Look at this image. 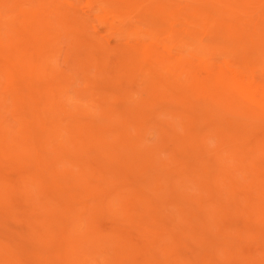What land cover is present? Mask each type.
Masks as SVG:
<instances>
[{"label": "rangeland", "instance_id": "1", "mask_svg": "<svg viewBox=\"0 0 264 264\" xmlns=\"http://www.w3.org/2000/svg\"><path fill=\"white\" fill-rule=\"evenodd\" d=\"M6 1V0H5ZM5 1L4 0H0V137L2 138V137H4L3 139H0V175H1V177H0V182L3 180V181H8L7 183L5 182L4 184V187H3V189L1 188V190L0 191H2V193L4 194H2V196L0 195V200L2 201L0 204H1V206H0V238H2V239H0V244L2 245V247H1V249L3 250V249H5V247L4 246H6V248H7V246L8 245H10L11 243V245H12V247L14 246V247H16V248H12V249H17L18 247L21 249L22 248V242H23V244H24V249H22V250H19V248H18V251H22L21 253L20 252H18V253H16L17 255H18V257H17V255L16 256H14L13 258H14V260H15V258H16V260L18 261V262H20V260H19V253H20V257L22 258H20L21 260H22V263L20 262L19 264H41V259H40V257H42V263L44 262L45 264H53L54 262L56 263V261H57V259L58 258H60L59 260H61V261H59V262H62L61 264H63L64 263V260H65V263H67V261L69 260H66V259H64L63 257H62V259H61V257H59V256H57L58 254H60V253H58L57 251H55L54 249H56L55 247H59L60 245H61V243H63V241H60V240H63L62 239V236L63 237H69V234H70V230H68L69 231V233H68V235L67 234H64V232L67 230L66 228H68L67 226H68V224L70 223V222H74V223H76V224H78L79 226H81V225H83V227L81 228V227H79V229H80V232L82 231V233L83 232H85L86 231V233H87V231H90L91 229H93L94 227H95V229L98 231V232H100V233H110V232H113V231H116V232H118V233H120L122 236H125V237H127V239H130V244H132V245H134V249L132 250V252L131 253H133L132 255H134V256H132V261L133 260H136V262L138 263L139 262V259L138 258H142L141 260L142 261H144V260H150L151 259V255H153V253H154V257L155 258H153V256H152V258H153V260H152V262L155 260V259H158L159 258V260L161 259V256H163V261H159V260H157V262L156 261H154L155 263H168V264H170L169 262H168V260L170 261V260H172L171 258H173V261L175 260V258L177 257L176 256V254H178V253H180L181 255V260H183V261H181V263L182 262H185L186 261V263L187 262H191V264H195L197 261L199 262V264H210V263H212L213 264V259H215V258H213L212 259V257H216V259H217V261H216V259H215V262H218L219 260H222V259H224L225 258V260H231L232 261V263H233V260H236L235 259V256L233 257V254H231V253H235L234 251L232 252V250H234L233 249V247H234V243H235V247H236V245L237 246H242L241 248H235V251H237L236 253H237V256L236 257H238L239 259L241 258V260H238V261H241L242 263H238L237 262V260H236V262H235V264H243V263H246V258H248V259H250V262H249V264H264V251L262 252V250H261V252H260V249H261V243H262V239H263V237H264V235L262 236V237H259L260 239H261V242H260V240H259V238L258 237H256L255 238V236H254V234L257 236L259 233H258V231H260L261 230V232L264 234V229H260L259 227H261V226H259V225H261V223H263L264 224V222H262L261 220H263L264 219V214H263V216L261 215L262 214V212L264 213V209H263V207H264V195L262 194V190H264V180H263V178H264V170H262V169H264L263 167H264V148L262 149L261 147H259V145H261V146H264V142H262V141H264V121L263 122H261V118H262V120H263V118H264V113H262V114H259V115H257L254 111H253V107H252V105H247V104H245L244 103V101L239 97V96H236V95H234V94H232L231 92H230V90H228V89H226V88H224V87H222V86H215V90L217 91V92H215V91H213L212 89V86L211 85H209L210 87H204V86H200L199 84H198V81L199 82H201V80H202V77H203V75H202V68L204 67V65H205V63H207V61H210V62H212L214 65H216L215 67H218V63H219V66L221 67L224 63H226L227 61H228V59L227 58H230V59H233V60H236V62H237V65L240 67V68H242V69H244L248 74L249 73H251L253 76H257L256 78H257V80H262L263 78H264V0H260V2H259V0H189L188 2H187V0H183V1H181V0H156V1H158V4H156V2H154V5H156V6H162V5H164V8L163 9H165V16H166V21H165V26H163L162 27V29L163 30H160L159 32H158V34H157V36H156V38H154V40L153 39H151L148 35H145V33H143V32H140L139 31V33L136 31L135 33H133V34H131V35H129V36H122V37H113V36H110L108 33H104L103 31H101L100 29H98V26H97V23H95L94 22V20H95V17L94 16H91V15H93V13L91 12V14H89L90 13V11H89V9L88 8H85V7H87V6H83V5H86V1L84 2V0H80V2H82V4L80 3V5L78 4L77 6L75 5L76 3H78L77 2V0H76V2H75V4H74V1L75 0H69L70 2H71V5H70V8L77 14V17H78V19L79 18H82L83 17V15H85L86 14V12L88 11V13L85 15V18H86V16H90V18H91V21L90 20H88V17L86 18L87 19V27H88V25L90 24L91 25V27H95V26H97V29H95L94 28V30L90 27V25H89V27L91 28L90 29V31H91V34H92V31L95 33L94 35H97V36H103L102 38H104L103 40L104 41H106V42H111L110 44H112V43H114V46L115 45H117L118 43L119 44H121V43H129V44H134L135 43V45H140V47H142V50H147V49H151V50H153L155 53H157L158 54V52H160V56H162L163 58H166V57H168V60L170 59V61H175L176 59H178V57H181V59H182V62H180L179 63V65H177L176 67H172L173 69H176L175 70V73H178L179 74V77H143V76H139V74H140V72H139V70H138V72H139V74L135 71V73L137 74V76H136V74L134 75V77H127V79H128V81H127V79H126V81H124V79L126 78V74L124 75V73L126 72L125 71V69L121 72L119 69H123V68H125V66H123L124 64H125V62L123 61V60H121V61H123L122 63H121V61L119 60V58H124L123 57V55H122V57H120L121 56V54L119 55L118 54V58H117V56H116V58H117V65H116V68L118 69L117 71H118V73L120 74V72H121V74H120V76H122V77H120L119 76V74H117V73H114L113 72V74H116L117 75V77H119V78H117L115 75V77H111V75L110 74H112V73H110L113 69H114V65H109V63H107V60H106V58H105V56L107 55V53L105 52L104 53V50L105 49H103L102 47L103 46H99L100 47V49L102 48L103 49V56H104V58H105V61L104 60H101V58L103 57V56H101V58H100V60L102 61V62H99V64L101 63V65H98V60H99V53L98 52H95L97 49H98V51H101V50H99V48L96 46V48L94 47V52L95 53H92V50H88L89 52H91L89 55H91L90 57L92 58V60H91V63L93 64H86L87 62H90V61H86V58L85 57H83V55L84 56H89V55H87L88 53V51H87V49H82V50H84V51H82L81 50V48H80V43L79 42H77V41H75V38H73L74 36L73 35H71L72 36V38L71 37H69V35H67L66 34V32H65V30H63L62 32H61V30L60 31H57V30H59V25H58V20H55V16H56V14H55V12H58V10H59V8L58 7H60V5H63L62 3H65V2H63L62 0H45V2H47L46 4H44L43 3V5L44 6H42V2H40L39 0V2H40V4H39V2L37 3L36 2V0H34L33 2H35L34 4L31 2V1H28V0H20L21 2L19 3V1L18 0H8L9 2L6 4L5 3ZM43 1V0H42ZM54 1V2H53ZM61 3H60V2ZM79 1V0H78ZM148 1V0H147ZM153 1H155V0H152V1H150V2H153ZM170 3H169V2ZM179 1V2H178ZM185 1V2H184ZM17 2H18V4H17ZM187 2V3H186ZM248 2H250V3H247ZM10 3V4H9ZM14 3V5L16 6V8H15V6L14 5H12ZM37 3V4H36ZM53 3V4H52ZM56 3V4H55ZM147 3V2H146ZM146 3H145V5H146ZM161 3H163V4H161ZM165 3V4H164ZM191 3V4H190ZM198 3V4H197ZM247 5H246V4ZM66 4V3H65ZM65 4L63 5V6H65ZM148 4V3H147ZM4 5V6H3ZM11 5V6H10ZM25 5V6H24ZM32 5V6H31ZM37 5V6H36ZM75 7H74V6ZM141 5V4H140ZM167 5L169 6L168 8H167ZM172 5V6H171ZM250 5V6H249ZM52 6V9L51 8H48V7H51ZM68 6V5H67ZM142 6V5H141ZM185 6H187V7H185ZM30 7H32V8H30ZM38 8V10L37 9H34V8ZM82 7H84V8H82ZM143 7V6H142ZM22 8V9H21ZM40 8H42L41 10H40ZM144 8V7H143ZM148 8H149V5H148ZM239 8H241L242 9V11L239 9ZM28 9H29V11H38L39 13H37V14H41V16H45V15H48V16H51L50 17V20H47V23L49 24V26L50 27H48V28H50V29H47L46 31H44L43 33H40V32H36L35 31V28L33 29L32 27L30 28L31 29V31H29L28 30V25H31V26H33V24L32 23H34V19L32 18V17H30V15L28 14ZM32 9V10H31ZM51 9V10H50ZM75 9V10H74ZM84 9V10H83ZM61 10V9H60ZM63 10V9H62ZM61 10V12H63ZM167 10V11H166ZM240 10V11H239ZM28 11V12H27ZM48 11V14L46 13ZM51 11V12H50ZM82 11V12H81ZM169 11V12H168ZM60 11L58 12V13H61ZM184 12V13H183ZM185 12H187V14L185 13ZM191 14H189V13ZM4 13H6V14H4ZM171 13V14H170ZM256 13V14H255ZM50 14H52V15H50ZM61 14H63V13H61ZM172 14H175V15H173V17L172 16H170V15H172ZM15 15V17H16V19H15V21H12L13 19V17L12 16H14ZM34 15L36 16V14L34 13ZM182 17L181 19H180V17ZM3 17V18H2ZM10 17V18H9ZM55 17V18H54ZM167 17H168V19H167ZM179 17V18H178ZM184 17V18H183ZM194 17V18H193ZM225 17V18H224ZM240 17V18H239ZM34 20L33 22H32V19ZM89 18V19H90ZM93 18V19H92ZM176 18V19H175ZM3 19V20H2ZM49 19V18H48ZM170 19V20H169ZM179 19V20H178ZM52 20H53V22L56 24V29H55V25H54V23L52 22ZM56 22H55V21ZM167 20H169V22L168 23H170V22H172V21H174V22H172V24L170 23V25H171V27L168 25V23H167ZM184 20V21H183ZM49 21V22H48ZM181 21V22H180ZM183 21V22H182ZM263 21V22H262ZM29 22H32V23H28ZM92 22H94V23H92ZM260 22V23H259ZM173 23H174V26H173ZM177 23V24H176ZM187 24V25H183V24ZM52 25V28H51V25ZM188 24H189V27H185V29H186V31H185V29L184 30H182L184 27L183 26H188ZM191 24V25H190ZM35 25V24H34ZM95 25V26H94ZM169 26V28H168V26ZM177 25V28H178V26H179V29H177V31L179 30V32H177L175 29H174V27ZM172 26H173V29H172ZM259 26V27H258ZM88 27V28H89ZM165 27H167L168 29H167V31H166V28ZM180 27H182V29L180 28ZM25 28H26V30H28L29 32H30V34L32 33V31H34V35L36 34V35H38L37 36V38L39 37V39L41 38V37H43V39H44V41L45 40H47V42L45 41H42V38H41V40H39L38 39V41H37V45H38V43H40V45H39V47H37V49L35 48L37 45H35V44H33V43H30V42H28V40L26 39V41H25V38L23 37L24 36V30H25ZM88 28H86L87 29V32L86 33H89V29ZM190 29V31H191V35H189L188 37L189 38H184V37H187V35H185V34H190V33H186V32H188V30ZM258 28V29H257ZM54 30V31H53ZM182 30V31H181ZM162 31H164V32H162ZM170 31L172 32V33H170ZM183 31H185V33H183ZM48 32V35L46 34ZM60 32V33H59ZM166 32V33H165ZM177 32V33H176ZM180 32H182V33H180ZM192 32H193V34H192ZM259 32H261L262 33V35H260V33ZM53 34L54 33V35H56L57 36V33H59L58 34V37H55L54 36V38H53V36L52 35H50V34ZM64 33V34H63ZM161 33V34H160ZM180 33V34H179ZM257 33V34H256ZM177 34H179L180 36H178ZM195 34V36L194 37H191L192 35H194ZM13 35V36H12ZM32 35V34H31ZM62 35H63V37H62ZM171 35V36H170ZM33 36V35H32ZM44 36H45V38H44ZM49 36H52V37H50L49 38ZM99 36V37H100ZM141 36V37H140ZM12 39H11V38ZM60 37H62V38H60ZM69 37V38H68ZM86 37V36H85ZM92 37V35H90L89 34V36H87L86 38H87V41H89V42H91L92 43V41L94 40L93 38H91ZM170 37V38H169ZM178 37V38H177ZM24 38V39H23ZM83 38V37H82ZM120 38V39H119ZM122 38V39H121ZM143 38V39H142ZM184 38V41L182 40ZM10 39V40H9ZM49 39H51V41L49 40ZM69 39V40H68ZM74 41H73V40ZM92 39V40H91ZM125 39H127V40H125ZM160 40L159 41V43H161V41L162 42H165V43H163L165 46H166V48H167V46H168V48H170V50L167 48V50L165 49V46L161 43L160 45L158 44V40ZM167 39V40H166ZM173 39V40H172ZM185 39H188V41L189 42H193V43H195L194 44V46L195 47H193V43H189L188 41H186L185 42ZM115 40V41H114ZM157 40V41H156ZM172 40V41H171ZM197 40V41H196ZM43 43H42V42ZM54 41V42H53ZM153 41H154V43H153ZM155 41H156V43H155ZM232 41V42H231ZM23 42V44H21ZM28 43V45H27V43ZM53 42V43H52ZM80 42H81V40H80ZM88 42V43H89ZM131 42V43H130ZM137 42V43H136ZM145 42V43H144ZM183 42V43H182ZM249 42V43H248ZM41 43H42V45H41ZM56 43V44H55ZM87 43V42H86ZM90 43V44H91ZM116 43V44H115ZM184 43H186V44H184ZM207 43V44H206ZM242 43V44H241ZM54 44V45H53ZM93 44V43H92ZM97 45H101V44H99V43H96ZM95 44V45H96ZM118 44V45H119ZM156 44L157 45H159V46H157L156 47ZM167 44V45H166ZM168 44H170V45H168ZM187 44H189V45H187ZM217 44V45H216ZM233 44V45H232ZM238 44V45H237ZM248 44V45H247ZM29 45H33L32 47L34 48V50H38V52L37 53H43V55H44V57H46V55L45 54H47V53H49V51L52 49L54 52V55L52 54V52H50L48 55H47V57H51V56H54V57H51L52 58V60L53 61H55V63H53L52 62V64H51V61L49 60V58H48V60H49V62L48 63H50L49 65H48V63H47V58H45V61H44V64H45V66H43V69L44 68H46V69H44L45 71L43 72V74L45 73V72H48V76H47V74L45 73V75H46V77H45V75H43L44 77H40V75H42V74H40L39 75V73H41V72H39V73H35V70L33 71V69H36V70H43L42 69V67H41V65H40V62L42 63V60H43V55H41L40 54V57H39V55H38V57H36V56H34V55H36L35 53L33 54H30L29 55V58L30 59H28L29 61L30 60H32V57L34 56L35 58H37V60L38 61H40L39 63H37L38 65H40L39 67H41V69H37V68H32V67H38L37 66V64H36V62L37 61H35V58H34V60H32L31 62H27V64L25 65V63L26 62H24L25 60H23L22 61V56L20 55H17L16 53V51H19V50H21V51H23V50H25V51H33L32 49V47L30 48V49H28L27 47L29 46ZM48 45H50V47H51V49H50V47H48ZM61 45V46H60ZM94 45V44H93ZM113 45V44H112ZM163 45V46H162ZM180 45H181V47H180ZM189 47L188 49H187V46ZM199 45V46H198ZM222 45V46H221ZM17 46V47H16ZM27 46V47H26ZM35 46V47H34ZM42 46V47H41ZM57 46V47H56ZM149 46V47H148ZM171 46V47H170ZM252 46V47H251ZM13 47V49H11ZM14 47L16 48L15 50H14ZM54 47H56V49H54ZM161 47V48H160ZM218 47H220V48H218ZM226 47V48H225ZM231 47V48H230ZM255 47H258V48H255ZM17 48H19V49H17ZM23 48H25V49H23ZM46 48V49H45ZM50 50H49V49ZM171 48H172V51H171ZM174 48V49H173ZM185 48V49H184ZM194 48V49H193ZM197 48V49H196ZM222 48H224V49H222ZM27 49V50H26ZM46 51H45V50ZM48 49V50H47ZM176 49H178L177 51H176ZM195 49L197 50V51H195ZM44 50V51H43ZM51 50V51H52ZM182 50H184V54H182V52H181V54L180 53H178V52H180V51ZM189 50V51H188ZM241 50H243V51H241ZM256 51V53H255V51ZM24 51V52H25ZM43 51V52H42ZM86 51V52H85ZM148 51V50H147ZM157 51V52H156ZM169 51V52H168ZM260 51H262V52H259ZM10 52H12L13 53V55L10 53ZM15 52V53H14ZM23 52V53H24ZM30 52H26V53H30ZM82 52V53H81ZM102 52V51H101ZM100 52V55L102 54ZM172 52V53H171ZM85 53H87V54H85ZM97 53V56H98V58H97V56L95 55ZM174 53V54H173ZM175 53H177V54H175ZM13 56V57H11V55ZM19 54V53H18ZM80 54H83L81 57H83L82 58V60H81V58H80ZM113 54V53H112ZM189 54H191V55H189ZM27 56H28V54H26ZM50 55V56H49ZM62 55V56H61ZM170 55H174V57L173 56H170ZM187 55H188V57H187ZM195 55V56H194ZM232 55H235L234 57L232 56V58H231V56ZM238 55V56H237ZM15 56V57H14ZM17 56L19 57V58H17ZM73 56H74V58H75V56H76V60H75V63L77 62V64H76V66H74V64H72L73 62H72V59L74 60V58H73ZM109 56H112L111 55V53L110 54H108L107 55V57L109 58ZM115 56V55H114ZM170 56V57H169ZM177 56V58H175ZM241 56H243L242 58H241ZM251 56V57H250ZM8 57H10V58H8ZM42 57V58H41ZM69 57H70V60H69ZM90 57H88L89 58V60H90ZM226 57V58H225ZM244 57H246L247 58V60H245V58ZM56 58H57V60H56ZM93 58H94V61H93ZM252 58H253V60H252ZM22 61V63H19V61ZM79 60V61H78ZM86 61L85 62V64H86V66H85V64H84V61ZM109 60H111V58H109ZM108 60V61H109ZM114 60H115V58H114ZM113 60V61H114ZM120 62H119V61ZM224 60V61H223ZM240 60V61H239ZM261 60H262V62H261ZM34 61V62H33ZM58 61V62H57ZM97 61V62H96ZM112 61V60H111ZM112 61V62H113ZM246 61V62H245ZM250 61H251V63H250ZM81 62H83V63H81ZM103 62H104V65H103ZM110 62V61H109ZM114 62H116V60L114 61ZM114 62H113V64H114ZM250 64H249V63ZM31 63V64H30ZM34 63V64H33ZM111 63V62H110ZM118 63H119V65H120V63L122 64V66L120 65V67L121 68H119V66H118ZM190 63H192L193 64V66H192V64H190ZM194 63H196L195 65H194ZM198 63V64H197ZM215 63H217V64H215ZM32 65L30 68V70L31 71H29V69H28V67L30 66V65ZM80 64V67H79V69H81L82 68V70L83 71H81V72H78L76 69H78V65ZM109 65L110 66V69H112V70H107L108 69V67L109 66H107V65ZM25 67H24V66ZM27 65H29V66H27ZM43 65V64H42ZM81 65H82V67H81ZM93 66V68H92V66ZM102 65L104 66L103 68H102ZM106 65V66H105ZM49 66H50V68H49ZM91 66V68H89ZM112 66H114V67H112ZM180 66V67H179ZM53 67V68H52ZM77 67V68H76ZM107 69H106V68ZM112 67V68H111ZM85 68V69H84ZM87 68V69H86ZM88 68L89 69H91V71L90 72H92L91 74H88V73H90L89 72V70H88ZM95 68H97V70L95 69ZM106 69L105 71H109V76L111 77V79L112 78H114L113 80L114 81H112L111 82V80H110V77H109V82H111L112 84H113V86L107 81L108 80V78L105 76V73L103 72L102 74L104 75H102L104 78H105V80L107 81V84H108V86L106 87L107 89H108V87H109V89L107 90V89H104L105 91H107L106 93H102V92H98L97 91V89L99 90V91H101L102 89H103V87L105 86V83L106 82H104L102 79H103V77H100V78H98V76H96L97 74H95L94 72H98L99 71V69H100V72H101V70L102 69ZM179 68H180V70H179ZM12 69V70H11ZM92 69L94 70V71H92ZM135 69V70H136ZM85 70H86V73H87V71H88V76H90V77H88V76H85L84 77V75L83 74H81L82 72H84L85 73ZM116 69H114V71H115ZM56 71V72H55ZM60 73H59V72ZM104 71V70H103ZM14 72V73H13ZM27 72V73H26ZM29 72H31L32 74H29ZM33 72L35 73V75L33 76ZM37 72V71H36ZM54 72V73H53ZM53 73V76H50L51 74ZM56 73V74H55ZM28 74V75H27ZM57 75L56 77H54L55 75ZM86 74V75H87ZM94 74H95V76H94ZM106 74H108V73H106ZM112 74V75H113ZM201 74V75H200ZM250 74V75H251ZM13 75V76H12ZM30 75H32V77L30 76ZM39 75V76H38ZM99 75V74H98ZM101 75V74H100ZM99 75V76H100ZM9 76V77H8ZM35 76H38V77H35ZM94 76V77H93ZM259 76V77H258ZM261 76V77H260ZM10 78V79H9ZM99 80L100 79V81H102V83H100V81H98L97 79ZM124 78V79H123ZM150 78V79H149ZM159 78V79H158ZM162 78V79H161ZM8 79V80H7ZM95 79H96V82L98 81V83L99 84H103V87H102V85H96L95 84ZM117 79H118V82H115V80L117 81ZM139 79V80H138ZM37 80V81H36ZM8 81V82H7ZM80 81V82H79ZM123 81V82H122ZM79 82V83H78ZM116 84H115V83ZM53 83V84H52ZM38 84V85H37ZM94 84L96 85V87L94 86ZM106 84V85H107ZM118 84H119V86H118ZM80 85V86H79ZM110 85L112 86V87H110ZM117 85V86H116ZM22 86V87H21ZM53 86V87H52ZM121 86H122V88H124V89H129V91L127 92L126 90H124L125 91V93H124V91L121 89ZM208 86V85H207ZM20 87V88H19ZM98 87V88H97ZM100 87H102V88H100ZM151 87H153V88H151ZM27 88V89H26ZM96 88V89H95ZM130 88L132 89V90H130ZM134 88V89H133ZM151 88V89H150ZM7 89V90H6ZM34 89H35V92H34ZM61 89V90H60ZM116 89V91L118 90H122V91H119V92H116V91H114ZM127 89V90H128ZM153 89V90H152ZM11 90V91H10ZM54 90V91H53ZM9 91V92H8ZM18 91V92H17ZM21 91H23V92H21ZM31 91H33V92H31ZM38 91H39V93H38ZM42 91V92H41ZM97 91V92H96ZM103 91V90H102ZM126 92H127V95H126ZM25 93V94H24ZM95 93L96 94H98V95H96V97H94V95H95ZM125 95H124V94ZM27 94H29V95H27ZM69 94V95H68ZM104 94V95H103ZM119 94L121 95V94H123L124 96H122V98L123 97H125L126 96V99H124V102H126V104L128 105L129 104V106L130 107H128L129 109H127V105H125V107L126 108H124L123 106H124V104L125 103H123L122 101H123V99L122 98H120L121 96H119ZM19 95V96H18ZM102 97H101V96ZM198 95V96H197ZM18 96V97H17ZM27 96H29V97H27ZM60 96V97H59ZM65 96V97H64ZM106 96H107V100H105L106 102L109 100V102H108V106H107V108L105 107L104 108V106H103V103H101L102 101L103 102H105L103 99L104 98H106ZM22 97V98H21ZM64 97V98H63ZM104 97V98H103ZM26 98V99H25ZM46 98V99H45ZM54 98H56V99H54ZM62 98H63V100H62ZM67 98V99H66ZM99 98V99H98ZM102 98V99H101ZM200 98V99H199ZM28 99V100H27ZM48 99V100H47ZM65 99V100H64ZM92 99V100H91ZM99 101H98V100ZM111 99V100H110ZM204 99V100H203ZM24 100H26V101H24ZM57 100V101H56ZM59 100H60V102H63V104H65L64 106H61L60 104V102H59ZM62 100V101H61ZM94 100V101H93ZM96 100H97V102H96ZM207 100V101H206ZM23 101V102H22ZM55 101H56V104H55ZM65 101H66V103L68 102V105H66V103H65ZM92 101V102H91ZM113 101V102H112ZM186 101V102H185ZM57 102H59L60 104H58ZM105 102V103H106ZM110 102H112V103H114V104H118V106L117 107H115V106H113L112 104H110V105H112L111 107H110V105H109V103ZM128 102V103H127ZM169 102V103H168ZM193 102V103H192ZM215 102H216V105H217V108H216V105H215ZM9 103H10V105H9ZM33 103H35V104H33ZM90 103H91V105H90ZM97 105H96V104ZM191 103V104H190ZM196 103V104H195ZM208 103V104H207ZM35 105V107L37 106L38 107V110H37V112H35V110L37 109V107L36 108H34L33 107V105ZM47 104V105H46ZM52 104H55L56 106H57V104H58V108L55 110L56 112H57V110L58 109H61V107H62V111H63V108H64V110H65V106H67L68 108H66L67 110H68V112H69V108L72 106V111H71V113H75L77 110H80V108H79V105L80 106H84L85 104H87V109L85 108L84 109V111L82 112V113H79L80 111H82L83 110V108L86 106H84L83 108H81L82 110H80L79 112H77L76 114H77V116H79L78 115V113L79 114H81L82 116H84V114H86L87 116H89V114H91V117H92V114L94 115V112H97V111H99V113H97V114H99V117H97V118H95V116H93L92 118H90V119H88L89 120V122L91 121V119H92V121H93V118H95V119H97V120H99L98 121V123H97V120H95L94 119V123H92V125L91 124H89V122L86 124V118H87V116H86V118L84 119V121L81 119V117L79 116L78 117V119L79 120H81V121H83V122H85V123H83V122H81V123H83L84 124V126H82L83 128H81V125H83V124H80L79 122V120H77V119H75L76 117L74 116V115H76V114H71L72 116H69L67 113H66V115L64 116V114H62L63 112L61 111H59L60 113L59 114H62L63 116H62V118L64 119V118H66V119H64L65 120V122H67V119H69L68 121H70V120H72L71 122H73V123H71V122H69L70 123V125H74V127L76 126V124H77V121H78V123L80 124V126H76V127H78V129H77V131H79L78 133H79V137L77 136L78 135V133H76L77 135V137L75 136V138L76 139H74V137H73V135H71L72 136V138H71V140H70V142H71V144H72V146L74 147H71V144H70V142H68L69 140H68V138H67V140H66V138H64V137H62L64 134L63 133H67V130H69V128H67L68 126L70 127V130H71V126L70 125H65L66 123H64V125H62L61 123H63L64 121L62 120V118H61V120H60V117H59V120H60V122L58 123L59 124V126H58V128H61L60 130L58 129V128H56L55 129V132H53V133H51L50 131H51V129H50V127L52 128V125H51V123H50V119H49V116L47 115V112H50V111H48V110H50V108H52L53 106H51ZM84 104V105H83ZM89 104V105H88ZM122 105V106H120L119 107V105ZM190 104V105H189ZM238 104V105H237ZM242 104V105H241ZM32 105V106H31ZM43 105V106H42ZM75 105H77V107H78V109L76 110V108L74 107L73 108V106H75ZM99 105H101V106H99ZM174 105V106H173ZM188 105V106H187ZM200 105V106H199ZM202 105V106H201ZM203 105L204 106H206V107H203ZM212 105H213V107H212ZM215 105V106H214ZM47 106V107H46ZM70 106V107H69ZM185 106V107H184ZM187 106V107H186ZM198 106V107H197ZM236 106V107H235ZM238 106V107H237ZM4 107V108H3ZM12 107H15L14 108V110H13V108ZM30 107H32L33 108V110H30L29 108ZM103 109H102V108ZM108 107H109V109L111 108V111L110 110H108ZM115 107V108H114ZM172 107V108H171ZM196 107V109H194V108ZM202 107V108H201ZM227 107H228V109H227ZM229 107H230V109H229ZM3 108V109H2ZM7 108V109H6ZM45 108V109H44ZM54 108V107H53ZM56 108V107H55ZM54 108V109H55ZM89 108H90V110H94V111H92L93 113H87V111L89 110ZM92 108H94V109H92ZM95 108H97V109H95ZM101 108V110H98V109H100ZM112 108L113 109H117V108H119L118 110H116L115 111V113L117 112V117L119 118V115H120V122H121V124H119V122H118V124L119 125H123V127L121 126H115L114 127V125H117L116 123H117V121H118V119L115 117L116 116V114H114V113H112ZM183 108H185V109H183ZM191 108H193V110H191ZM216 108V109H215ZM240 110V111H238V109ZM244 108H247V110H248V113H247V111L245 110V112H244ZM28 109H29V111H28ZM104 109H107V111L106 112H109L110 111V116H112V114L113 115H115L114 117L115 118H111L112 119V123H113V121H115L116 123H114V125L112 124V123H110V121H108L109 119H110V117H109V119H107V121H106V119H103L104 117H103V115H102V113L104 114L105 113V111H104ZM124 109H125V111H124ZM131 109V110H130ZM198 109V111L199 112H201L200 114L199 113H197L195 110H197ZM211 109V110H210ZM213 109H215L214 110V112H213ZM226 109V110H225ZM234 109V110H233ZM27 110V111H26ZM44 110H45V112H44ZM47 110V111H46ZM66 110V111H67ZM96 110V111H95ZM121 110H123L124 112H126V113H123V111H121ZM217 110H218V112H217ZM223 110V111H222ZM228 110H230V112L228 111ZM31 111H33L34 112V115L35 116H38V118L37 117H35L34 115H33V112L32 113H30ZM101 111V112H100ZM102 111H104V112H102ZM191 111H194L195 112V114H196V117L195 116H193L192 114H189ZM237 111V112H236ZM241 111H242V113H241ZM253 113H252V112ZM65 112V111H64ZM221 112V113H220ZM8 113H9V115H8ZM28 113V114H27ZM30 113V114H29ZM41 113H42V115H41ZM70 113V112H69ZM84 113V114H83ZM130 115H129V114ZM160 113V114H159ZM206 113H208V114H206ZM210 113V114H209ZM238 113V114H237ZM252 113V114H251ZM255 113V114H254ZM33 115V117H35V118H33L32 116H30V115ZM39 114V115H38ZM96 114V113H95ZM124 114H126V115H124ZM135 114V115H134ZM214 116L215 114H218V115H220L221 116V118L219 119V121L223 124V126L224 127H221V129L223 128L224 130H225V128L228 130H225V132H226V135H228V134H230L229 132H231V131H229V128H231L230 127V125L232 124L233 126H232V128L233 127H236L235 129H232V130H234V132L236 131V136H240V137H238V138H240L241 139V136H243L242 137V139L240 140V139H238L236 136H233V134L231 133L230 134V137L229 138H231V140L229 139V140H227V137L225 138V137H223V139H221V137L220 136H218V133L215 131V130H213L212 131V128H207V124H205V123H207V121L208 120H206V117H208L209 116V118L208 119H211V117L210 116H212V115ZM223 114H226V116H227V118H226V116L225 115H223ZM241 114V116H238V115H240ZM244 116H246L245 118L243 117V115ZM27 116V120L29 121V119H31V121H27L26 120V116ZM68 115V116H67ZM108 115V114H107ZM261 115V116H260ZM40 116V117H39ZM42 116H43V118H42ZM46 116H48L47 117V119H46ZM74 116V117H73ZM103 117L102 119H100L101 117ZM123 116V117H122ZM222 116H225V117H222ZM255 116H256V118H255ZM28 117H32V118H28ZM68 117V118H67ZM85 117V116H84ZM84 117H82V118H84ZM90 117V116H89ZM88 117V118H89ZM249 117H251L252 119H253V121H252V119H249ZM258 117V118H257ZM37 118V121L35 122V124H34V121L32 120V119H36ZM45 118V119H44ZM71 118V119H70ZM73 118L75 119V120H73ZM107 118H108V116H107ZM129 118H130V120H131V122L129 121ZM235 118H236V121H235ZM243 118L244 119H249V120H247L246 122H244V120H243ZM40 119H42L41 121H40ZM110 119V120H111ZM115 119V120H114ZM116 119H117V121H116ZM47 120H49V121H47ZM101 120V121H100ZM125 120H128V124H130L131 123V125L133 124V128L130 126H128V124L126 123L127 121H125ZM243 122H242V121ZM42 122V124L44 125L43 127H44V129L46 128V130H50V131H48V133L50 132V134L51 135H49L48 133H45V135H47V136H44V138H45V140H43L42 139V137H43V135L41 134L40 135V137H41V139H42V141H43V143H48L49 144V142H47V140L49 139V136H50V138H51V143L50 144H56V143H54V140H55V138L54 137H59L60 138V136L63 138V142H61V140L59 141V140H57L56 139V141H59V143L61 142V146H63V149H65L64 150V155H66V156H74L75 154H76V156L77 155H80V156H77V157H75L74 156V158L72 159V160H68V163H66L67 162V157H65L64 155H61V156H63V157H60V158H62L63 160H59L61 163H59L58 162V160L57 159H60V158H57V159H55V160H57V161H53V160H51L52 161V163L50 162V161H48V159L49 158H47V156L46 157H43L42 156V154H46V152H49L50 151V156H51V154L53 155V156H51V157H57L58 155H60L61 153H59V150L57 149L58 147L57 146H60V145H55L56 146V149L54 148V151L53 150H51V148H53L51 145V148H49V149H47V147H49L48 146V144L45 146L44 144L43 145H41L42 143H40V142H42L41 140H40V137L37 139V136H36V131L35 130H37V129H39L40 128V126L38 127V128H35L37 125H41V123L40 122ZM75 121V122H74ZM91 121V122H92ZM102 121H104V122H102ZM125 121V122H124ZM223 121V122H222ZM251 121V122H250ZM105 122H108V125L106 124V127H108V130L109 131H111V133H113L112 131H116L117 132V127H120L121 128V130H120V128H118L119 130H118V134H120V135H117V133H116V136L117 137H112V135L110 136V135H108V134H110L109 132H107L108 130H107V128H104L102 131L100 130V129H102L103 128V125H104V123ZM235 122V123H234ZM27 123V124H26ZM35 125H33V124ZM46 123H48V125H50V126H48ZM95 123H96V127H98V126H100V127H98V129L103 133L104 132V134H102L100 131H98L94 126H95ZM101 123L103 124V125H101ZM112 125V128L114 129H112V130H110L111 128V125ZM125 125H124V124ZM228 123V128L225 126L226 124ZM250 123V124H249ZM22 124H23V127H22ZM78 124V125H79ZM126 124H127V126H126ZM225 124V125H224ZM239 124L241 125L240 127H238L239 126ZM260 124V127L263 125V128H260V127H258V125ZM9 125H10V127H9ZM33 125V126H32ZM47 125V126H46ZM90 125L93 127V129H95L94 131H95V133L97 132L98 133V136H100V139L101 138H105V134H107L108 136H110L109 137V139H111V140H108V139H106V141H103V140H105V139H101V144L100 145H97V146H95V141H97L98 140V136L97 135H95V133H93V131H91L92 130V128H89L90 127ZM98 125V126H97ZM196 125V126H195ZM235 125V126H234ZM245 125V127H242V126H244ZM246 125H247V128H246ZM248 125H250L249 127H251V126H253V125H255V126H253V127H255L257 130L259 129V130H261V132L258 130H256L255 128L253 129V131H251V133L253 134V132L256 130L257 131V134H256V131L254 132V134H256L254 137L255 138H252V136L250 135L251 133H250V130L252 129H250L249 130V127H248ZM30 126H32V129L30 128ZM42 126V125H41ZM46 126V127H45ZM65 126V127H64ZM110 126V127H109ZM206 126V127H205ZM258 128H257V127ZM28 127L31 129V132L34 134L33 135V138L31 137V140H33L34 142H37V143H34L35 144V147L32 145V143H33V141L31 142V140H30V138L29 137H27L28 136V132H30V129H28ZM43 127H41L40 128V130L43 128ZM73 127V126H72ZM102 127V128H101ZM127 127V128H126ZM205 129H204V128ZM11 128V129H10ZM67 129V130H65V131H63L62 129ZM87 128H89V129H91V130H89V131H87L88 129ZM110 128V129H109ZM122 128H125L126 129V131H125V129L123 130V132H122ZM128 128H130V129H128ZM238 128H241L240 129V131L242 132V128H244L243 130H245V128L246 129H248L247 131H248V133L249 134H247V132L246 131H243L244 132V134H243V132H242V134L243 135H241V132L239 131V129ZM10 129V130H9ZM20 129H23V130H20ZM33 129H35L34 131L35 132H33L32 130ZM83 129V130H82ZM107 130V131H104V130ZM128 129V130H127ZM194 129V130H193ZM202 129H203V131H202ZM206 129H208V131H206ZM209 129H211V130H209ZM238 129V130H237ZM26 130H28V131H26ZM40 130H39V134H40ZM52 130H54L53 128H52ZM56 130H57V132H58V130H59V134L57 133V135H56ZM131 130V131H130ZM231 130V129H230ZM263 130V131H262ZM2 131V132H1ZM62 133H61V132ZM76 131V132H77ZM82 131H83V134H82ZM125 131V132H124ZM130 131V132H129ZM199 133H198V132ZM212 131V132H211ZM216 133H215V132ZM30 132V133H31ZM70 132V131H69ZM86 132V133H85ZM106 132V133H105ZM145 132V133H144ZM183 132H187V134H185L184 135V133ZM195 132L197 133V135L198 136H201V137H198L197 135H194L195 134ZM210 132V133H209ZM233 132V133H234ZM238 132V133H237ZM3 133H6V134H4L5 136L7 135V138L3 135L2 136V134ZM18 133V134H17ZM24 133H25V135H24ZM30 133H29V136H31L30 135ZM37 133V134H38ZM87 134V136L85 135V134ZM88 133H90V135H88ZM99 133H101V134H99ZM122 133H125V134H122ZM126 133L127 134H129L128 136L126 135ZM144 133V134H143ZM151 135H150V134ZM181 133V134H180ZM192 133V135H190ZM210 135V138H212V136L213 137H215L216 138V140L214 141V139L212 138V139H210L209 138V136H208V134ZM245 133H246V135H245ZM262 135H261V134ZM19 134L20 135H24V139H25V141L22 139L23 137H20L19 136ZM80 134H82V135H84L85 137H83L82 135H80ZM92 134H94L93 136H92ZM150 136H149V135ZM166 134H167V136H166ZM212 134H214V135H212ZM216 134V135H215ZM234 134V135H235ZM68 135V134H67ZM114 135H115V133H114ZM113 135V136H114ZM122 135L124 136V138L122 137ZM140 135H142L141 137L142 138H139V139H141V140H139L138 139V137H140ZM147 135V136H146ZM171 135V136H170ZM194 135V136H193ZM204 137H203V136ZM233 137H232V136ZM35 136H36V140H35ZM39 136V135H38ZM95 136H97V137H95ZM101 136H103V137H101ZM119 136V137H118ZM129 137H131L129 140H131V142L133 141V139H134V142L135 143H131L130 141H128V142H124V143H122V144H126L127 145V143H128V145H130V143H131V145L130 146H135L136 147V145H140V147H141V144H140V142H142V147L140 148V147H138V149H142L141 151H142V153H140V156H138V154H139V152H141V151H137L138 153H135V154H133L134 152H136V151H133V153H132V151H129L128 153L130 154L128 157H127V155L124 153L123 154V152H127L126 150H129V149H131V150H133V147H131V148H128V145L126 146L127 148H126V150L125 151H123V149L125 148V146H123L122 144V147L120 148V143L122 142V140L123 141H125V139H127L128 140V138ZM168 136H169V138H168ZM173 136H175L174 138H173V140H172V138L171 137H173ZM192 136V137H191ZM208 136V137H207ZM218 138H217V137ZM261 136H262V140L261 141H259L260 139H261ZM13 137L15 138V139H13ZM66 137H68V136H66ZM80 137H82L81 138V140H80ZM92 137L95 139V140H92ZM126 137V138H125ZM151 137V139H153V140H151V139H149ZM163 137H164V139H163ZM168 139H167V138ZM178 137V138H177ZM191 137V138H190ZM236 137V139H238V142L240 143V141L242 142V140L245 142H243V145L245 144V146H246V144H248L247 143V141H248V138H250L249 140H251L252 141V143H256V142H259V143H261V144H258L257 145V143H256V146L258 147H255V149H252L253 151H251V149H247L248 151L247 152H252V153H257L258 154V156H256V158L254 157L253 158V154L250 152V154H246L245 155V153H246V149H245V153H243L244 154V156L247 158V162L249 161V164L247 165L246 164V160L243 162L242 161V158H243V154H241V156H242V158H241V162H243L242 164H241V162H240V160L238 159V158H240V153L242 152V151H244V149L242 150L241 149V144L242 143H240V146L238 145L239 143L238 142H236L235 140L236 139H234ZM247 137V139L245 140V138ZM6 138V139H5ZM21 138V139H20ZM30 140V141H28V139ZM106 138H108V137H106ZM112 138H114L113 140H114V142H116L115 144H118L119 143V145H112V143H114L113 141H112ZM122 138V139H121ZM179 138H180V141H179ZM183 138H184V140H183ZM191 139V140H195V139H202V141H200L201 143V146H197L196 147V145H197V143H198V141H194L193 143H196L195 144V147H194V145L192 144V141H191V143H189V139ZM204 138V139H203ZM220 138V139H219ZM244 138V139H243ZM13 139V140H12ZM65 139V140H64ZM69 139H70V136H69ZM77 139H79L78 141H77ZM83 139H85V140H83ZM99 139V140H100ZM116 139V140H115ZM136 139H137V141H136ZM143 139V140H142ZM157 139V140H156ZM177 139V140H176ZM219 139V140H218ZM224 139H225V141H224ZM234 139V140H233ZM254 139V140H253ZM4 140H7V145H9L10 146V148L11 147H13L12 149L13 150H17L19 153H20V155H22V153L24 154V155H22L21 157V159H23V157L24 156H26V154L24 153V152H26V153H28V154H32V151L34 150V152L36 151V155H34V152H33V155H34V157L36 156L37 158H35V161H34V159L32 158V159H30V161L31 162H29L28 163V161H29V155H27L26 157H28L24 162L22 161V160H18V158H20V156L18 157V156H16V153H15V156H16V158L14 159L13 158V156H11V155H13L12 153H13V151H12V149H10V151H12V153L10 154V152H8V154L6 153L7 151H9V146H8V150L6 149V151L5 150H3V147H5V146H7L6 145V143H5V145H4V143H3V141ZM10 140H12V141H10ZM27 140V141H26ZM37 140H39V141H37ZM77 141V142H80L81 143V146H78V145H80L79 143H78V145H77V143H75L74 142V144H76V146L73 144V141ZM99 140H98V142H99ZM119 140H121V142L119 141ZM126 140V141H127ZM182 140V141H181ZM186 140V141H185ZM187 140H188V144L187 143H185V142H187ZM218 140V141H217ZM222 140V141H221ZM240 140V141H239ZM8 141H10L9 142V144H8ZM13 141H18V146H17V149L15 148L16 146H15V143L13 142ZM24 141V142H23ZM53 141V142H52ZM67 141V142H66ZM81 141H84V142H86L85 144L83 143V142H81ZM89 141H90V143H89ZM92 141V142H91ZM109 141V143L108 144H110L109 146H107V143L106 142H108ZM154 141V142H153ZM166 141V142H165ZM174 141V142H173ZM177 141V142H176ZM179 141V142H178ZM205 141H207L206 142V144H205ZM217 141V142H216ZM230 141V142H229ZM235 141V142H234ZM251 141H249V142H251ZM254 141H256V142H254ZM13 142V143H12ZM23 142V143H22ZM28 142V143H27ZM31 142V143H30ZM67 143V146H70V147H68L67 149H66V144H64L63 145V143ZM98 142H96V144H99ZM137 142V143H136ZM139 142V143H138ZM165 142V143H164ZM223 142V143H222ZM233 143L234 145H232V144H230V143ZM2 143H3V146H2ZM25 143H26V146H25ZM30 143V144H29ZM58 143V142H57ZM88 143V144H87ZM105 143V144H104ZM173 143H175V144H181L180 146L178 145L177 147L180 149V148H182L184 145L182 144V143H185L187 146L189 145V144H191V145H193V147L192 148H196V150L198 149V147L200 148H202V150L205 152V151H207L206 153H209V154H211V152H212V157L214 156V155H217L216 157H218L219 155H221L222 156V152H220L219 153V150L220 151H223V150H225L228 146H229V148L231 147V146H233L232 148H234V149H230V151L232 150V152L233 153H235L236 155H234L232 152H230V154H229V150H225V157H224V159H219L218 158V161L217 162H220V163H224V164H227V166L229 167V169H230V173H229V175H230V181H228L229 179H228V177H227V179H226V177L224 176V177H222V179H223V181H222V179H221V181H222V184H219V183H221V181L220 182H218L220 179H216V178H214L215 176V174L213 175L214 177H212V178H214V179H211V176H212V174L210 175V177L209 176H207V173L208 172H210L211 171V167H215L216 165V163L214 162L215 160H217V158L214 156L213 158L209 155L208 156V154H203V155H205L204 156V158H203V155H202V153L201 152H203V151H201V149H199V151L198 152H196V154H194V151H193V149L189 146L188 148H191L190 149V151H189V149H188V151H187V149L185 150V149H181L180 151H179V149L176 147V145H175V147H172L171 145L173 144ZM212 143V144H211ZM237 143V144H236ZM252 143H250V144H252ZM23 144V145H22ZM36 144H40L39 145V147L36 145ZM92 144H94V146L92 145ZM104 144V145H103ZM208 144V145H207ZM227 144V145H226ZM250 144H248L247 146H249L250 147ZM253 144V145H254ZM11 145H13V146H11ZM28 145L30 146V145H32L30 148H32L33 149V147H34V149L32 150L31 149V151L29 150V148H28ZM86 145H88V147L89 148H91L92 149V147L94 148V150L96 149L95 147H97V149L99 150H97L96 149V151H98L97 153H98V155H100V157H101V155H102V153L104 154V152H105V154L108 156H104L103 157V155H102V160H103V162H105V163H103V162H101V164H103V165H105V166H107V163H108V165H109V160H110V158H111V161H113L114 159H116L117 158V160H114V165L112 164V166L111 165H109L110 167H112L111 169H113V166H115L116 164L118 165V163H119V165H122V162H120V160L121 161H123V165H122V167L121 166H119V167H121L120 169H119V175H118V171H116V169L118 170V167L116 168V169H114L115 171H113L112 170V172L110 171V173L111 174H114L113 176L109 173V169H108V167L109 166H107L106 168H105V166H104V168H103V171L105 170V172H103L102 171V173H104V174H102V173H99L100 172V170H102V166L103 165H100V163H99V161L101 160L100 159V157L96 160L95 158H92V156L90 155L91 153H92V155H93V157L94 156H96V153H95V151L94 152H91L92 150H89L88 149V147L86 146ZM162 145V146H161ZM204 145H205V148H204ZM236 145H238L239 147H240V149H239V147L238 146H236ZM22 148H21V147ZM40 146H44V147H46L45 148V150L44 149H42V147L40 148ZM91 146V147H90ZM98 146H99V148H98ZM106 146V147H105ZM117 146H119L117 149H116V147ZM143 146H144V148H143ZM173 146H174V144H173ZM206 146H208V147H206ZM227 146V147H226ZM235 146V147H234ZM245 146H243V147H245ZM245 147V148H249V147ZM26 147V148H25ZM77 149H76V148ZM81 147V148H80ZM86 147H87V149H86ZM103 147H104V149H103ZM113 147H114V150L115 151H118V149H121L120 150V152L118 151V154L119 153H121L122 154V156H124V155H126L125 157H127V159H125V157H122L121 156V154H119L118 156H117V153L114 151V153H116V154H112L113 153V151H112V149H113ZM159 147V148H158ZM186 146H184V148H185ZM238 147V148H237ZM251 147H252V145H251ZM253 147V148H254ZM19 148V149H18ZM37 148H39L38 150H37ZM62 148V147H61ZM70 148V149H69ZM71 148L72 149H75V150H73V151H71ZM78 148H79V150H78ZM82 148H84L85 150H83ZM105 148L108 150H105ZM108 148H111V149H108ZM146 148H148V149H146ZM166 148V149H165ZM178 150H177V149ZM223 148V149H222ZM225 148V149H224ZM259 148H261V149H259ZM43 150V152L44 151H46V152H44V153H42L40 150ZM48 151H47V150ZM69 149V150H68ZM135 149V148H134ZM151 149V150H150ZM155 149V150H154ZM210 149V150H209ZM211 149H215L216 151H211ZM237 149H239V150H241V152L239 153L238 152V150ZM259 149V150H258ZM58 150V151H57ZM86 150H87V157H88V155H90L89 156V159L88 158H86V156L83 154V152L84 153H86ZM101 150H103V151H101ZM109 150H111V151H109ZM146 150H150V152L149 151H146ZM164 150V151H163ZM166 150V151H165ZM172 150V151H171ZM195 150V149H194ZM234 150V151H233ZM260 151L261 152V156H260V154L258 153V152H256V151ZM262 150V151H261ZM4 151V152H3ZM16 151V152H17ZM60 151H62L63 152V150L61 149ZM78 151V152H77ZM90 151V152H89ZM187 152V156L186 157H188L189 155V157H188V159H186L185 157H184V152ZM201 151V152H200ZM3 152V153H2ZM17 152V153H18ZM31 152V153H30ZM70 152H72V153H70ZM73 152L75 153V154H73ZM100 152H101V154H100ZM133 154V156H131L132 154ZM145 152V153H144ZM165 152V153H164ZM181 152H182V155H181ZM185 152V153H186ZM192 152V153H191ZM217 152L219 153V154H217ZM224 152V151H223ZM39 153H42V154H39ZM59 153V154H58ZM77 153H80V154H77ZM89 153V154H88ZM151 153V154H150ZM157 153V156L160 154V157H161V159H159L160 157H156V154ZM162 153V154H161ZM189 153V154H188ZM197 153H198V155H197ZM199 153H201V155L199 156ZM216 153V154H215ZM229 154V156L230 157H233V159H235V161H237L238 160V162H240V164L239 163H237V165H235L236 164V162L235 161H232L231 162V160H232V158H231V160L229 159V157H228V159L230 160V162L231 163H235V164H232L233 166H231V163H229V162H227V161H229V160H225V159H227L226 158V155L228 156V154ZM7 154V155H6ZM39 154V155H38ZM73 154V155H72ZM146 154H148L147 155V157H149V158H147L146 159V161H145V156H146ZM191 154H192V156H191ZM194 154V155H193ZM231 154H233V155H231ZM83 155H84V157H85V159H87L88 160V162L91 160V162H89V164H88V162H87V165H85L86 164V161L84 160V166H90V170H83L84 168H82L83 166L80 164V167L82 168H80L79 167V162H76L77 161V159L79 160H81V162L83 161L82 159H84L83 158ZM97 155V156H98ZM135 155H136V157H135ZM149 155H152L153 156V158H152V156L150 157ZM177 155V156H176ZM196 155V156H195ZM253 155V156H252ZM32 156V155H31ZM30 156V157H31ZM42 156V157H41ZM45 156V155H44ZM68 156V157H69ZM96 156V157H97ZM112 156H113V158H112ZM119 156H120V158H119ZM142 156H144V158L142 157ZM164 156H165V158H164ZM193 156H195L196 158H197V156H199V157H201L200 159H198V163L200 164H197V165H199V166H196V167H194L193 168V172L195 173L196 171V175L198 174V172H201V171H203V173L202 174H205L206 175V178H207V181L204 183V179L202 180V178L201 177H198L199 175H200V173L198 174V176H197V179L198 180H196V179H194L195 178V176L193 177L192 175H189V174H191V173H193V172H189V174H187V178H179L180 177V175H177V176H174L173 175V173L176 175V172H175V168L174 167H178V164H180V162H181V160L183 159V157H184V159H186L187 161H189V164L190 163H192L191 161H193V159L195 158V157H193ZM206 156H208V157H210V158H205ZM220 156V157H221ZM223 156H224V153H223ZM260 156V157H259ZM48 157H49V155H48ZM59 157V156H58ZM66 159H65V158ZM135 157V158H134ZM154 157H156V158H154ZM177 157H179V161L176 159ZM182 159H181V158ZM198 157V158H199ZM235 157H238V158H235ZM244 157V158H245ZM262 157V158H261ZM39 158V159H38ZM42 158H45L44 160V166H45V164L46 163H48V164H51V165H49V167L51 166V167H53L54 166V168H56V170H57V167H58V169L59 170H62V171H60V172H62L63 173V175H64V173L65 172H67V173H70L71 175H73L74 173H76L77 175L75 176V174L73 175L74 177H75V180H77V179H79V178H77V177H79L78 175H81L80 176V178L81 177H83L84 175L86 176V175H88L89 174V172L88 171H90L92 174H90V175H88L89 176V179L88 178H86L85 176V178L86 179H88L87 181H86V179L83 177V180L82 179H79L80 181V183L82 184L83 183V185H81V184H79V182H74L75 184H79V186L78 187H80V186H82V188L79 190V192H82L83 191V189L85 190V188L86 187H88L87 186V184L88 185H90L91 184V186H89V188H87L86 190H87V192L86 193H81V196H79V199H76V197H75V195L78 193L77 191H76V189H77V186H75L74 185V183H73V186L72 185H69V182L73 179H71V180H69V178H70V176L68 175H65L64 177H69V178H65V179H63L64 177H60V176H58L59 177V179H63V180H61V181H58L57 179L58 178H55V176L56 175H58V174H60L61 175V173L59 172L58 173V171L54 174L53 173V176H50L51 177V181L50 180H48L47 178V176H45L44 174H46L47 175V173H44V174H41L42 172H43V165H41L40 164V161H41V159ZM91 158V159H90ZM104 158V159H103ZM107 158V159H106ZM121 158H124V160H122ZM130 158V159H129ZM137 158V159H136ZM195 158V159H196ZM214 158H216V159H214ZM249 158H251V161L250 160H248ZM261 158V159H260ZM25 159V158H24ZM53 159V158H52ZM70 159H71V157H70ZM93 159H95L96 161H98V163H99V165L97 166V164H96V161L95 160H93ZM120 159V160H119ZM135 159H136V161H135ZM153 159H155V160H153ZM157 159V160H156ZM181 159V160H180ZM182 160V162H184L185 160ZM194 159V161H196ZM204 159V161H202ZM259 159V160H258ZM3 160V161H2ZM66 160V161H65ZM75 160V162H73ZM101 160V161H102ZM108 162H107V161ZM129 160H130V163H129ZM138 160V161H137ZM142 160V162H143V160H144V162H146V163H141V164H139L140 162L139 161H141ZM149 160V161H148ZM161 160H163V161H161ZM173 160H176V162L175 161H173ZM255 161L256 163H254L253 164V162L252 161ZM19 161V162H18ZM65 162V163H63V162ZM92 161H94L95 162V167L97 168H95L94 166H93V162ZM133 161V162H132ZM135 161V162H134ZM152 161V162H151ZM155 161H158V162H155ZM165 161V162H164ZM187 161H185V163L187 162ZM227 163H226V162ZM19 163V165H23V166H25L24 168H26L27 166L26 165H28V167L31 165V168H29L30 170L32 169V163H33V170H29L28 168H26V170H24V168L23 169H21L20 168V166H18V165H16V163ZM21 162V163H20ZM42 162V161H41ZM57 162V163H56ZM69 162H70V164H69ZM75 164V163H78V167H76L75 165H77V164H73V163ZM148 162H149V165H148ZM154 162H155V165H153L154 164ZM160 162V163H159ZM202 162H204V163H202ZM206 162V163H205ZM11 165H10V164ZM15 165H14V164ZM37 163H38V165H37ZM54 163H56V164H58L57 165V167H56V164L54 165ZM90 163H92L91 165H90ZM129 163V164H128ZM138 163V164H137ZM153 163V164H152ZM156 163H157V165H156ZM162 163V164H161ZM167 163V164H166ZM172 165V167H171V165ZM188 163V162H187ZM207 163H209V165L207 164ZM250 163H251V167L249 166L250 165ZM260 163V164H259ZM47 164V165H48ZM66 164H68L69 165V167H70V169L69 168H67L68 167V165L66 166ZM83 164V163H82ZM110 164H111V162H110ZM132 164H134V165H132ZM145 165V167H144V165ZM153 165V167H151L152 165ZM163 166V168L160 166ZM164 164H165V166L166 165H169L168 167L166 166H164ZM193 164H195L196 165V163H194L193 162ZM211 164H212V166H211ZM230 164V165H229ZM252 164H253V166H252ZM256 164V165H255ZM262 164H263V166H262ZM10 165V166H9ZM39 165H41L42 166V170H41V167L39 166ZM62 166L61 168L59 167V166ZM64 165H65V167H64ZM73 165H74V168H73ZM116 165V166H117ZM128 165V166H127ZM138 165H140L142 168H141V170H140V166H139V168H138ZM176 165V166H175ZM205 165V166H204ZM247 165V166H246ZM259 165L261 166V167H259ZM89 166H88V168H89ZM101 166V167H100ZM134 166V167H133ZM137 166V167H136ZM150 166V167H149ZM156 166V167H155ZM174 166V167H173ZM203 166H204V168H203ZM210 166V167H209ZM235 166H239V169L240 170H236V169H238V168H235ZM249 166V167H248ZM258 166V167H257ZM46 167V166H45ZM76 167V168H75ZM94 167V168H93ZM100 167V168H99ZM127 167H128V169H127ZM155 167V168H154ZM160 167V168H159ZM169 167H171V168H169ZM208 167H209V169H208ZM231 167H232V169H233V171H232V169H231ZM254 167V168H253ZM4 168V169H3ZM36 168H37V170H41V172H39L38 173V171H35L36 170ZM40 168V169H39ZM72 168H73V170H72ZM78 168L79 169H81V170H78ZM136 168V169H135ZM148 169V168H150V173H148L147 171L148 170H146V169ZM157 168V169H156ZM164 169V170H162V173L165 171V172H167V170H168V172H167V174L169 175V177H168V175H166L165 174V172H164V176H163V174H161V170L160 169ZM167 170H166V169ZM173 168V171L171 170V172H170V169H172ZM191 168V167H190ZM190 168H189V170H190ZM244 168H246V169H248V170H253L254 169V171H252L253 173H251L250 171H248V172H250V174L244 169ZM262 168V169H261ZM21 169V170H20ZM48 169V167L46 168V170ZM74 169H76L78 172L80 171V173L78 174V172L77 171H75ZM85 169H87V168H85ZM96 169V170H95ZM99 169V170H98ZM122 169L124 170V172L122 171ZM130 169H131V171H130ZM132 169H133V171H132ZM141 171H139V170ZM145 169V170H144ZM203 169V170H202ZM214 169H216V168H214ZM234 169L236 170L235 171V175L237 174L236 172H238V171H242V173H243V175H241L242 173H238V176L237 177H235V180H234ZM255 169H256V171H255ZM259 169H261L262 171H260ZM45 170V171H46ZM50 170H53V172H55V169H53V168H50ZM99 172H98V171ZM106 170H107V174H105L106 173ZM121 170V171H120ZM128 170V171H127ZM136 172H135V171ZM151 170H152V172H151ZM154 170V171H153ZM155 170H156V172L158 171V170H160V171H158L157 173H155ZM209 170V171H208ZM246 171V172H243V171ZM257 170H258V172H257ZM2 171V172H1ZM29 171V172H28ZM44 171V172H45ZM48 171V170H47ZM69 171V172H68ZM72 171H74V173L72 172ZM84 171H86V172H84ZM96 171V173H94ZM125 171H127V172H125ZM145 172L146 171V173H144V174H142L143 172ZM213 171V170H212ZM262 172V174L260 173V172ZM11 172V173H10ZM22 172H25L26 174L24 175ZM30 173V174H28V173ZM51 172V171H50ZM50 172H48V174H50ZM121 172V173H120ZM133 174H132V173ZM169 172H170V174H169ZM215 172V171H214ZM231 172L233 173V174H231ZM256 172V173H255ZM13 173V174H12ZM36 173H37V175H36ZM82 173V174H81ZM83 173H84V175H83ZM88 173V174H87ZM98 173V174H97ZM127 173H129L128 174V177L126 178V174ZM130 173L132 174L131 176H129L130 175ZM154 173L155 174H157V176H158V178L160 179L159 181H155V177H156V175H154ZM159 173H160V175H159ZM193 173V174H194ZM211 173V172H210ZM218 173V172H217ZM217 173H216V175H217ZM245 173H247V175L248 176H250V177H252L251 176V174L253 175V176H255L256 174H259V175H256L255 177H257V179L258 180H255V178L254 177H252L253 178V180H251V182H249V181H247V180H249L250 179V177H248V176H246V177H244V174ZM33 174V175H32ZM52 174V173H51ZM50 174V175H51ZM108 174L110 175V176H108ZM141 174V175H140ZM147 174V175H146ZM148 174H149V176H148ZM261 174V175H260ZM5 177H4V176ZM10 175V176H9ZM14 175V176H13ZM29 177H28V176ZM30 175H32V176H30ZM40 175H42L43 177H41L40 178ZM83 175V176H82ZM92 175H94V176H92ZM95 175H96V177H95ZM97 175H100L99 177H101L100 179V182L102 181L104 184H105V181L107 182L108 181V183H110L111 185H112V181L111 180H114V182L115 181H117V186H118V181L120 182L121 180H122V182H125V183H122V182H120V183H122V185L124 186L125 184H127V182H128V188L131 190V188H132V186H136V187H133L132 188V190H133V193H135V194H138V196L140 195L139 194V191L138 190H142V188H141V186L143 187V191H141V195L143 194V197L140 195V198L141 199H138V196L136 197L138 200H139V202H138V200L134 197L133 198V196H134V194H133V196H132V193H130V192H132V190L130 191L129 189H127V187L125 186V188H124V190H122L121 189V186L122 185H120L119 184V186L120 187H117V188H114V187H116L115 185L116 184H114L113 183V185L112 186H107V190L108 191H106L105 192V188H101L100 186H102L103 187V185H101L100 183H99V179L97 178L98 176ZM107 175V176H106ZM116 175V176H115ZM122 175H124V176H122ZM151 175V176H150ZM155 177H154V176ZM232 175H233V177H232ZM263 175V176H262ZM7 176V177H6ZM25 178H24V177ZM35 176V177H34ZM46 177V179H45V177ZM49 176V175H48ZM93 178H92V177ZM114 176H115V178H114ZM141 176V177H140ZM143 176V177H142ZM167 177V179L166 178H164V177ZM179 176V177H178ZM182 176H184V175H182ZM190 176H192L193 177V179H194V181H192L193 179H191L190 178ZM204 176V175H203ZM243 176V177H242ZM262 176V177H261ZM11 177V178H10ZM22 177L24 178V179H22ZM57 177V176H56ZM90 177L92 178V179H94L95 178V180L96 181H98V184L99 185H97V182H95V181H93V180H91L90 179ZM104 177H108V179L106 178V179H104ZM111 177H113L114 179H109V178H111ZM120 177H121V179H120ZM161 177H163V178H161ZM173 177H176V179H174ZM184 177H186V175L184 176ZM238 177H241V180L238 178ZM6 178V179H5ZM12 178H13V180H12ZM27 178H30L29 180L27 179ZM123 178H125V179H123ZM131 178V179H130ZM145 178V179H144ZM154 179V181H153V179ZM178 178V179H177ZM201 178V179H200ZM236 178H238V180L236 179ZM251 178V179H252ZM27 179V180H26ZM38 179V180H37ZM68 179V180H67ZM84 179H85V184H84ZM104 179V180H103ZM129 179V180H128ZM139 179V180H138ZM179 179H180V181H179ZM183 179V182H184V180H186V182H182L181 180ZM189 179V180H188ZM199 179H200V181H199ZM212 181H210V180ZM226 179V180H225ZM262 179V180H261ZM34 180H36V181H34ZM55 180H57L56 182H55ZM74 180V179H73ZM110 180V181H109ZM165 180V181H164ZM172 180V181H171ZM176 180H178V181H176ZM191 180V181H190ZM201 180H202V182L204 183H202L201 182ZM211 182V184L213 183V182H215V184L213 183L211 186H213V187H211V189L213 190V193L214 194H212V192L210 191V185H208V184H210L209 183V181ZM224 180L226 181V183H228V184H225L224 183ZM238 184L237 186H239V188H240V190H238L237 188H233L232 190H229V189H227L228 188V185H229V183H233L234 181ZM3 181H2V183H3ZM21 181H24V183H26L25 184V186L23 185V186H21L22 184H24L23 182H21ZM30 181V182H29ZM54 181V182H53ZM67 181H69L68 183H67ZM78 181V180H77ZM92 181V182H91ZM147 181V182H146ZM239 181V182H238ZM243 181V183L241 184V182ZM245 181H246V184H245ZM253 181V182H252ZM259 181H261V182H259ZM262 181H263V183H262ZM10 182V183H9ZM13 182V183H12ZM18 182V183H17ZM36 182V183H35ZM47 182V183H46ZM60 182V183H59ZM63 182L65 183H67V185L69 186V187H67V186H65L64 187V184H63ZM130 182V183H129ZM132 182V183H131ZM141 182V183H140ZM144 182V183H143ZM162 182V183H161ZM168 182V183H167ZM174 183V185H173V183ZM195 182H197V183H195ZM201 182V183H200ZM216 182H218V183H216ZM256 182H258L257 183V185H260V183H262L263 185H262V188L260 187V186H257V187H260L262 190H260L259 191V194H257V192H255L254 191V186L255 185H253L252 183H255L256 184ZM16 183H17V185H20L21 186V188H19V186H16ZM29 183H33V184H29ZM38 183V184H37ZM44 183V184H43ZM57 183H59V185L60 186H62V188L65 190V193H66V195L64 194V192H63V189L60 187V186H58L57 185ZM87 183V184H86ZM138 183H139V185H138ZM172 183V184H171ZM191 183H193V185L191 184ZM194 183L197 185H194ZM208 183V184H207ZM224 183V184H223ZM9 184V185H8ZM71 184H72V181H71ZM131 184V185H130ZM135 184V185H134ZM153 184H155V185H153ZM158 184V185H157ZM187 184H188V187H186L187 186ZM206 184L209 186V187H207L206 186ZM245 184V186H243ZM250 184H251V186H250ZM6 185H8V188H10V189H8L7 188V186ZM12 185V186H11ZM29 185H31V186H29ZM41 185V186H40ZM44 185H46V186H44ZM57 185V186H56ZM86 185V186H85ZM141 185V186H140ZM157 185V186H156ZM160 185V186H159ZM162 185V186H161ZM165 185V186H164ZM167 185V186H166ZM200 185V186H199ZM201 185H204V186H201ZM216 185V186H215ZM218 185H219V187H221V189H223L225 186H227V188L225 187L224 188V192L223 191H220L221 189L220 188H218ZM224 185V186H223ZM10 186V187H9ZM16 187V189H15V187ZM33 186H34V188H33ZM39 186V187H38ZM53 186H54V189H56V190H53V193H55V191L57 192V193H62V195L65 197V199H64V197L62 196V198L64 199V200H62L63 202H61V200L59 201V199H58V201H56L57 200V198L56 197H58V194L56 193V194H52L51 192H52V189H53ZM74 186L76 187V188H74ZM99 186V187H98ZM122 186V187H123ZM130 186H131V188H130ZM150 186V187H149ZM153 186V187H152ZM169 186H177L176 188H174V189H176V190H174L172 187H170L169 188ZM178 186H181V187H179L182 191H180L179 189H178ZM184 186H185V188H184ZM230 186V185H229ZM246 186L248 187V189L247 190H249V188H250V190H249V192H250V194L252 193L253 195L256 193V197H254L253 195H251L252 197V200L254 201H252L251 203H252V205H255V200L253 199V197L254 198H263V199H261L262 201V206L260 207V205H258V208H262L263 209V211L262 210H258V212L256 213L255 212V209H256V205L260 202V200L259 199H257L256 200V202L258 201V203H256V205L254 206L255 207V209H251L250 207H249V205L251 206V204H248L249 202H250V195L249 194H247V193H245L244 192V194H243V192L241 191L242 190V188L244 187V188H246ZM13 187V188H12ZM24 187V188H23ZM29 187V188H28ZM41 188L40 190H41V194H40V196L38 195L39 194V191L40 190H38V188ZM46 187V188H45ZM51 187V188H50ZM67 187V188H66ZM72 187L74 188L73 190H75L76 191V194L74 195V194H70L71 196H69V195H67V194H69V193H71V192H73V190H72ZM105 187V186H104ZM156 188V190L155 189H153V188ZM4 188H6V190H4ZM25 188H27V189H25ZM58 188H60V190L61 191H59V189ZM68 188H71V190H68ZM92 188H93V190H92ZM121 189V192H119V191H116V190H118V189ZM139 188H141V189H139ZM151 188H152V190L154 191V194H153V191L151 190ZM160 188V190H158ZM183 188V189H182ZM191 188H192V190H191ZM204 188V189H203ZM214 188H215V190H214ZM33 189H34V191H33ZM48 189H51V191L50 190H48ZM58 189V190H57ZM91 189V190H90ZM100 189V190H99ZM101 189H103V191L101 190ZM111 189H112V191H111ZM114 189H116L115 191H114ZM125 189H127V191L129 190L130 192L129 193H127L126 191H125ZM136 189H138V190H136ZM145 189V190H144ZM162 189V190H161ZM193 189H195V190H193ZM217 189V190H216ZM4 190V191H3ZM9 190V191H8ZM36 190V191H35ZM85 190V191H86ZM89 190V191H88ZM136 190V191H135ZM165 190V191H164ZM172 191V194L170 193L171 191ZM179 190V191H178ZM201 191V192H197V191ZM206 190V191H205ZM237 190H238V192H237ZM258 190V189H257ZM12 191V192H11ZM16 191V192H15ZM24 191H26V193H24ZM30 191V192H29ZM69 191H71V192H69ZM74 191V192H75ZM90 191L92 192L91 194H90ZM93 191H94V193H96V194H93ZM110 191V192H109ZM114 191V192H113ZM135 191V192H134ZM138 191V192H137ZM144 191H146L145 193L147 194H145V193H143ZM160 191V192H159ZM170 191V192H169ZM175 191H176V194H174L175 193ZM186 191V192H185ZM196 191V192H195ZM205 191V192H204ZM236 191V192H235ZM239 191L241 192V193H239ZM9 192V193H8ZM28 192V193H27ZM37 192V193H36ZM73 192V193H74ZM122 192H124V194L122 193ZM155 192H156V194H155ZM158 192V193H157ZM164 192H166V193H164ZM185 192V193H184ZM211 192V193H210ZM216 192H218V196L220 197V196H222V197H220V199L224 202V204H226V206H224V208L226 209V211H225V209L223 208V210L222 209H219L221 212L220 213H218L217 212V214L216 215H214L213 217H211L210 216V210L212 209V211H215V209L218 211V206L219 205H217V208H215L216 207V204H218V203H216L215 202V200H213V202H215L214 204H215V207L214 206H212V205H214L213 204V202H207L208 201V199L209 200H211L212 198L211 197H214L215 195H217L216 194ZM222 192V193H221ZM253 192H255V193H253ZM7 195H6V194ZM31 193V194H30ZM88 193V194H87ZM116 194V196H117V198L115 197V194ZM119 193V194H118ZM121 193L123 194V196L121 195ZM184 193V194H183ZM191 195V196H189V194ZM192 193V194H191ZM196 193V195L194 196L193 194H195ZM204 193H206V194H204ZM233 193V194H232ZM263 193H264V191H263ZM36 194V195H35ZM48 194V195H47ZM51 194H52V196L53 195H57V196H53V198H54V200H55V202L57 203V204H55V202H53V201H51L52 199H50V198H52L51 197ZM78 194H80V193H78ZM90 194V195H89ZM113 194H114V196H113ZM162 194V195H161ZM164 194V195H163ZM180 194H181V198H180ZM186 194H187V198H183V197H185L186 196ZM226 194H227V198L225 197L226 196ZM231 194V195H230ZM235 194V195H234ZM246 194V197L244 196V198H246V199H248L247 201H242V200H244V198H243V195H245ZM260 194H262L261 196H260ZM9 195V196H8ZM11 195V196H10ZM25 195H26V197H25ZM33 195V196H32ZM50 195V196H49ZM60 195V194H59ZM74 195V196H73ZM87 195V196H86ZM95 195V196H94ZM127 195H131V196H127ZM149 195V196H148ZM151 195V196H150ZM158 196V198H155V200H154V202L152 201L154 198H153V196ZM167 195V196H166ZM171 195V196H170ZM199 195V196H198ZM206 195V196H205ZM214 195V196H213ZM235 196L233 199H232V197L233 196ZM237 195H238V197H237ZM239 195H241L242 196V200H240V198H241V196H239ZM259 195V196H258ZM23 196V197H22ZM61 196V195H60ZM91 196V197H90ZM101 196V197H100ZM110 196V197H109ZM119 196V197H118ZM121 196V197H120ZM155 196V197H156ZM218 196H216V197H218ZM11 197V198H10ZM29 197V198H28ZM36 197V198H35ZM74 197V198H73ZM100 197V198H99ZM103 197V198H102ZM110 199H109V198ZM125 197V198H124ZM127 197H131L132 198V200H130V198H127ZM149 197V198H148ZM160 197V198H159ZM204 197V198H203ZM13 198V199H12ZM28 198V199H27ZM59 198H61V197H59ZM73 198V199H72ZM78 198V197H77ZM84 198H85V200H84ZM88 198V199H87ZM99 198V199H98ZM112 198V199H111ZM122 198V199H121ZM123 198H124V200H123ZM128 200H127V199ZM153 198V199H152ZM183 198V199H182ZM193 198V199H192ZM223 198V199H222ZM236 198H238V200H237V202H239V201H241L240 203H238V207L237 208H239V206H240V204L241 203H243V207H241L240 206V210L242 209H245V211L247 210V209H249V210H247L249 213H252V211H253V213H255V215L256 216H254L253 214H251L250 216H251V219L249 218L250 216H249V213L248 212H244V213H241V212H243V211H239L238 209H236V204H237V202L235 203V205L233 204L234 203V201H236V200H234V199H236ZM7 199V200H6ZM11 201V202H9V200ZM37 200V201H40L39 203L38 202H36V201H34V200ZM42 199H43V201H42ZM49 199H50V201H49ZM71 200L72 202L74 201V203H70L71 201H69V200ZM105 199V200H104ZM144 200V201H142V202H140V200ZM160 199V202L159 201H157V200H159ZM164 199H165V201H164ZM173 201H172V200ZM187 199V200H186ZM192 199V200H191ZM250 199V200H249ZM28 200H30V201H28ZM33 200V201H32ZM77 200L79 201L78 203H77ZM114 200V201H113ZM117 200H120V201H124V206L123 205H121L122 204V202H118ZM127 200V201H126ZM166 200H167V202H166ZM170 200V202L168 203V201ZM180 200V201H179ZM182 200H186L187 201V203H188V201H190V202H193V203H198V201H199V204L198 205H195L194 204V206L196 207V208H194V206H192L191 204H189L190 205V207L192 208H190V210H189V205L187 206L186 205V202L185 201H183V202H185L184 204H185V208L187 209H185L184 207H182V205H178V203L176 204L175 202H179V204L181 203V201ZM196 200H197V202H196ZM205 200V202H203ZM228 200V201H227ZM234 200V201H233ZM5 201H8V202H5ZM49 201V202H48ZM112 201H113V203H112ZM115 201H117V202H115ZM129 201V202H128ZM147 201L152 205V207L154 206V204L157 202V203H159V204H155V205H158V207L157 206H154L153 208L150 206V204L148 205V203H147ZM171 201H172V203H171ZM225 201H226V203H225ZM231 201V202H230ZM233 201V202H232ZM28 202H30V203H32L33 205H31V207L33 206V208H35V210L33 209V210H31V208H29V205H28ZM50 203V206H49V204L47 205V203ZM51 202L52 203H54V204H51ZM66 202H68V204H67V206L68 207H65L66 205ZM82 202H83V204H82ZM93 202V205L91 204V203ZM100 202H102V203H100ZM127 202L129 203V204H127ZM131 202V203H130ZM136 202H137V204H136ZM153 202V203H152ZM161 202H163L164 204H165V202L167 203V204H165V207H166V205H167V208H168V212L166 211L167 210V208L165 209V210H163L165 207H161L160 208V206L162 205L163 206V203L162 204H160ZM173 202H174V204H173ZM182 202V203H183ZM206 203L207 205H208V207H209V209L207 208V205H202L201 203ZM260 202V203H261ZM2 203H3V205H2ZM29 203V204H30ZM36 205H38V206H35V204ZM42 203V204H41ZM60 203V204H59ZM76 203V204H75ZM86 203V204H85ZM97 203L99 204V205H97ZM115 203V204H114ZM133 203H135V204H133ZM146 203V204H145ZM181 203V204H182ZM192 203V204H193ZM259 203V204H260ZM4 204H6V205H4ZM15 204V205H14ZM62 204H64V205H62ZM74 204V205H73ZM85 204V205H84ZM89 204H91V206L89 205ZM134 206H136V207H134ZM171 204H173V205H175L176 206V208L175 207H173L172 208V206H169V205ZM183 204V205H184ZM223 204V203H222ZM53 205V206H52ZM58 205V206H57ZM59 205H60V209H59ZM76 205H78V207H80V210L83 208V211L81 210V212H83V213H81V214H77L76 212H74L75 214H77V215H75V216H70V214L71 213H73L72 211H73V207L74 206H76ZM112 205V206H111ZM138 205L140 206V207H138ZM141 205H144V207L143 206H141ZM200 205H202V206H204L203 207V210L204 211H200L199 209H202V208H200V207H197V206H200ZM13 206V207H12ZM28 206V207H27ZM41 206H43V207H41ZM49 206V207H48ZM70 206H72V207H70ZM83 206V207H82ZM91 207V209H92V212H88V213H86L87 211H90V210H88L86 207ZM97 206V207H96ZM98 206L100 207V209L98 208ZM126 206V207H125ZM151 208H150V207ZM169 206V207H168ZM187 206V207H186ZM206 206V207H205ZM6 207V208H5ZM40 207V208H39ZM46 207V208H45ZM50 207H52V208H50ZM78 207H77V210H79L78 209ZM98 208L97 210H98V212H99V210H101L103 207V209L100 211V213H101V218H99V216H98V212L97 211H95L94 210V208ZM105 207H106V209H105ZM131 209V210H129V208ZM137 207L139 208L138 210H140V208H141V212H142V210H143V212L142 213H144L145 214V211L144 210H147V208H150V209H148V211H146V214L149 216H147V219H148V222H147V224L145 223V221L147 220H144L145 218H146V216L145 215H143L141 212H139L138 210H137ZM157 207V208H156ZM171 207V208H170ZM178 207V208H177ZM212 207H214V208H212ZM8 208V209H7ZM28 208V209H27ZM47 208H49L48 210H47ZM56 210H55V209ZM63 210H62V209ZM65 208H66V210H65ZM68 208V209H67ZM70 208V209H69ZM75 208V207H74ZM85 208V209H84ZM111 208V209H110ZM124 208V209H123ZM143 208H145V209H143ZM156 208V209H155ZM159 208L163 211H161V213H163V215L165 216V215H167V216H169V217H171V218H169V221H167V219H168V217L166 218H164V216L162 217V216H160L161 218H163V219H166V221L167 222H164L163 221V219H161V218H159L158 217V214L160 215L161 213H159L160 211H158L159 210ZM180 208V209H179ZM205 208H207L208 209V211H209V213H206V212H208V211H205L206 209ZM222 208V207H221ZM227 208H228V210H227ZM232 208V209H231ZM234 208V209H233ZM5 209V210H4ZM14 209V210H13ZM38 209H39V211H38ZM46 209V210H45ZM116 210V211H114V213H113V210ZM135 209L137 210V212L135 211ZM155 209V210H154ZM171 209H175V211L174 212H172L173 210H171ZM179 209V210H178ZM250 209L252 210L251 212H250ZM7 210V211H6ZM54 210H55V212H54ZM69 210V211H68ZM76 209H74V211H75ZM79 210V211H80ZM103 210H105V211H107V212H104ZM124 210H127L126 212H125V214L127 215V217L125 216V214H123V212H124ZM134 210V211H133ZM158 212H157V211ZM197 210V211H196ZM257 210V209H256ZM8 211H9V213H8ZM43 211V212H42ZM59 211V213H56V212H58ZM65 211V212H64ZM68 211V212H67ZM79 211H78V213H79ZM103 211V212H102ZM117 211H119L120 213H118V214H121V216H119V218H118V216H117ZM150 211V212H149ZM165 211V212H164ZM180 211V212H179ZM211 211V212H212ZM222 211L224 212V213H222ZM228 211V212H227ZM237 211H239V213H235V212H237ZM262 211V212H261ZM17 212V213H16ZM33 212H35V213H33ZM36 212L38 213V214H36ZM41 212V213H40ZM67 212V213H66ZM108 212H110L109 214V216L108 217H110L111 216V218H108L107 217V215L105 214V213H107L108 214ZM129 212V213H128ZM134 212H136V214L134 215ZM171 212V213H170ZM197 212H198V214L199 215H197L198 216V218H199V221H198V223L196 222V220L194 219V217H197L196 216V214H197ZM201 212H203V213H201ZM260 212H261V214H260ZM12 213V214H11ZM44 213V214H43ZM46 213V214H45ZM47 213H48V215H47ZM63 213H65V214H63ZM86 215H88V219L90 218V217H92L91 219H89L90 221L92 220V219H95L93 222L91 221H86V223H88L89 224V226L90 227H93V225H94V227L93 228H91V229H86V228H90V227H87V226H84V225H86V223H85V220H87L86 219V216H85V214ZM139 213H141L143 216H144V219L142 220V218L141 217H143L142 215L140 216V214ZM151 213V214H150ZM158 213V214H157ZM167 213V214H166ZM181 213V214H180ZM195 213V214H194ZM228 213V214H227ZM245 213H247V214H245ZM259 213V214H258ZM19 214V215H18ZM50 214V215H49ZM60 214H62V216L60 215ZM157 214V215H156ZM174 215V214H178L179 215V217H180V220H176V219H179L178 218V216H175L176 217V219H175V217H174V219H173V217L171 216V215ZM201 214H203L205 217H207V219L206 218H204V216H201L200 217V215ZM207 214H209V216L207 215ZM219 214H221V215H219ZM225 214H227L228 215V217H226L227 215H225ZM236 214H239L238 216L240 217H237L236 216ZM242 214H243V216H242ZM15 215V216H14ZM36 215V216H35ZM37 215L40 217V215H43V216H41L40 218L39 217H37ZM57 215V216H56ZM59 215L61 216V219H63L62 217H67V220H69V221H66V219L64 218V220H65V223L63 222V221H60V219H57L58 217H59ZM70 217H68V216ZM74 215V214H73ZM96 215V218L95 217H93V216H95ZM100 215V214H99ZM104 215V216H103ZM123 215V216H122ZM133 215V216H132ZM152 215H153V217H152ZM156 215V216H155ZM162 215V214H161ZM185 215V216H184ZM258 215H259V218H258ZM51 216L53 217V220H52V218H51ZM79 216H80V218H79ZM83 216H85V219H84V217ZM90 216V217H89ZM113 216V217H112ZM116 216V217H115ZM130 218H129V217ZM135 216V217H134ZM151 216V217H150ZM184 217V220L186 219V221H185V223H188L189 222V220H191V222H190V224L188 223L186 226H188L187 227V229H186V226H184V229H186V230H188V231H186V232H183V231H180V233H182V235L183 236H187V237H183V236H181V235H178V234H176V233H173L171 230H175V232H176V228L175 227H173L172 229L170 228L169 229V226L167 225V223L169 222L170 223V225H173V223H174V225L176 226V223H177V226H178V223L179 224H182L181 222H179V221H181V220H183L182 218ZM261 216V217H260ZM32 217H34V218H32ZM38 219H37V218ZM47 217V218H46ZM105 217V218H104ZM123 217H125V218H127L126 219V222H128V220L129 219H131V218H133L132 219V222L134 221V224H136V222H137V220H142L143 221V223H145V224H143L142 223V221H141V224H140V226H139V229H138V227H137V229H133V231H132V226H133V223L132 222H130V224L132 223V225H130L131 226V228H130V226H129V223H125V221H123L122 219H123ZM156 217V218H155ZM187 217V218H186ZM203 217V218H202ZM220 217V218H219ZM233 219H232V218ZM243 217V218H242ZM245 217H246V219H245ZM257 218L256 220L258 221L259 219V221H258V224H257V222L255 221V220H253L252 218ZM32 218V219H31ZM48 218H49V220H48ZM56 218V219H55ZM60 218V217H59ZM69 218V219H68ZM99 218V220H97ZM110 219V221H107L108 219ZM115 218V219H114ZM117 218V219H116ZM124 218V219H125ZM135 218V219H134ZM153 218H155V219H158L159 218V220L158 221H162V223L164 222L165 223V225L167 226L166 228H165V226H164V228H163V224H160L159 222V224L162 226V228L163 229H167L168 228V230H167V235L165 234V233H158L159 231H161V229H159L158 227H160V225H158V223H157V220H156V223L157 224H155V223H153V222H155V219H153L154 221H152V219ZM198 218H196V219H198ZM203 219V223H201L202 222V219ZM208 218H211V219H209L208 220ZM215 218V220L216 221H214L213 219ZM218 218V219H217ZM228 218H230V219H228ZM242 218V219H241ZM250 220H252L254 223H256V226H254V223H252L253 225H251L250 223V221H249V219ZM254 218V219H255ZM28 219L31 221H28ZM75 219V220H74ZM84 219V220H83ZM107 219V220H106ZM118 219H120L121 221V223H123L124 222V229H125V232L126 233H123L122 234V232L124 231L122 228V226H121V230H120V223H119V221H118V223L119 224H116L117 223V220ZM171 219V220H170ZM224 219V220H223ZM34 220V221H33ZM48 220V221H47ZM55 220V221H54ZM57 220V221H56ZM82 220V221H81ZM102 220V221H101ZM105 220V221H104ZM113 220H115V225H119V227H117V228H115L114 227V225H112L113 223H114V221ZM175 222H174V221ZM204 220H205V222H204ZM206 220H208L209 221V227H210V229H209V227L207 226V224H208V221H206ZM213 220V221H212ZM225 220L228 222V224L232 221V220H234V221H232V223H231V225L229 224V227L225 224V223H227V222H225ZM47 221V222H46ZM59 221V222H58ZM104 221V222H103ZM177 221V222H176ZM194 221V222H193ZM230 221V222H229ZM236 221V222H235ZM28 222H30L31 224H28ZM43 222H45V223H43ZM53 222H55V223H53ZM67 222V223H66ZM69 222V223H68ZM83 222V223H82ZM91 223V225H90V223ZM108 222H110V224L108 223ZM234 222H235V224L236 223H238V224H234ZM249 222V223H248ZM32 223H33V225H34V227L35 226H37V227H39V228H37V229H34V230H37V232L39 233V234H42L43 232H44V230H45V225H47V228L49 229L48 231H47V235H48V242L49 241H51L52 242V246H55V247H53L52 249L51 248H45V247H43L42 245H41V243L39 242L40 240L36 237V234L35 233H33V229L31 230V228L33 227L32 226ZM48 223V224H47ZM71 224L70 223V227H74V226H76V224ZM99 223V224H98ZM192 223H194L193 225H192ZM204 223L206 224V225H204ZM212 223V224H211ZM217 223V225H215ZM6 224V225H5ZM26 224L29 226H26ZM64 225L62 228L63 229H65V231H62L63 229L62 228H60L61 227V225ZM65 224H67V225H65ZM87 224V225H88ZM184 224V223H183ZM203 224V225H202ZM211 224V225H210ZM219 224L221 225V227H219ZM241 224V225H240ZM111 225V226H110ZM143 225H145V226H147V225H149L150 227L148 228V226L147 227H145V226H143ZM173 225V226H174ZM197 225V226H196ZM223 225H225V226H223ZM49 226V227H48ZM59 226V227H58ZM128 226V227H127ZM135 226H137V225H134V227ZM152 226V227H151ZM180 227H179V229L181 230V227H183V225H179ZM197 228H196V227ZM198 226H200L199 228L200 229H198ZM215 226H216V228H215ZM241 226V227H240ZM253 226V229L252 228H249V229H252V231L251 232H249L250 230L248 229V227H252ZM263 226V225H262ZM8 227V228H7ZM69 227V228H70ZM84 227H86V228H84ZM113 227V228H112ZM154 227H156L155 229H154ZM202 227V228H201ZM214 227V228H213ZM223 227V230L224 231H226V232H222V231H220V229ZM224 227H226V229L228 228L230 231H231V233H232V231H233V233H234V235H233V233H232V235H233V237H237L238 239H240V242H242V243H240V242H238L239 240L238 239H231L232 238V236H231V238H230V232H229V235L228 234H226V233H228L227 232V230L224 228ZM232 227H234V228H231ZM239 228L238 229V232H239V230L242 228V229H244L245 231H244V233H243V230H242V232H241V230H240V232L241 233H243L244 235L245 234H247L246 232V229H248L249 231V233L250 234H248L247 236H248V239L249 240H245V239H242V238H247V236L245 237V236H238V235H240V232L239 233H237L236 234V236H235V231H236V229L235 228ZM264 227V226H263ZM262 227V228H263ZM36 228V227H35ZM42 228V229H41ZM52 228V229H51ZM68 228V229H69ZM130 228V229H129ZM150 228H152V229H150ZM198 229V233L194 230V229ZM54 229V230H53ZM72 229V228H71ZM117 229V230H116ZM119 229V230H118ZM154 229V230H153ZM159 229V230H158ZM162 229V232L163 231H165V230H163ZM183 229V230H184ZM215 229H217V230H215ZM233 229H235V230H233ZM258 229H260V230H258ZM30 230H31V233H29L30 232ZM39 230H41V232L39 231ZM55 230H56V232H55ZM112 230V231H111ZM141 230L143 231V232H141ZM190 230V231H189ZM192 230L193 231H195V232H192ZM202 231V233H201V231ZM258 230V231H257ZM75 232V228L73 229V230H71V233L72 234H70V236L72 235V237H74L75 235L74 234H76V233H74ZM109 231V232H108ZM141 233H140V232ZM150 231V232H149ZM155 233H154V232ZM171 231V232H170ZM177 233H179V230L177 229ZM150 233V237H153V234H158V236L156 237L157 238V241H156V244H157V242L160 240V238H161V240L159 241V244H157L156 245V247H155V252H154V250H150V251H148L149 252V254H150V258L149 257H147V254H146V257L145 256H143L145 253H143V252H145V250L146 249H148V247L147 246H145L144 244H145V242H147L146 241V238L144 237V235L143 234H145V233ZM166 232V231H165ZM170 232V233H169ZM220 232V233H219ZM237 232V231H236ZM15 233V234H14ZM51 233V234H50ZM53 233V234H52ZM66 233V232H65ZM153 233V234H152ZM172 233V234H171ZM179 233V234H180ZM186 233V234H185ZM195 233V234H194ZM207 233V235H208V238H210L212 235H214L213 237H212V239L210 240L211 242L210 243H207V241L205 240L206 239V234ZM224 233H225V235H224ZM21 234V235H20ZM32 236H31V235ZM57 235V237H56V235ZM159 234H161L160 236H162V234H163V236H164V234H165V238L166 237H168L167 239H168V241H166V239H164V237L162 236V237H160L159 236ZM196 234H202L203 235V237H205V238H203L202 237V235H197L196 236ZM218 234V235H217ZM219 234H220V236H219ZM242 234V235H243ZM55 236V238H54V236ZM170 237H169V236ZM178 235V237H176ZM189 235L191 236V238H193V236H194V239H192V241L190 240V237H189ZM193 235V236H192ZM209 235H210V237H209ZM223 235H224V238L222 239V237H223ZM4 236V237H3ZM11 236V237H10ZM50 236H53V237H50ZM218 236V237H217ZM258 236H260V234L258 235ZM18 237H20V240H19V238ZM25 237V238H24ZM172 237V238H171ZM195 237L196 238H198L197 240H199L198 241V243H199V245H197L196 243H194V244H196L197 246H195L194 244H193V242L195 241ZM199 237H200V239H199ZM215 237L216 238H221V240L220 239H217V240H215ZM253 237L255 238V239H253ZM8 238H11V239H8ZM14 238V239H13ZM22 238H24V239H22ZM31 238V239H30ZM176 238H179L180 239V241L178 242V240H176ZM181 238H183V241L181 240ZM186 239V241H185V239ZM188 238V239H187ZM228 238V239H230L231 241H229V240H226V239ZM5 239L6 240H8V242H10V244H8V243H6V241H5ZM32 239H34V240H32ZM36 239H38V241L36 240ZM162 239H164V240H162ZM171 239V240H170ZM253 239V240H252ZM259 241H258V240ZM10 240V241H9ZM232 240H233V242H232ZM238 240V241H237ZM242 240V241H241ZM256 240V241H255ZM2 241L4 242L5 241V243H2ZM15 241V242H14ZM19 241V242H18ZM27 241H28V244H27ZM34 241V242H33ZM171 241V242H170ZM188 242V246L186 245V243ZM205 244V243H207V245L210 247L211 245L213 246V247H211V248H213L212 250L211 249H207V248H209L208 246L207 247H205L204 248V246H200V245H203V243ZM218 241L220 242V243H218ZM235 241H237V242H235ZM32 242L34 243V244H32ZM38 242L40 243V245L38 244ZM59 242V243H58ZM165 242H166V246L164 245L165 244ZM192 242V243H191ZM202 244H201V243ZM215 242H216V244H218V245H221V244H224V243H228L227 244V246H226V244L224 245L225 246V248L226 247H230L231 246V244L233 245V247L231 246L230 248L231 249H228V248H226L227 250H229L228 252H227V250H226V253H225V251H224V249L225 248H223L222 246H217V247H219L218 249H220V248H222V252L220 251V250H218V251H215L216 249H215ZM224 242V243H223ZM253 242H255V244H257V245H259V243H260V246H257V245H255V244H253ZM36 243V244H35ZM169 243V244H168ZM180 243V245H178ZM247 243V244H246ZM249 243V244H248ZM263 243H264V241H263ZM263 243H262V245H263ZM3 244H4V246H3ZM8 244V245H7ZM49 244L50 243H48L47 244V246H49ZM86 244V243H85ZM97 244H99L98 242L97 243H95V245H96V247H97ZM160 244L162 245V248H161V246H160ZM16 245V246H15ZM20 245H22L21 247H20ZM28 245V246H27ZM30 245V246H29ZM45 245V244H44ZM88 245V244H87ZM94 245V246H95ZM187 246V251H188V253H186L187 251L186 250H184L183 251V249H185V247ZM245 245V247H243ZM27 246V247H26ZM42 246V247H41ZM46 246V245H45ZM51 246V247H52ZM86 245H82L79 249H80V251L82 252H87V250H88V254H92V255H90V257H89V255H87L88 256V258H87V256L86 255H84V254H87V253H80L79 254V257H80V260H83L82 259V256L83 257H85V258H87V261L88 260H90L91 258H93L94 256H96V257H94L95 259H97L98 258V262L99 261H101L102 259H104L105 258V254H104V256L102 255V254H100L99 256H98V252L97 251H93V249H92V247H88V246H86ZM142 247V248H140V247ZM144 246H145V248H144ZM163 246H164V248H163ZM172 246V247H171ZM179 246H181V247H179ZM195 246V247H194ZM206 246V245H205ZM254 246H256V247H254ZM30 247V248H29ZM35 247V248H34ZM84 247V248H83ZM96 247H94L95 249H96ZM110 247H114L113 245H110ZM158 247H160V249L161 250H159V248ZM169 247V248H168ZM200 247H202V248H200ZM263 247V246H262ZM8 248L9 249H11V247L10 246H8ZM31 248H32V250H31ZM33 248H34V250H33ZM38 248H45L46 250H52V256H44L43 254H47V253H50L51 252V250L50 251H46L45 252V250H43V252H42V250L41 249H39L40 251H39V253H38V255H37V252L35 251L36 249H38ZM81 248H82V250H81ZM86 248V249H85ZM204 248V249H203ZM242 248H244V250H246V251H244V250H242ZM247 248V249H246ZM248 248L250 249V251H247L248 250ZM254 248V251L252 250ZM259 249L258 251L261 253H259L258 251H256L255 249ZM11 249V250H12ZM59 248H57V250H58ZM84 249V250H83ZM139 249H142V250H144V251H139ZM158 249V250H157ZM164 249V250H163ZM194 249H196V250H194ZM61 250V247H60V249H59V252H61L60 251ZM98 250V249H97ZM176 250H179V252H177ZM192 250H194L193 252H192ZM231 250V251H230ZM1 251V250H0ZM53 251L54 252H56L55 254H56V257H53ZM90 251H92L91 253H89ZM146 251V252H147ZM166 251V252H165ZM200 251V252H199ZM208 251V252H207ZM212 251V252H211ZM240 251H242V252H240ZM253 251V252H252ZM2 252H4V251H2ZM12 252L14 253V252H17V251H13L12 250ZM45 252V253H44ZM95 252H97L96 254H94ZM156 252H160V253H156ZM170 252V253H169ZM185 253V254H183V253ZM197 252H198V255H196L197 254ZM215 252H216V254L218 255V257H217V255L215 254ZM220 253V254H218V253ZM231 252V253H230ZM249 253V252H251V253H249L248 255H250L251 254V257L250 256H248V255H245L246 253ZM255 252H256V254H255ZM23 253H24V255H23ZM155 253L157 254V255H161V256H157V255H155ZM168 254V255H170V256H168L170 259H168L167 260V258L168 257H165L164 256V254ZM224 253V254H223ZM228 253H230V254H228ZM236 253L234 254V255H236ZM83 254V255H82ZM140 256H139V255ZM141 254H142V256H141ZM148 254V255H149ZM172 254H174V257H171V255ZM183 254V255H182ZM188 254V255H187ZM212 254V255H211ZM226 254V255H225ZM257 254H260L261 255V257H260V255H257ZM31 255H34L35 256V258L33 257H31ZM102 255V256H101ZM179 255V254H178ZM223 255H225L224 256V258H223ZM229 255H232V256H229ZM240 255H242V256H239ZM27 256V257H26ZM93 256V257H92ZM98 256V257H97ZM137 256H139V257H137ZM173 256V255H172ZM180 256H178L176 259H178ZM184 256H186V257H184ZM193 256H195V257H193ZM219 256H221V257H219ZM257 256V257H256ZM258 256H259V258H258ZM28 257H30V258H28ZM39 257V258H38ZM52 257V259H50ZM58 257V258H57ZM100 257H101V260H100ZM103 257V258H102ZM106 257H107V255H106ZM146 259H145V258ZM156 257H158V258H156ZM164 257H165V260H164ZM183 257H184V259H183ZM227 257V258H226ZM242 257H245L244 259H242ZM255 257V258H254ZM11 258V257H10ZM12 258V259H13ZM28 258V259H27ZM45 258H47V259H50L51 261H49L48 260V263L46 262L47 260H45ZM85 258H84V260H85ZM135 258V259H134ZM144 258V259H143ZM232 258H233V260H232ZM36 259H38V260H36ZM40 259V260H39ZM95 259H91L92 260V262H91V260L89 261V262H91L92 264H95L94 262H95ZM137 259H138V261H137ZM190 259V260H189ZM192 259V260H191ZM208 259V260H207ZM257 259H259V260H257ZM25 260H26V262H25ZM37 262H36V261ZM56 260V261H55ZM96 261V262H97ZM142 261H140V262H142ZM165 261H167V262H165ZM172 261V262H173ZM177 261V260H176ZM212 261V262H211ZM14 262V261H13ZM72 262V261H71ZM86 262V261H85ZM97 262V263H98ZM139 262V263H140ZM152 262H150V264L152 263ZM171 262V263H172ZM180 261H179V259H178V261L177 262H175L176 264H180L179 263ZM193 262V263H192ZM198 262L196 263V264H198ZM214 262V264H218V263H215ZM228 262V261H227ZM225 263V261L223 260V264L225 263V264H231V262L229 263ZM17 263V262H16ZM54 263V264H55ZM78 264H79V262H77ZM80 263H82V264H84L83 263V261L81 262L80 261ZM159 263V264H160ZM220 263H222V261L220 262ZM56 264H58V263H56ZM60 264V263H59ZM68 264V263H67ZM86 264H88V262L86 263ZM90 264V263H89ZM152 264H154V263H152ZM172 264H174V263H172ZM183 264V263H182ZM187 264H190V263H187ZM234 264V263H233Z\"/></svg>", "mask_w": 264, "mask_h": 264}, {"label": "bare ground", "instance_id": "2", "mask_svg": "<svg viewBox=\"0 0 264 264\" xmlns=\"http://www.w3.org/2000/svg\"><path fill=\"white\" fill-rule=\"evenodd\" d=\"M4 1H5V0H4ZM18 1H19V3L21 2L20 0H18ZM28 1H31L33 4L35 3V2H33L34 0H28ZM37 1H38V0H36V2H37ZM39 1L42 2V6H44L43 3H44V4L47 3V2H45V0H43V1H42V0H39ZM39 1H38V2H39ZM54 1H55V0H54ZM54 1H53V2H54ZM62 1L65 2L66 4H65V3H62L63 5L65 4V6L60 5V7H58V8H59L58 12H59V11L61 12V10L63 9V10H62L63 12H61V13H63V14L58 13V12H55V14H56L55 17H56V18L54 17L55 20H58L57 22H58V25H59V27H60L59 30H57V31H60V30H61V32H62L63 30H65L66 34L69 35V37H71V38H72L71 35H73V36H74L73 38H75V41H77V42L80 43L79 46H80L81 50H82V49H87V51H88V50H89V51L92 50V53L98 52V53H99V56H100V57H99V60H98V65H101V63L99 64V62H102L101 60H104V61H105V58H106L107 63H109V65H110V64H111V65H114L115 67H114V66H112V67H114V69H116V70L114 71V69H113L112 67H111V68H112L113 70L110 69V66L106 64V65L109 66V67H108V69H107L106 67H105V68H106L107 70H109V69L112 70L110 73L113 74V72H114V73L119 74L118 71H117L118 69L116 68V65H117L116 63H117V58L119 57L118 54H119V55L121 54L120 57H122V55H123L124 58H119V60L121 61V60L124 59L123 61L125 62V64H124L123 66H125V68H123L122 70H121V69H119V70L122 72V71L125 69L126 72L124 73V75L127 73V74L125 75L126 78H125V79L123 78L124 81H126L127 77H134V75L136 74L135 71H136L138 74H139V72H140L139 76H143V77H147V78H148V77H156V78H157V77H179V74H178V73H175V70H176V69H173V68L176 67L177 65H179L180 62H182L181 57H178V59H176L175 61H170V59L168 60V57L163 58L162 56H160V55H159L160 52H158V54H157V53H155V52H154L153 50H151V49H147L148 51H147V50H142V47H140V45H135V43H134V44H129V43H121V44H119V43H118L119 45L117 44V45L114 46V43H112V44H113V45H112V44H110L111 42L109 43V42L104 41V40H103L104 38H102L103 36L101 37V36L99 35V36H100V37H99V36H97V35H94L95 33H94L93 31H92V34H91V31H90L91 28L94 30V28L97 29V26H98V29H100V30L103 31L104 33H108L110 36H113V37L129 36V35L135 33L136 31H137L138 33H139V31H140V32L145 33V35H148L151 39L154 40V38H156L158 32H159L160 30H163L162 27L165 26V21H166V16H165L166 13H165V9H163V8H164V5H162V6H156V5H154V2H156V4H158V1H159V0H158V1L155 0V1H153V2H150V1H152V0H148V1H147V0H84V2L86 1V2H85L86 5H83V6H87V7H85V8H88V9H89V11H90L89 14H91V12L93 13V15H91V16H94V17H95L94 22L97 23V26L94 25L95 27H91V25L89 24L91 28L89 27V25H88L89 28L87 27V19H86V18H87L88 16H86V18H85V15L88 13V11L86 12L85 15H83L82 18H79V19H78L79 16L77 17V14H76V13L70 8L71 2H70L69 0H62ZM81 1H82V0H81ZM161 1H162V0H161ZM181 1H183V0H181ZM188 1H189V0H187V2H188ZM8 2H9L8 0L5 1L6 4H7ZM38 2H37V3H38ZM40 2H39V4H40ZM59 2H60V1H59ZM75 2H76V0L74 1V4H75ZM77 2H78V3L75 4L76 6H77L78 4L80 5V3L82 4V2H80V0H79V1L77 0ZM79 2H80V3H79ZM146 2H147L148 4H147ZM168 2H169V1H168ZM178 2H179V1H178ZM184 2H185V1H184ZM187 2H186V3H187ZM259 2H260V0H259ZM37 3H36V4H37ZM60 3H61V2H60ZM145 3H146V5H145ZM169 3H170V2H169ZM246 3H247V2H246ZM246 3H245V4H246ZM248 3H250V2H248ZM248 3H247V4H248ZM9 4H10V3H9ZM17 4H18V2H17ZM52 4H53V3H52ZM55 4H56V3H55ZM140 4H141L144 8H143ZM159 4H160V3H159ZM159 4H158V5H159ZM161 4H163V3H161ZM164 4H165V3H164ZM190 4H191V3H190ZM197 4H198V3H197ZM247 4H246V5H247ZM12 5H14V3H13ZM67 5H68V6H67ZM148 5H149V8H148ZM3 6H4V5H3ZM10 6H11V5H10ZM14 6H15V5H14ZM24 6H25V5H24ZM31 6H32V5H31ZM36 6H37V5H36ZM73 6H74V5H73ZM80 6H81V5H80ZM169 6H170V5H169ZM169 6L167 5V8H168ZM171 6H172V5H171ZM249 6H250V5H249ZM74 7H75V6H74ZM77 7H78V6H77ZM185 7H187V6H185ZM15 8H16V6H15ZM30 8H32V7H30ZM48 8H51V9H52V6H51V7H48ZM82 8H84V7H82ZM21 9H22V8H21ZM34 9H37V10H38V8H36V7H35ZM41 9H42V8H40V10H41ZM51 9H50V10H51ZM60 9H61V10H60ZM239 9L242 11L241 8H239ZM31 10H32V9H31ZM37 10H36V11H35V10H34V11H29V9H28L29 12L27 11L28 14L30 15V17H32V18L35 20V21H34V20L31 18V19H32V22L34 21V23L29 22V23H32L33 26L28 25V27H29L28 30L31 31L30 28H31V27L33 28V27H34L36 32L43 33V32L46 31L47 29H50V28H48V27H50V26H49V24L47 23V20H50V17H51V16H48V15L41 16V14H37V13H39ZM74 10H75V9H74ZM83 10H84V9H83ZM240 10H239V11H240ZM166 11H167V10H166ZM50 12H51V11H50ZM81 12H82V11H81ZM168 12H169V11H168ZM34 13L36 14V16L34 15ZM46 13L48 14V11H47ZM183 13H184V12H183ZM185 13L187 14V12H185ZM188 13H189V12H188ZM4 14H6V13H4ZM170 14H171V13H170ZM189 14H190V13H189ZM255 14H256V13H255ZM50 15H52V14H50ZM173 15H175V14H172V15H170V16L173 17ZM190 15H191V14H190ZM52 16H53V15H52ZM12 17H13V18H12V19H13L12 21H15V19H16L15 15L12 16ZM179 17H180V16H179ZM179 17H178V18H179ZM2 18H3V17H2ZM9 18H10V17H9ZM48 18H49V19H48ZM51 18H52V17H51ZM89 18H90V16L88 17V20L91 21V18H90V19H89ZM173 18H174V17H173ZM181 18H182V17H180V19H181ZM183 18H184V17H183ZM193 18H194V17H193ZM224 18H225V17H224ZM239 18H240V17H239ZM92 19H93V18H92ZM167 19H168V17H167ZM175 19H176V18H175ZM263 19H264V18H263ZM2 20H3V19H2ZM55 20H54V21H55ZM169 20H170V19H169ZM169 20H167V23L169 22ZM178 20H179V19H178ZM50 21H51V20H50ZM183 21H184V20H183ZM183 21H182V22H183ZM48 22H49V21H48ZM52 22H53V20H52ZM55 22H56V21H55ZM94 22H92V23H94ZM172 22H174V21H172ZM172 22H170V23L172 24ZM180 22H181V21H180ZM262 22H263V21H262ZM27 23H28V22H27ZM29 23H28V24H29ZM53 23H54V22H53ZM95 23H94V24H95ZM170 23H168V25L171 27ZM259 23H260V22H259ZM34 24H35V25H34ZM176 24H177V23H176ZM50 25H51V24H50ZM52 25H53V24H52ZM52 25H51V28H52ZM54 25H55V29H56V24L54 23ZM54 25H53V26H54ZM168 25H167V26H168ZM183 25H187V24L184 23ZM190 25H191V24H190ZM169 26H168V28H169ZM173 26H174V23H173ZM173 26H172V29H173ZM183 27H184L183 29H182V27H180V28H181L182 30H184L185 27H186V28L189 27V24H188V26H183ZM258 27H259V26H258ZM34 28H33V29H34ZM86 28L89 29V30H88L89 33H86V32H87V29H86ZM165 28H166V31H167L168 28H167V27H165ZM174 29L177 31V29H179V26H178V28H177V25H176V26L174 27ZM188 29H189V28H188ZM257 29H258V28H257ZM28 30H26V28H25L24 33H23V34H24L23 37L25 38V41H26V39H27L28 42L31 41L30 43H33V44L37 45V41H38V39H39V37L37 38L38 35H36V34L34 35V31H32V33H31V34L33 35V36H32ZM168 30H169V29H168ZM182 30H181V31H182ZM53 31H54V30H53ZM185 31H186V29H185ZM185 31H183V33H185ZM162 32H164V31H162ZM177 32H179V30H178ZM177 32H176V33H177ZM59 33H60V32H59ZM59 33H57V36L54 35V33H53V34L51 33L50 35H52L53 38H54V36H55V37H58V34H59ZM165 33H166V32H165ZM170 33H172V32L170 31ZM180 33H182V32H180ZM180 33H179V34H180ZM186 33H190V34H185V35H187V37H184V38H189V37H190L189 35H191V31H190V29H189L188 32H186ZM259 33H260V35H262L261 32H259ZM46 34L48 35V32H47ZM63 34H64V33H63ZM89 34L92 35L91 38L94 37V38H93L94 40L92 41V43H93L94 45H93L91 42L87 41V38H86V37L89 36ZM160 34H161V33H160ZM179 34H177V35L180 36ZM192 34H193V32H192ZM256 34H257V33H256ZM12 36H13V35H12ZM52 36H49V38L52 37ZM85 36H86V37H85ZM170 36H171V35H170ZM188 36H189V37H188ZM194 36H195V34L192 35L191 37H194ZM62 37H63V35H62ZM62 37H60V38H62ZM69 37H68V38H69ZM82 37H83V38H82ZM140 37H141V36H140ZM10 38H11V37H10ZM24 38H23V39H24ZM41 38H42V41H44L43 37H41ZM41 38H40L39 40H41ZM44 38H45V36H44ZM169 38H170V37H169ZM177 38H178V37H177ZM184 38L182 39L183 41H184ZM11 39H12V38H11ZM119 39H120V38H119ZM121 39H122V38H121ZM142 39H143V38H142ZM9 40H10V39H9ZM49 40L51 41V39H49ZM68 40H69V39H68ZM72 40H73V39H72ZM80 40H81V42H80ZM91 40H92V39H91ZM125 40H127V39H125ZM157 40H158V39H157ZM157 40H156V41H157ZM166 40H167V39H166ZM172 40H173V39H172ZM172 40H171V41H172ZM42 41H41V42H42ZM45 41L47 42V40H45ZM45 41H44V42H45ZM73 41H74V40H73ZM114 41H115V40H114ZM156 41H155V43H156ZM159 41H160V40H158V44H159V45H160L161 43H162V44L165 43V42H162V41H161V43H159ZM186 41H188V39H185V42H186ZM196 41H197V40H196ZM38 42H39V41H38ZM53 42H54V41H53ZM53 42H52V43H53ZM86 42H87V43H86ZM88 42H89V43H88ZM188 42H189V41H188ZM231 42H232V41H231ZM26 43H27V42H26ZM42 43H43V42H42ZM42 43H41V45H42ZM90 43H91V44H90ZM96 43H99V44H101V45H97ZM130 43H131V42H130ZM136 43H137V42H136ZM144 43H145V42H144ZM153 43H154V41H153ZM182 43H183V42H182ZM189 43H193V42H189ZM195 43H196V42H195ZM195 43L192 44L193 47H195V46H194ZM248 43H249V42H248ZM21 44H23V42H22ZM55 44H56V43H55ZM95 44H96V45H95ZM115 44H116V43H115ZM184 44H186V43H184ZM206 44H207V43H206ZM241 44H242V43H241ZM27 45H28V43H27ZM39 45H40V43H38V45H37L36 47H35V46H34V47L37 49V47H39ZM53 45H54V44H53ZM159 45L156 44V47L159 46ZM163 45H164V44H163ZM163 45H162V46H163ZM166 45H167V44H166ZM168 45H170V44H168ZM187 45H189V44H187ZM187 45H186V46H187ZM216 45H217V44H216ZM232 45H233V44H232ZM237 45H238V44H237ZM247 45H248V44H247ZM32 46H33V45H29L28 47H27V46H26V47H27L28 49H30ZM60 46H61V45H60ZM96 46H97V47L99 48V50H101L102 52H101V51H98V49L94 52V47L96 48ZM99 46H103L102 48L105 49V50H104V53H105V52H106V53L108 52L107 55L111 53L112 56H109V58H111L112 61H113L114 58H115L116 62H114V61H115V60H114V61H113L114 64H113V62H112L111 60H109V58L107 57V55H106L105 58H104V56H103V54H104V53H103V49H102V48L100 49ZM164 46H165V45H164ZM198 46H199V45H198ZM221 46H222V45H221ZM16 47H17V46H16ZM41 47H42V46H41ZM48 47H50V45H48ZM56 47H57V46H56ZM56 47H54V49H56ZM148 47H149V46H148ZM170 47H171V46H170ZM180 47H181V45H180ZM251 47H252V46H251ZM32 48H33V47H32ZM39 48H40V47H39ZM160 48H161V47H160ZM167 48H168V46H167ZM167 48H166V46H165V49H166V50H167ZM188 48H189V47L187 46V49H188ZM218 48H220V47H218ZM225 48H226V47H225ZM230 48H231V47H230ZM255 48H258V47H255ZM11 49H13V47H12ZM15 49H16V48L14 47V50H15ZM17 49H19V48H17ZM23 49H25V48H23ZM45 49H46V48H45ZM45 49H44V50H45ZM48 49H49V48H48ZM48 49H47V50H48ZM50 49H51V47H50ZM50 49H49V50H50ZM52 49H53V48H52ZM52 49H51V50H52ZM168 49L170 50V48H168ZM173 49H174V48H173ZM184 49H185V48H184ZM193 49H194V48H193ZM196 49H197V48H196ZM196 49H195V51H197ZM220 49H221V48H220ZM222 49H224V48H222ZM26 50H27V49H26ZM30 50H31V49H30ZM32 50H33V51H31V52H30L29 50H28V51H25V50H23V51H21V50L16 51V52H17V53H16L17 55H19V56L21 55V56H22V58H21L22 61L25 60V61H24V62H26L25 65L27 64V62L29 63V62H31L32 60H34V58H35L34 56L38 57V55H39V57H40V54L43 55V53H37L39 49H38V50H34V48H33ZM44 50H43V51H44ZM51 50L49 51V53L52 52V54L54 55V53H53L54 51H53V50L51 51ZM177 50H178V49H176V51H177ZM24 51H25V52H24ZM36 51H37V52H36ZM43 51H42V52H43ZM45 51H46V50H45ZM82 51H84V50H82ZM89 51L87 52L88 54H87V53H85V54L89 55V54L91 53V52H89ZM171 51H172V48H171ZM179 51H180V50H179ZM188 51H189V50H188ZM241 51H243V50H241ZM254 51H255V50H254ZM23 52H24V53H23ZM26 52H30V53H26ZM85 52H86V51H85ZM100 52L102 53L101 55H100ZM156 52H157V51H156ZM168 52H169V51H168ZM172 52H173V51H172ZM172 52H171V53H172ZM181 52H182V54H184V50H183V51L181 50V51L178 52V53L181 54ZM258 52H259V51H258ZM260 52H262V51H260ZM260 52H259V53H260ZM10 53L13 55L12 52H10ZM14 53H15V52H14ZM18 53H19V54H18ZM32 53H33V54H34V53H35V54L37 53V54L34 55V56L32 57V60L29 61V60H28V59H30V58H29V55L32 54ZM49 53L45 54L46 57H44V55L42 56V57H43L42 63H41L40 61H38L37 58H35V61H37L36 64L40 62V65H41L42 69H43V66H45V64H44L45 58H47V60H48V58H49V60L51 61V64H52V62L55 63V61H53L52 58H51V57H54V56L47 57V55H48ZM81 53H82V52H81ZM112 53H113V54H112ZM255 53H256V51H255ZM11 54H10V55H11ZM26 54H28V56H27ZM50 54H51V53H50ZM173 54H174V53H173ZM175 54H177V53H175ZM263 54H264V53H263ZM12 55H11V57H13ZM82 55H83V54H80V58H81V60H82L83 57H85V58H86V61H87V60L90 61V62H87L86 64H92V63H91L92 58L90 57L91 55H89V56H84V55H83V57H81ZM95 55L97 56V53H96ZM114 55H115V56H114ZM189 55H191V54H189ZM49 56H50V55H49ZM61 56H62V55H61ZM101 56H103V57L101 58ZM116 56H117V58H116ZM170 56H173V57H174V55H170ZM170 56H169V57H170ZM194 56H195V55H194ZM230 56H231V55H230ZM232 56L234 57L235 55H232ZM232 56H231V58H232ZM237 56H238V55H237ZM14 57H15V56H14ZM39 57H38V58H39ZM42 57H41V58H42ZM88 57H90V60H89ZM187 57H188V55H187ZM242 57H243V56H241V58H242ZM250 57H251V56H250ZM8 58H10V57H8ZM17 58H19V57L17 56ZM73 58H74V56H73ZM97 58H98V56H97ZM100 58H101V60H100ZM175 58H177V56H176ZM225 58H226V57H225ZM244 58H245V60H247L246 57H244ZM227 59H228V61H227L226 63H224L221 67L219 66V63H218V67H215L216 65H214V64H213L212 62H210V61H207V63H205L204 67L202 68V75H203L202 80H201V82L198 81V84H199L200 86H204V87H205V86H206V87H210L209 85H211L212 88H213L212 90L215 91V92H217V91L214 89L216 85H217V86H218V85H219V86H222V87H224V88L230 90V92H231L232 94H234V95H236V96H239V97L244 101L245 104H247V105H252V107H253L252 109H253V111H254L257 115L264 113V78H263L262 80H257V78H256L257 76L255 77V76H253L251 73L248 74L244 69L240 68V67L237 65L236 60H233V59H230V58H227ZM49 60L47 61V63L49 62ZM56 60H57V58H56ZM69 60H70V57H69ZM75 60H76V56H75L74 60L72 59V62L74 61V62L72 63V64H74V66H76V64H77V62L75 63ZM108 60H109L111 63H110ZM119 60H118V61H119ZM252 60H253V58H252ZM22 61L20 60L19 63H22ZM78 61H79V60H78ZM83 61H84V60H83ZM86 61H84V64H85ZM93 61H94V58H93ZM120 61H119V62H120ZM123 61H121V63H122ZM223 61H224V60H223ZM239 61H240V60H239ZM253 61H254V60H253ZM33 62H34V61H33ZM57 62H58V61H57ZM96 62H97V61H96ZM105 62H106V61H105ZM245 62H246V61H245ZM261 62H262V60H261ZM81 63H83V62H81ZM121 63H120V65L122 66ZM248 63H249V62H248ZM250 63H251V61H250ZM250 63H249V64H250ZM30 64H31V63H30ZM30 64H29V65H30ZM33 64H34V63H33ZM42 64H43V65H42ZM49 64H50V63H48V65H49ZM86 64H85V66H86ZM115 64H116V65H115ZM190 64H192V63H190ZM195 64H196V63H194V65H195ZM197 64H198V63H197ZM215 64H217V63H215ZM29 65H27V66H29ZM40 65L37 64L38 67H32V68L41 69V67H39ZM92 65H93V64H92ZM92 65H91V66H92ZM103 65H104V62H103ZM103 65H102V68L104 67ZM106 65H105V66H106ZM120 65H119V63H118L119 68H121ZM23 66H24V65H23ZM31 66H32V65H30V66L28 67L29 71H31V70H30V69H31V68H30ZM91 66H90L89 68H91ZM192 66H193V64H192ZM24 67H25V66H24ZM79 67H80V64L78 65V69H76V70H77L78 72L83 71L82 68L79 69ZM81 67H82V65H81ZM172 67H173V68H172ZM179 67H180V66H179ZM49 68H50V66H49ZM52 68H53V67H52ZM76 68H77V67H76ZM89 68H88V70H89V72H90L91 69H89ZM92 68H93V66H92ZM105 68L102 69L101 72H100V69H99L98 72H94V73L97 74L96 76H98V78H100V77H103V76H104V75L102 74V73L104 72V73H105V76L108 78V80H107L108 82H109L110 80H111V82L114 81V80H113L114 78L111 79V77H115V76L117 77V75H116V74H113V75L110 74L109 71H108V72L105 71V70H106ZM136 68L139 70V72H138V70H137ZM44 69H46V68H44ZM44 69L41 70V71H40V70L33 69V71L35 70V73H39V72H41V73H39V75L42 74V75H40V77H44L43 75H45V73H46L47 76H48V75L50 74V73L48 74V72H45V73L43 74V72L45 71ZM84 69H85V68H84ZM86 69H87V68H86ZM95 69L97 70V68H95ZM95 69H94V70H95ZM135 69H136V70H135ZM11 70H12V69H11ZM80 70H81V71H80ZM94 70L92 69V71H94ZM103 70H104V71H103ZM179 70H180V68H179ZM36 71H37V72H36ZM38 71H39V72H38ZM42 71H43V72H42ZM55 72H56V71H55ZM58 72H59V71H58ZM121 72H120V74H121ZM13 73H14V72H13ZM26 73H27V72H26ZM35 73L33 72V76L35 75ZM53 73H54V72H53ZM53 73H52L50 76H53ZM59 73H60V72H59ZM87 73H88V71H87ZM87 73H86V70H85V73L82 72L81 74H83L84 77H85V76H88V74H91L92 72H90V73H88V74H87ZM106 73H108V74H106ZM134 73H135V74H134ZM29 74H32V73L29 72ZM55 74H56V73H55ZM55 74H54V75H55ZM86 74H87V75H86ZM95 74H94V76H95ZM98 74H99V75L101 74V75L99 76ZM109 74L111 75V77L109 76ZM120 74H119V76H120ZM133 74H134V75H133ZM250 74H251V75H250ZM27 75H28V74H27ZM39 75H38V76H39ZM57 75H58V74H57ZM57 75H55L54 77H56ZM59 75H60V74H59ZM59 75H58V76H59ZM102 75H103V76H102ZM107 75L110 77V80H109V77H108ZM114 75H115V76H114ZM200 75H201V74H200ZM12 76H13V75H12ZM30 76L32 77V75H30ZM38 76H35V77H38ZM90 76H91V75H90ZM90 76H88V77H90ZM94 76H93V77H94ZM122 76H123V75H122ZM122 76H120V77H122ZM136 76H137V74H136ZM8 77H9V76H8ZM45 77H46V75H45ZM91 77H92V76H91ZM123 77H124V76H123ZM258 77H259V76H258ZM260 77H261V76H260ZM117 78H119V77H117ZM9 79H10V78H9ZM96 79H97V78H96ZM96 79H95V84H96V85H102V87H103V84H99V83H98V81H100L101 78H100L99 80L97 79V80H98L97 82H96ZM149 79H150V78H149ZM158 79H159V78H158ZM161 79H162V78H161ZM7 80H8V79H7ZM102 80L104 81L105 78L103 77ZM138 80H139V79H138ZM36 81H37V80H36ZM107 81H106V80L104 81V82H106V83H105V86H104L103 89H102L103 91H102V90L99 91V90H98L99 88L97 87V88H98V89H97L98 92H102V93H103V92H104V93L107 92V91L104 90V89H107V88H106V87L108 86ZM127 81H128V79H127ZM7 82H8V81H7ZM79 82H80V81H79ZM79 82H78V83H79ZM111 82H109V83L113 86V84H112ZM115 82H118V79H117V81L115 80ZM115 82H114V83H115ZM122 82H123V81H122ZM100 83H102V81H100ZM52 84H53V83H52ZM95 84H94V86L96 87ZM106 84H107V85H106ZM115 84H116V83H115ZM37 85H38V84H37ZM111 85H110V87H112ZM207 85H208V86H207ZM79 86H80V85H79ZM116 86H117V85H116ZM118 86H119V84H118ZM0 87H1V86H0ZM21 87H22V86H21ZM52 87H53V86H52ZM102 87H100V88H102ZM206 87H205V88H206ZM19 88H20V87H19ZM151 88H153V87H151ZM151 88H150V89H151ZM26 89H27V88H26ZM95 89H96V88H95ZM108 89H109V87H108ZM108 89H107V90H108ZM121 89H122L123 91H124V90H126L127 92L129 91L128 88H127V89H128V90H127V89L122 88V86H121ZM133 89H134V88H133ZM6 90H7V89H6ZM60 90H61V89H60ZM122 90H119V91H122ZM130 90H132V89L130 88ZM152 90H153V89H152ZM10 91H11V90H10ZM53 91H54V90H53ZM97 91H96V92H97ZM114 91H116V89H115ZM119 91L117 90L116 92H119ZM8 92H9V91H8ZM17 92H18V91H17ZM21 92H23V91H21ZM31 92H33V91H31ZM34 92H35V89H34ZM41 92H42V91H41ZM127 92H126V95H127ZM129 92H130V91H129ZM38 93H39V91H38ZM124 93H125V91H124ZM124 93H123V94H124ZM24 94H25V93H24ZM123 94H121V95L124 96L125 94H124V95H123ZM27 95H29V94H27ZM68 95H69V94H68ZM96 95H98V94L95 93L94 97H96ZM103 95H104V94H103ZM121 95L119 94V96H121ZM18 96H19V95H18ZM18 96H17V97H18ZM98 96H99V95H98ZM100 96H101V95H100ZM122 96H121L120 98H122ZM197 96H198V95H197ZM27 97H29V96H27ZM59 97H60V96H59ZM64 97H65V96H64ZM64 97H63V98H64ZM101 97H102V96H101ZM21 98H22V97H21ZM29 98H30V97H29ZM63 98H62V100H63ZM103 98H104V97H103ZM25 99H26V98H25ZM45 99H46V98H45ZM54 99H56V98H54ZM66 99H67V98H66ZM98 99H99V98H98ZM98 99H97V100H98ZM101 99H102V98H101ZM107 99H108V98H107V96H106V98H104L103 100L105 101V100H107ZM122 99H123L122 102L125 103L123 107L126 108L125 105H127V104H126V102H124V99H126V96L123 97ZM127 99H128V98H127ZM127 99H126V100H127ZM199 99H200V98H199ZM27 100H28V99H27ZM47 100H48V99H47ZM62 100H61V101H62ZM64 100H65V99H64ZM91 100H92V99H91ZM97 100H96V102H97ZM110 100H111V99H110ZM203 100H204V99H203ZM24 101H26V100H24ZM56 101H57V100H56ZM56 101H55V104H56ZM93 101H94V100H93ZM98 101H99V100H98ZM206 101H207V100H206ZM22 102H23V101H22ZM59 102H60V100H59ZM59 102H57V103H58V104L61 103V104H60L61 106H64V105H65V104H63V102H60V103H59ZM91 102H92V101H91ZM105 102H106V101H105ZM105 102L102 101L101 103H103V106L105 105L104 108H105V107L107 108L109 100H108L106 103H105ZM112 102H113V101H112ZM112 102H110L109 105H110V104L113 105L114 103H112ZM185 102H186V101H185ZM65 103H66V101H65ZM127 103H128V102H127ZM168 103H169V102H168ZM192 103H193V102H192ZM33 104H35V103H33ZM33 104H32V105H33ZM55 104H52L51 106H53L54 108L56 107V108L54 109V108L52 107V108H50V110H48V111H50V112H47V115L49 116V119H50V123H51L52 128H53L54 130H52L51 127H50L51 131H50V130H46V128H47L46 126L48 125V123H46L47 125L45 126L46 128L44 129L43 126H44L45 124L43 125L42 122H40L42 119H40L39 122L41 123L42 126H41V125H37L35 128H38L39 126H40V128H41V127H43V128H42L41 130H40V128L37 129V130H35V129L32 130L33 132L36 131L37 139H38V138L40 137V135L42 134V135H43L42 139L45 140L44 136H47V135H45V133H48V131H50L51 133L55 132V129L58 128V126H59L58 123L60 122V120H61V118H62V116H63L62 114H64V116H65L66 113H67L68 115L70 114L69 116H72V115H71V114H73V113H71V111H72V106H71V107L69 106V107H70V108H69V112H70V113H69L68 110L66 109V108H68L67 106H65V107H66L65 110H64V108H63V111H62V110H61L62 107H61V109H58L57 112H56L55 110L58 108V104H57V106H56ZM95 104H96V103H95ZM190 104H191V103H190ZM190 104H189V105H190ZM195 104H196V103H195ZM207 104H208V103H207ZM9 105H10V103H9ZM32 105H31V106H32ZM46 105H47V104H46ZM66 105H68V102L66 103ZM83 105H84V104H83ZM85 105H86V106H85ZM85 105H84L85 107L79 105L80 110H82L81 108L84 107L82 111L77 110V109H78L77 105L73 106V108L75 107L76 110H77L74 114H76V113L79 112V111H80L79 113H82V112L84 111L85 108L87 109V108H88V107H87V104H85ZM88 105H89V104H88ZM90 105H91V103H90ZM96 105H97V104H96ZM112 105H110V107H111ZM122 105H123V104H122ZM122 105L120 104L119 107L122 106ZM215 105H216V102H215ZM215 105H214V106H215ZM237 105H238V104H237ZM241 105H242V104H241ZM42 106H43V105H42ZM99 106H101V105H99ZM113 106L117 107L118 104H117V105L114 104ZM113 106H112V107H113ZM173 106H174V105H173ZM187 106H188V105H187ZM187 106H186V107H187ZM199 106H200V105H199ZM201 106H202V105H201ZM33 107L36 108L37 106L35 107V105H33ZM46 107H47V106H46ZM115 107H114V108H115ZM128 107H130L129 104L127 105V109H129ZM184 107H185V106H184ZM197 107H198V106H197ZM203 107H206V106L203 105ZM212 107H213V105H212ZM235 107H236V106H235ZM237 107H238V106H237ZM3 108H4V107H3ZM3 108H2V109H3ZM12 108H13V110H14L15 107H12ZM101 108H102V107H101ZM101 108L98 109V110H101ZM171 108H172V107H171ZM193 108H194V107H193ZM193 108H191V110H193ZM201 108H202V107H201ZM216 108H217V105H216ZM216 108H215V109H216ZM6 109H7V108H6ZM29 109H30V110H33L32 107H30ZM29 109H28V111H29ZM44 109H45V108H44ZM92 109H94V108H92ZM95 109H97V108H95ZM102 109H103V108H102ZM118 109H119V108H117V109H113V108H112V113L116 114V116L113 115V114H112V116H110V114H111V113H110L111 108L109 109V107H108V110H110L109 112H106L107 109H104V111L106 110L104 114L102 113V115H103L104 118L100 116V117H101L100 119L103 118V119H106V121H107V119H109V117H110V119H111V118L113 119V118L116 117V118L118 119V121H117V119H116L117 123H116L115 121H113V123H112V122H111L112 119H111V120L109 119L108 121H110V123H112L113 125H114V123H116L117 125H114V127H115V126H118L119 124H121V122H120V120H121V119H120V118H121L120 115H119V118L117 117V115H118L117 112L120 110V109H119V110H118ZM183 109H185V108H183ZM194 109H196V107H195ZM215 109H213V112H214ZM217 109H218V108H217ZM227 109H228V107H227ZM229 109H230V107H229ZM237 109H238V108H237ZM37 110H38V107H37V109L35 110V112H37ZM66 110H67V111H66ZM116 110H118V111L115 113ZM130 110H131V109H130ZM210 110H211V109H210ZM225 110H226V109H225ZM230 110H231V109H230ZM230 110H228V111L230 112ZM233 110H234V109H233ZM243 110H244V112H245V110H246L247 113H248L247 108H244ZM26 111H27V110H26ZM46 111H47V110H46ZM59 111H60V112L62 111L63 113H62V114H59V113H60ZM64 111H65V112H64ZM92 111H94V110H90V108H89V110L87 111V113H89V112H90V113H93ZM95 111H96V110H95ZM104 111H102V112H104ZM121 111H123V110H121ZM124 111H125V109H124ZM124 111H123V113H126V112H124ZM195 111L197 112L198 109L195 110ZM215 111H216V110H215ZM222 111H223V110H222ZM238 111H240V110L238 109ZM32 112H33V111H31L30 113H32ZM44 112H45V110H44ZM100 112H101V111H100ZM217 112H218V110H217ZM236 112H237V111H236ZM251 112H252V111H251ZM30 113H29V114H30ZM79 113H78V115H79V116L81 117V119L84 121V119L86 118L87 115L83 113L84 116H85V117H84V116H82V115L79 114ZM95 113H96V114H95ZM97 113H99V111L94 112V115L92 114V117L95 116V115H96L95 118L99 117V114H97ZM118 113H119V112H118ZM197 113L200 114L201 112L198 111ZM220 113H221V112H220ZM230 113H231V112H230ZM241 113H242V111H241ZM252 113H253V112H252ZM252 113H251V114H252ZM255 113H254V114H255ZM0 114H1V113H0ZM27 114H28V113H27ZM74 114H73V115H74ZM107 114H108V115H107ZM128 114H129V113H128ZM159 114H160V113H159ZM189 114H192L193 116L196 117V114H195L194 111H191ZM206 114H208V113H206ZM209 114H210V113H209ZM237 114H238V113H237ZM8 115H9V113H8ZM33 115H34V112H33ZM33 115L31 114L30 116L33 117ZM35 115H36V114H35ZM35 115H34V116H35ZM38 115H39V114H38ZM41 115H42V113H41ZM68 115H67V116H68ZM124 115H126V114H124ZM129 115H130V114H129ZM134 115H135V114H134ZM200 115H201V114H200ZM211 115H212V114H211ZM223 115L226 116V114H223ZM242 115H243V114H242ZM25 116H26V115H25ZM48 116H46V119H47ZM64 116H63V117H64ZM74 116L76 117L75 119L79 120V119H78L79 116H77V114L74 115ZM74 116H73V117H74ZM89 116H90V117H89ZM89 116H87V118L85 119V120H86V121H85L86 124L89 122L88 119L92 118V117H91V114H89ZM107 116H108V118H107ZM114 116H115V117H114ZM225 116H222V117H225ZM227 116H228V115H227ZM227 116H226V118H227ZM238 116H241V114L238 115ZM260 116H261V115H260ZM32 117H28V118H32ZM35 117L38 118V116H35ZM35 117H33V118H35ZM39 117H40V116H39ZM59 117H60V120H59ZM82 117H84V118H82ZM88 117H89V118H88ZM122 117H123V116H122ZM210 117H211V119H208L209 116L206 117V120H208V121H207V123H205V124H207V128H208V127H209V128H212V131L215 130V131L218 133V136L221 137V139H223V137H225V138L227 137V140H229V139L231 140V138H229L231 133L233 134V136H236V134H235L236 131L234 132V130H232V129H235L237 126L232 128L233 125L231 124V125H230L231 128H229V131H231V132H229L230 134L226 135L225 130H227V129H226V128H225V130H224L223 128L221 129V127H224L223 124L219 121V119L221 118V116L218 115V114H215L214 116L212 115V116H210ZM241 117H242V116H241ZM243 117L245 118L246 116L243 115ZM37 118H36V119H32V120L34 121V124H35V122L37 121ZM42 118H43V116H42ZM67 118H68V117H67ZM95 118H93V121H94ZM244 118H243L244 122H246V121L249 120V119H252L251 117H249V119H244ZM255 118H256V116H255ZM257 118H258V117H257ZM44 119H45V118H44ZM64 119H66V118H64ZM64 119L62 118V120L64 121L63 123H61L62 121L60 122L62 125H64V123H66L65 125H67L69 122L72 121V120L68 121L69 119H67V122H65ZM70 119H71V118H70ZM75 119L73 118V120H75ZM103 119H102V120H103ZM119 119H120V120H119ZM253 119H254V118H253ZM253 119H252V121H253ZM26 120H27V116H26ZM95 120H97V119H95ZM114 120H115V119H114ZM27 121H28V120H27ZM29 121H31V119H29ZM29 121H28V122H29ZM47 121H49V120H47ZM79 121H80V122H79L80 124L85 123V122H83V121H81V120H79ZM91 121H92V119H91ZM91 121L89 122V124L92 125V123H94V122H93V121L91 122ZM98 121H99V120H97V123H98ZM100 121H101V120H100ZM125 121H127L126 123L128 124V120H125ZM125 121H124V122H125ZM129 121L131 122L130 118H129ZM235 121H236V118H235ZM241 121H242V120H241ZM254 121H255V120H254ZM254 121H253V122H254ZM263 121H264V118H263V120H262V118H261V122H263ZM31 122H32V121H31ZM74 122H75V121H74ZM81 122H83V123H81ZM102 122H104V121H102ZM118 122H119V124H118ZM222 122H223V121H222ZM242 122H243V121H242ZM250 122H251V121H250ZM71 123H73V122H71ZM79 123H78V121H77L76 126H80ZM110 123H109V124H110ZM234 123H235V122H234ZM26 124H27V123H26ZM32 124H33V123H32ZM34 124H33V125H34ZM73 124H74V123H73ZM73 124H72V125H70V123L68 124V125L71 126V130H70V127H69V126L67 127V128H69V130H67V129H65V128L62 129L63 131L67 130V133H63L64 135H63L62 137L66 138V140H67V138H68V140H69L68 142H70V140H71V138H72L71 135H73L74 139H76V138H75V136L77 135L76 133L79 132V131H77L78 127H76V126L74 127ZM78 124H79V125H78ZM106 124L108 125V122H105L104 125L101 123V125H103V128L101 127L102 129H100V128H99V129L102 131L104 128H107V130H108V127H106ZM123 124H124V123H123ZM127 124H126V126H127ZM249 124H250V123H249ZM33 125H32V126H33ZM91 125H90L89 128H92V130L89 129V128H87V129H88L87 131L91 130V131H93V133H95V131H94L95 129H93V127H92L93 125H92V126H91ZM110 125H111V124H110ZM124 125H125V124H124ZM129 125H130L131 127L133 126V124L131 125V123L128 124V126H129ZM224 125H225V124H224ZM263 125H264V124H263ZM263 125L260 127V124H259L258 127L263 128ZM32 126H30L31 129H32ZM34 126H35V125H34ZM48 126H50V125H48ZM72 126H73V127H72ZM82 126H84V124L81 125V128H83ZM97 126H98V125H97ZM119 126H120V127H121V126L123 127V125H119ZM130 126H129V127H130ZM195 126H196V125H195ZM225 126L227 127V126H228V123H227ZM234 126H235V125H234ZM240 126H241V125L239 124L238 127H240ZM249 126H250V125H248V127H249ZM253 126H255V125H253ZM253 126L249 127V130L252 128V129L250 130V133H251V131H253V129L255 128V127H253ZM9 127H10V125H9ZM22 127H23V124H22ZM64 127H65V126H64ZM94 127H95L98 131H100V130L98 129V127H100V126L96 127V123H95V126H94ZM109 127H110V126H109ZM120 127H117V132H118V130H119L118 128H120ZM205 127H206V126H205ZM242 127H245V125L242 126ZM256 127H257V126H256ZM258 127H257V128H258ZM30 128L28 127V129H30ZM110 128H111V129H110ZM110 128H109L110 130L113 129V128H112V125H111ZM115 128H116V127H115ZM115 128H114V129H115ZM126 128H127V127H126ZM132 128H133V127H132ZM203 128H204V127H203ZM227 128H228V127H227ZM246 128H247V125H246ZM246 128H245V130H243L244 128H242V132H243V131H246L247 134H249V133H248L249 130L246 129ZM10 129H11V128H10ZM10 129H9V130H10ZM31 129H30V132H31ZM47 129H48V128H47ZM58 129L60 130L61 128H58ZM114 129H113V130H114ZM124 129H125V128H122V132H123ZM128 129H130V128H128ZM128 129H127V130H128ZM204 129H205V128H204ZM230 129H231V130H230ZM238 129H239V131H240L241 128H238ZM238 129H237V130H238ZM255 129H256V128H255ZM20 130H23V129H20ZM34 130H35V131H34ZM39 130H40V134L38 133ZM59 130H58V132H57V130H56V135H57V133L59 134ZM78 130H79V129H78ZM82 130H83V129H82ZM107 130L105 129L104 131H107ZM120 130H121V128H120ZM193 130H194V129H193ZM209 130H211V129H209ZM247 130H248V131H247ZM256 130H257V129H256ZM256 130H255V131H256ZM258 130H259V129H258ZM258 130H257V131H258ZM26 131H28V130H26ZM63 131H62V132H63ZM69 131H70V132H69ZM76 131H77V132H76ZM101 131H100V132H101ZM125 131H126V129H125ZM125 131H124V132H125ZM130 131H131V130H130ZM130 131H129V132H130ZM202 131H203V129H202ZM206 131H208V129H206ZM212 131H211V132H212ZM215 131H214V132H215ZM227 131H228V130H227ZM255 131H254V132H255ZM257 131H256V134H257ZM259 131L261 132V130H259ZM262 131H263V130H262ZM1 132H2V131H1ZM30 132H28V136H27V137H29L30 140H31V137L33 138V135H34L35 133L33 134L32 132H31V133H30ZM50 132L48 133L49 135H51ZM60 132H61V131H60ZM62 132H61V133H62ZM65 132H66V131H65ZM107 132L110 133V134H108V135H110V136L112 135V137H117V136H116V133H117L116 131H112L113 133H111V131L108 130ZM197 132H198V131H197ZM216 132H215V133H216ZM233 132H234V133H233ZM240 132H241V131H240ZM242 132H241V135L244 134V132H243V134H242ZM254 132H253V134H252V133L250 134L251 136L253 135L252 138H255V137L257 136L256 134H254ZM29 133H30L31 136H29ZM37 133H38V134H37ZM85 133H86V132H85ZM85 133H84V134H85ZM101 133H102V132H101ZM101 133H99V134H101ZM105 133H106V132H105ZM114 133H115V135H114ZM144 133H145V132H144ZM144 133H143V134H144ZM183 133H184V135L187 134V132H186V133L183 132ZM198 133H199V132H198ZM209 133H210V132H209ZM237 133H238V132H237ZM261 133H262V132H261ZM261 133H260V134H261ZM4 134H6V133H3L2 136H3ZM17 134H18V133H17ZM67 134H68V135H67ZM82 134H83V131H82ZM82 134H80V135H82ZM102 134H104V132H103ZM120 134H121V133H120ZM120 134L117 133V135H120ZM122 134H125V133H122ZM149 134H150V133H149ZM149 134H148V135H149ZM180 134H181V133H180ZM207 134H208V133H207ZM234 134H235V135H234ZM0 135H1V134H0ZM24 135H25V133H24ZM24 135L22 136V135L19 134V136H20V137H23L22 139L25 141V139H24V138H25ZM38 135H39V136H38ZM59 135H60V134H59ZM85 135L87 136V134H85ZM88 135H90V133H88ZM93 135H94V134H92V136H93ZM95 135L98 136V133L96 132ZM108 135L105 134V138H101V139H105V140H103V141H106V139L111 140V139H109L110 136H108ZM113 135H114V136H113ZM126 135L128 136L129 134L126 133ZM150 135H151V134H150ZM150 135H149V136H150ZM190 135H192V133H191ZM194 135H197V133L195 132ZM194 135H193V136H194ZM212 135H214V134H212ZM215 135H216V134H215ZM245 135H246V133H245ZM255 135H256V136H255ZM261 135H262V134H261ZM4 136H5V135H4ZM36 136H35V140H36ZM66 136H68V137H66ZM69 136H70V139H69ZM77 136L79 137V133H78ZM77 136H76V137H77ZM82 136L85 137L84 135H82ZM97 136H95V137H97ZM127 136H126V137H127ZM141 136H142V135H140V137H138V139H139V138H142ZM146 136H147V135H146ZM166 136H167V134H166ZM170 136H171V135H170ZM197 136H198V135H197ZM202 136H203V135H202ZM208 136H209V138H210V135H209V134H208ZM208 136H207V137H208ZM228 136H229V137H228ZM231 136H232V135H231ZM233 136H232V137H233ZM243 136H244V135H243ZM243 136H241V139H242ZM254 136H255V137H254ZM263 136H264V135H263ZM5 137L7 138V135H6ZM62 137H61V136H60V138H59V137H58V138H57V137H54V138H55L54 143H56L55 145H57V144L60 145V146H57V147H58L57 149L59 150V153H61L60 155H58L59 157H58V156H57V157H51V156H53V155L51 154V156H50V151H49V152L44 151V152H46V154H42V153H44L42 149L45 150V148L47 147L46 145H47L48 143H46V144L43 143L41 137H40V140H41L42 142H40V143H42L41 145L44 144L46 147H44V146H40V148L42 147V149L40 150L42 153H39V154H42L43 157H46V156H47V158H49L48 161H50L51 163H52L51 160H53L54 162L58 160V162L61 163L59 160H63V159L60 158V157H63V156H61V155H64V150H65V149H63V146H61V145H62L61 142H63V138H62ZM101 137H103V136H101ZM106 137H108V138H106ZM118 137H119V136H118ZM122 137L124 138L123 135H122ZM126 137H125V138H126ZM174 137H175V136L171 137L172 140H173ZM191 137H192V136H191ZM191 137H190V138H191ZM198 137H201V136H198ZM203 137H204V136H203ZM216 137H217V136H216ZM236 137L238 138V137H240V136H236ZM236 137H235L234 139H236ZM3 138H4V137H2V138L0 137V139H3ZM6 138H5V139H6ZM81 138H82V137H80V140H81ZM127 138H128V137H127ZM130 138H131V137H129L128 140L125 139V141L122 140V142H121V140H119V141L121 142V143H120V148L122 147V145L125 146V148L123 149V151L126 150V148H127L126 146L128 145V143H127V145H126V144H122V143H124V142L126 143V142H128V141L131 142V140H129ZM166 138H167V137H166ZM168 138H169V136H168ZM168 138H167V139H168ZM177 138H178V137H177ZM212 138L214 139V141L216 140L215 137L212 136ZM212 138H210V139H212ZM217 138H218V137H217ZM228 138H229V139H228ZM263 138H264V137H263ZM263 138H262V136H261V139H260L259 141H261ZM13 139H15V138L13 137ZM13 139H12V140H13ZM20 139H21V138H20ZM27 139H28V138H27ZM56 139L59 140V141L61 140V142L59 143V141H56ZM72 139H73V138H72ZM95 139H96V138H95ZM95 139L92 137V140H95ZM99 139H100V136H98V140H99ZM101 139L99 140V142H98V140L96 139L97 141L94 142V143H95V146L101 144V143H100V142H101ZM113 139H114V138H112V141L114 142ZM121 139H122V138H121ZM149 139H151V137H150ZM153 139H154V138H153ZM153 139H151V140H153ZM163 139H164V137H163ZM174 139H175V138H174ZM188 139H189V138H188ZM203 139H204V138H203ZM219 139H220V138H219ZM219 139H218V140H219ZM234 139H233V140H234ZM238 139H240V138H238ZM238 139H236L235 141L238 142ZM241 139H240V140H241ZM243 139H244V138H243ZM246 139H247V137L245 138V140H246ZM249 139H250V138H248V141H247L248 144L252 143V141L249 140ZM12 140H10V141H12ZM30 140L28 139V141H30ZM64 140H65V139H64ZM78 140H79V139H77V141H78ZM80 140H79V141H80ZM83 140H85V139H83ZM115 140H116V139H115ZM126 140H127V141H126ZM139 140H141V139H139ZM142 140H143V139H142ZM156 140H157V139H156ZM176 140H177V139H176ZM183 140H184V138H183ZM195 140L198 141V143L196 142V143H197L196 147H197L198 145L201 146V144H200L201 142H200V141H202V139H201V140H200V139H199V140H198V139H195ZM195 140H191V139H189V143H191V141H192V144L194 145V147H195V144H196V143H193V142H194ZM218 140H217V141H218ZM240 140H239V141H240ZM253 140H254V139H253ZM5 141L7 142V140H4L3 143H4ZM10 141H8V144H9ZM24 141H23V142H24ZM26 141H27V140H26ZM32 141H33V140H31V142H32ZM37 141H39V140H37ZM49 141H50V142H49ZM71 141H72V140H71ZM77 141H76V140L73 141V144H74V142H75V143H77V145H78V143L80 144V145H78V146H81V143H80V142H77ZM136 141H137V139H136ZM179 141H180V138H179ZM179 141H178V142H179ZM181 141H182V140H181ZM185 141H186V140H185ZM217 141H216V142H217ZM221 141H222V140H221ZM224 141H225V139H224ZM235 141H234V142H235ZM249 141H251V142H249ZM6 142H5V143H6ZM13 142L15 143V146H16V145L18 146V144L20 143V142L18 143V141H13ZM13 142H12V143H13ZM23 142H22V143H23ZM31 142H30V143H31ZM47 142H49V144H48L49 147H47V149L51 148V146H52L53 148H51V150L54 151V148L56 149V146H55L54 144H50V143H51V138H50V136H49V139L47 140ZM52 142H53V141H52ZM57 142H58V143H57ZM66 142H67V141H66ZM66 142L63 143V145L66 144L65 147H66V149H67V148L70 147V146H67V143H66ZM81 142H83V143L85 144L87 141H86V142L81 141ZM91 142H92V141H91ZM96 142H98L99 144H96ZM116 142H117V141H116ZM116 142L112 143V145H114ZM132 142L135 143V142H134V139H133ZM132 142H131V143H132ZM153 142H154V141H153ZM165 142H166V141H165ZM165 142H164V143H165ZM173 142H174V141H173ZM176 142H177V141H176ZM206 142H207V141H205V144H206ZM229 142H230V141H229ZM243 142H244L243 140H242V142L240 141V143H242V144H241V145H242V146H241V149H242V150L244 149V151L241 152V150H239V149H240V147H239V146H240V143L238 142V143H239V144H238L239 146H238V145H236V146H238L239 149H237V150H238V152L240 151L241 153L239 152V153H240V158H238V157H235V158H238V159L240 160V162H241V158H242V156H243L242 161L244 162V161L246 160V164L248 165V164H249V161L247 162V158H246L247 156L245 157L244 154H243V153H245V149H246V153H245V155H246L247 153L250 154V152L253 151L252 149H255V147H257V146H256V143H257V145H258V144H261V143L254 141V142H256L255 144H254V143L250 144V147L247 146L248 144H246V146L249 147V148H245L246 146H245V144L243 145ZM262 142H264V141H262ZM3 143H2V146H3ZM5 143H4V145H5ZM10 143H11V142H10ZM27 143H28V142H27ZM30 143H29V144H30ZM34 143H37V142H34V141H33L32 145H33ZM89 143H90V141H89ZM106 143H107V146H109V145L111 144V143L108 144L109 141L106 142ZM131 143H130V145H131ZM136 143H137V142H136ZM138 143H139V142H138ZM185 143L188 144V140H187V142H185ZM185 143H182V144H183L184 146H186V147L184 148V146H183L182 148L185 149V150L187 149V151H188V149H189V151H190V149L193 147V145L189 144V145L187 146ZM222 143H223V142H222ZM244 143H245V142H244ZM70 144H71V142H70ZM87 144H88V143H87ZM90 144H91V143H90ZM104 144H105V143H104ZM104 144H103V145H104ZM121 144H122V145H121ZM140 144H141V147H142V145H143L142 142H140ZM173 144H174V146H173ZM173 144L171 145L172 147H175V145H176V147H177L178 145H179V146L181 145V144H179V143H178V144L173 143ZM211 144H212V143H211ZM230 144L234 145L232 142H231ZM236 144H237V143H236ZM253 144H254V145H253ZM263 144H264V143H263ZM6 145H7V143H6ZM9 145H10V144H9ZM9 145L3 147V150L6 151V149L8 148ZM22 145H23V144H22ZM32 145H30V146L28 145V148H29L30 151H31V149H32V148H30ZM36 145L39 147L40 144H39V145L36 144ZM50 145H51V146H50ZM74 145L76 146V144H74ZM92 145L94 146V144H92ZM115 145H119V143H118V144H115ZM130 145H128V148L133 147V150L129 149V150H126L127 152H123V154H124V153H125L126 155L128 154L127 157L130 155V154L128 153L129 151H132V153H133V151H136V152L133 153V154H135V153H138L139 151L142 150V149H138V147H140V145H139V146L136 145V147L133 146V145H132V146H130ZM190 145H191V146H190ZM207 145H208V144H207ZM226 145H227V144H226ZM251 145H252V147H251ZM11 146H13V145H11ZM17 146L15 147L16 149H17ZM25 146H26V143H25ZM33 146L35 147V144H34ZM86 146L88 147V145H86ZM137 146H138V147H137ZM161 146H162V145H161ZM189 146H190L191 148H188ZM243 146H245V147H243ZM254 146H255V147H254ZM13 147H14V146H13ZM13 147L10 148V146H9V148H8L9 151H7L6 153L8 154V152H10V154H11L12 151H13V153H12L13 155H11V156H13L14 159L16 158V156H18V157L20 156V158H18V160H19V161L22 160V161L24 162V161L29 157V158H28V159H29L28 163H29V162H31L30 159L33 158L34 161H35V158H37L36 156L34 157V155H36V154H35L36 151L34 152V150H33L34 147H33V149H32V150H33V151H32V154H28L29 152H28V153L24 152V153L26 154V156H27V155H29V156H28V157L24 156L23 159H21V158H22L21 156L24 155V154L22 153V155H20V153H21L20 151H21V150L19 151V152H20V153H19L17 150H13V149H14ZM20 147H21V146H20ZM61 147H62V148H61ZM71 147H73L72 144H71ZM87 147H86V149H87ZM90 147H91V146H90ZM105 147H106V146H105ZM109 147H110V146H109ZM118 147H119V146H117L116 149H117ZM141 147H140V148H141ZM180 147H181V146H180ZM206 147H208V146H206ZM226 147H227V146H226ZM232 147H233V146H231V147L229 148V146H228V147L226 148L227 150H229V154H230V152H232V150L230 151V149H231ZM234 147H235V146H234ZM238 147H237V148H238ZM253 147H254V148H253ZM259 147H261V148L263 147V148H264V146H261V145H259ZM0 148H1V147H0ZM12 148H13V149H12ZM21 148H22V147H21ZM25 148H26V147H25ZM73 148H74V147H73ZM75 148H76V147H75ZM80 148H81V147H80ZM95 148L97 149V147H95ZM98 148H99V146H98ZM128 148H127V149H128ZM134 148H135V149H134ZM143 148H144V146H143ZM158 148H159V147H158ZM177 148H178V147H177ZM177 148H176V149H177ZM182 148H180V149L178 148L179 151H180ZM204 148H205V145H204ZM257 148H258V147H257ZM261 148H259V149H261ZM263 148H262V149H263ZM8 149H7V150H8ZM10 149H12V151H10ZM18 149H19V148H18ZM38 149H39V148H37V150H38ZM47 149H46V150H47ZM61 149L63 150V152L60 151ZM69 149H70V148H69ZM69 149H68V150H69ZM76 149H77V148H76ZM82 149L85 150L84 148H82ZM88 149H89V150H92V149H93L91 152H94V151H95L96 156L98 155V153H97V152L99 151L98 149H97L98 151H96V149L94 150L93 147H92V149L88 147ZM103 149H104V147H103ZM108 149H111V148H108ZM146 149H148V148H146ZM165 149H166V148H165ZM178 149H177V150H178ZM183 149H182V150H183ZM192 149H193V151H194V154H196V152H198L199 149H201V151H203L201 147H200V148L198 147V149H197L198 151L196 150V148H192ZM194 149H195V150H194ZM222 149H223V148H222ZM224 149H225V148H224ZM226 149H225V150H226ZM232 149H234V148H232ZM247 149H248V150L251 149V151H250V152H247V151H248ZM259 149H258V150H259ZM58 150H57V151H58ZM73 150H75V149H72V148H71V151H73ZM78 150H79V148H78ZM105 150H107V149L105 148ZM113 150H114V147H113L112 151H113ZM120 150H121V149H118L119 152H120ZM150 150H151V149H150ZM150 150H146V151H149V152H150ZM154 150H155V149H154ZM209 150H210V149H209ZM212 150H213V151H216L215 149H211V151H212ZM220 150H221V149H220ZM220 150H219V153L222 152V156L219 155L218 157H216L217 155H214V156L217 158V160L214 161V162L216 163V164H215L216 166H215V167L213 166V167L210 168V169H211V171H210L211 173L208 172V173H207V176L210 177V175L212 174L211 179H214V178H216V179H220L218 182H220L221 179H222V177L225 176L226 179H227V177H228V179H229L228 181H230V178H231L230 175H229V173H230V169H229V167L227 166V164H224V163L222 164V163H220V162H217V161H218V158L221 160V159H224V157H225V150H223L224 152H223V151H220ZM255 150H256V149H255ZM258 150H257L256 152H258V153L260 154V156H261V152L258 151ZM16 151H17L18 153H17ZM38 151H39V150H38ZM47 151H48V150H47ZM101 151H103V150H101ZM107 151H108V150H107ZM109 151H111V150H109ZM114 151H115V150H114ZM114 151H113L112 154H116V153H117V156H118L119 154L122 153V152H121V153L118 154V151H115L116 153H114ZM137 151H138V152H137ZM163 151H164V150H163ZM165 151H166V150H165ZM171 151H172V150H171ZM201 151H200V152H201ZM207 151H208V150H207ZM207 151H205V152H204V151L201 152L202 155L205 153V154H208V156H209V155L211 156V155H212V152H211V154H209V153H206ZM233 151H234V150H233ZM261 151H262V150H261ZM0 152H1V151H0ZM3 152H4V151H3ZM3 152H2V153H3ZM33 152H34V155H33ZM54 152H55V151H54ZM77 152H78V151H77ZM89 152H90V151H89ZM103 152H104V151H103ZM105 152H106V151H105ZM105 152H104V154L102 153L103 157L106 155ZM185 152H186V151H185ZM185 152H184V157H185L186 159H188V157H189L190 155H189L188 157H186V156H187V152H186V153H185ZM263 152H264V151H263ZM15 153H16V156H15ZM30 153H31V152H30ZM59 153H58V154H59ZM70 153H72V152H70ZM130 153H131V152H130ZM132 153H131V154H132ZM140 153H142V151L139 152L138 156H140ZM144 153H145V152H144ZM164 153H165V152H164ZM191 153H192V152H191ZM201 153H199V156L201 155ZM219 153L217 152V154H219ZM223 153H224V156H223ZM232 153H233V152H232ZM251 153H252V152H251ZM0 154H1V153H0ZM7 154H6V155H7ZM39 154H38V155H39ZM73 154H75V153L73 152ZM73 154H72V155H73ZM77 154H80V153H77ZM83 154H84V155L86 156V158H88V159H89V156H90V155L92 156V158H95L96 160L100 157V155H98L97 157H96V156L93 157L92 153H91L90 155H88V157H87V150H86V153L83 152ZM88 154H89V153H88ZM100 154H101V152H100ZM133 154H132L131 156H133ZM142 154H143V153H142ZM150 154H151V153H150ZM161 154H162V153H161ZM188 154H189V153H188ZM194 154H193V155H194ZM215 154H216V153H215ZM220 154H221V153H220ZM227 154H228V153H227ZM229 154H228V156L226 155V158H227V159H225V160H229V159L231 160V158H232L231 162H232V161H235V159H233V157H230ZM233 154L236 155L235 153H233ZM233 154H231V155H233ZM241 154H243V155L241 156ZM252 154L254 155V156L252 155L253 158H254V157L256 158V156H258L257 153H252ZM8 155H9V154H8ZM31 155H32V156H31ZM44 155H45V156H44ZM48 155H49V157H48ZM84 155H83V158H84V159H82V160H83L82 162H81L80 159H79V160L77 159L76 162H79V167H80V164L83 166V167H82V168H84L83 170H90V166H89V165H88L89 168H88V166H87V167L84 166V164H85V163H84V160L86 161V164H85V165H87V162H88V160L85 159ZM102 155H101L100 159L102 158ZM126 155L122 156V154H121L122 157H125ZM147 155H148V154H146V156H145V161H146L147 158H149V157H147ZM155 155H156V157H160V154L157 156V153H156ZM181 155H182V152H181ZM197 155H198V153H197ZM250 155H251V154H250ZM255 155H256V156H255ZM30 156H31V157H30ZM42 156H41V157H42ZM64 156L67 157V162H66V163H68V160L70 161V160H72V159L74 158V156L77 157V156H80V155H77V156H76V154H75L74 156H69V155H68L69 157L66 156V155H64ZM91 156H90V157H91ZM106 156H107V155H106ZM149 156L151 157L152 155H149ZM176 156H177V155H176ZM191 156H192V154H191ZM195 156H196V155H195ZM195 156H193V157H195ZM199 156H197V158L195 157L196 159H195V158H194V159H195L196 161H194V159H193V161H191L192 163H190V164H189V161H190V160L187 161V160L184 159V157H183V159H184L185 161L188 162V163H187V162L185 163V161L182 162L183 159L180 157L182 160L180 159L181 162H180V164H178V167L176 168V167L173 166V167L175 168V172H176V175H175L174 173H173V175H174V176L180 175V177L178 176L180 179H181V178H187V174H189V172H193V171H194L193 168L196 167V166H199V165L201 164V163H200V164L198 163V162H199L198 159L201 158V157H199ZM204 156H205V155H203V158H204ZM208 156H206L205 158H206V159H207V158H210V157H208ZM214 156H213V157H214ZM220 156H221V157H220ZM260 156H259V157H260ZM65 157H64V158H65ZM70 157H71V159H70ZM72 157H73V158H72ZM107 157H108V156H107ZM127 157H125V159H127ZM135 157H136V155H135ZM135 157H134V158H135ZM142 157L144 158V156H142ZM146 157H147V158H146ZM156 157H154V158H156ZM198 157H199V158H198ZM211 157H212V156H211ZM213 157H212V158H213ZM228 157H229V159H228ZM244 157H245V158H244ZM24 158H25V159H24ZM52 158H53V159H52ZM57 158H60V159H57ZM112 158H113V156H112ZM119 158H120V156H119ZM152 158H153V156H152ZM164 158H165V156H164ZM189 158H190V157H189ZM216 158H214V159H216ZM261 158H262V157H261ZM261 158H260V159H261ZM16 159H17V158H16ZM38 159H39V158H38ZM44 159H45V158H42V159H41V161H42V162L40 161V164H41V165H43V164L45 163V162H44V161H45ZM50 159H51V160H50ZM55 159H57V160H55ZM65 159H66V158H65ZM90 159H91V158H90ZM95 159H93V160H95ZM103 159H104V158H103ZM106 159H107V158H106ZM121 159L124 160V158H121ZM129 159H130V158H129ZM136 159H137V158H136ZM136 159H135V161H136ZM149 159H150V158H149ZM159 159H161V157H160ZM176 159L178 160L179 157H177ZM91 160H92V159H91ZM91 160H90L89 162H91ZM96 160H95V161H96ZM98 160H99V159H98ZM101 160H102V159H101ZM101 160L99 161V163H100V165H103V164H101V162H103V160H102V161H101ZM114 160H117V158L114 159ZM114 160L111 161V158H110L109 161L111 162V164H110V162H109V165L112 166V164L114 163ZM119 160H120V159H119ZM150 160H151V159H150ZM153 160H155V159H153ZM156 160H157V159H156ZM230 160L227 161V162L231 163ZM248 160L251 161V158H249ZM258 160H259V159H258ZM2 161H3V160H2ZM19 161H18V162H19ZM65 161H66V160H65ZM106 161H107V160H106ZM117 161H118V160H117ZM135 161H134V162H135ZM137 161H138V160H137ZM148 161H149V160H148ZM161 161H163V160H161ZM173 161L176 162V160H173ZM178 161H179V160H178ZM202 161H204V159H203ZM43 162H44V163H43ZM62 162H63V161H62ZM73 162H75V160H74ZM73 162H72V163H73ZM89 162H88V164H89ZM92 162L94 163V164H93V166H94V165H95V162H94V161H92ZM107 162H108V161H107ZM112 162H113V163H112ZM120 162H122V165H123V161L120 160ZM132 162H133V161H132ZM139 162H140L139 164H141V163L144 162V160H143V162H142V160L139 161ZM151 162H152V161H151ZM155 162H158V161H155ZM155 162H154V164H153V163H152V164L155 165ZM164 162H165V161H164ZM193 162L196 163V165L193 164ZM225 162H226V161H225ZM227 162H226V163H227ZM235 162H236V164L233 162V163H231V166H233L232 164H235V165H237V163L240 164V162H238V160L235 161ZM243 162H241V164H242ZM252 162H253V164L256 163L254 160H253ZM15 163H16V162H15ZM20 163H21V162H20ZM42 163H43V164H42ZM56 163H57V162H56ZM56 163H54V165H55ZM63 163H65V162H63ZM82 163H83V164H82ZM99 163H98V161H96L97 166L99 165ZM103 163H105V162H103ZM115 163H116V162H115ZM115 163H114V164H115ZM129 163H130V160H129ZM129 163H128V164H129ZM144 163H146V162H144ZM159 163H160V162H159ZM176 163H177V162H176ZM202 163H204V162H202ZM205 163H206V162H205ZM263 163H264V162H263ZM9 164H10V163H9ZM13 164H14V163H13ZM47 164H48V163L45 164L46 167L43 165V168H44V169L42 168L41 165H39V166L41 167V170L43 169V172H42L41 174L47 173V175H46V174H44V175L47 176V177H48L47 179L51 181V177H50V176H53V173L55 174L57 171H58V173H59V172L62 171V170H59V169H58V167H57L58 164H56L57 170H56V168H54V166H53V167H51V166L49 167V165H51V164H48V165H47ZM61 164H62V163H61ZM69 164H70V162H69ZM73 164H74V163H73ZM75 164H77V165H75ZM75 164H74V165H75L76 167H78V163H75ZM91 164H92V163H90V165H91ZM114 164H113V165H114ZM137 164H138V163H137ZM152 164H151V165H152ZM161 164H162V163H161ZM166 164H167V163H166ZM169 164H170V163H169ZM197 164H199V165H197ZM207 164L209 165V163H207ZM253 164H252V166H253ZM256 164H257V163H256ZM256 164H255V165H256ZM259 164H260V163H259ZM10 165H11V164H10ZM10 165H9V166H10ZM14 165H15V164H14ZM16 165L20 166V168L23 166L22 164H21L22 166L19 165V163H16ZM37 165H38V163H37ZM67 165H68V164H66V166H67ZM74 165H73V168H74ZM105 165H106V164H105ZM105 165H103L102 167L100 166V167L102 168V170H100V172L98 171L99 169H98L97 171H98L99 173H102L103 168H104ZM109 165H108V163H107V166H109ZM116 165H117V164H116ZM116 165L113 166V169H111L112 167H110V166L108 167V169L110 168V169H109V173H110V171L112 172V170L115 171L114 169H116V168L118 167V170L116 169V171H118V175H119V169L122 167V165H119V163H118V165L121 166V167H119L118 165L116 166ZM132 165H134V164H132ZM143 165H144V164H143ZM148 165H149V162H148ZM153 165H152L151 167H153ZM156 165H157V163H156ZM159 165H160V164H159ZM170 165H171V164H170ZM172 165H173V164H172ZM172 165H171V167H172ZM229 165H230V164H229ZM247 165H246V166H247ZM257 165H258V164H257ZM26 166H27L26 168H28V169L31 168V165H30L29 167H28V165H26ZM91 166H92V165H91ZM107 166H105V168H106ZM127 166H128V165H127ZM139 166H140V165H138V168H139ZM160 166H161V165H160ZM164 166H165V164H164ZM166 166L168 167L169 165H166ZM166 166H165V167H166ZM175 166H176V165H175ZM204 166H205V165H204ZM204 166H203V168H204ZM211 166H212V164H211ZM249 166L251 167V163H250ZM249 166H248V167H249ZM262 166H263V164H262ZM24 167H25V166H23L21 169H23ZM34 167H35V166H34ZM34 167H33V163H32V169H31V170H33ZM47 167H48V169H47L48 171L46 170ZM59 167L61 168L62 166L60 165ZM64 167H65V165H64ZM76 167H75V168H76ZM94 167H95V166H94ZM94 167H93V168H94ZM100 167H99V168H100ZM133 167H134V166H133ZM136 167H137V166H136ZM144 167H145V165H144ZM149 167H150V166H149ZM155 167H156V166H155ZM155 167H154V168H155ZM161 167L163 168V166H161ZM171 167H169V168H171ZM190 167H191V168H190ZM209 167H210V166H209ZM209 167H208V169H209ZM233 167H234V166H233ZM257 167H258V166H257ZM259 167H261V166L259 165ZM26 168H24V170H26ZM50 168L55 169V172H53V170H50ZM62 168H63V167H62ZM67 168L70 169L69 165H68ZM73 168H72V170H73ZM80 168H81V167H80ZM82 168H81V169H82ZM85 168H87V169H85ZM95 168H96V167H95ZM97 168H98V167H97ZM97 168H96V169H97ZM141 168H142V167L140 166V170H141ZM159 168H160V167H159ZM162 168H161L160 170H161V174H163V176H164V172H165V171L162 173V170H164V169H162ZM189 168H190V170H189ZM214 168H216V169H214ZM235 168H238V169H236V170H240V169H239V166H235ZM253 168H254V167H253ZM263 168H264V167H263ZM3 169H4V168H3ZM21 169H20V170H21ZM39 169H40V168H39ZM81 169L78 168V170H81ZM96 169H95V170H96ZM127 169H128V167H127ZM135 169H136V168H135ZM145 169H146V168H145ZM145 169H144V170H145ZM148 169L150 170V168H148ZM148 169H146V170H148ZM156 169H157V168H156ZM165 169H166V168H165ZM167 169H168V168H167ZM167 169H166V170H167ZM231 169H232V167H231ZM244 169H245L247 172L250 171L251 173H253L252 171H254V169H253V170H252V169H251V170H248V169H246V168H244ZM261 169H262V168H261ZM261 169H259V170H260V171L264 170V169H262V170H261ZM29 170H30V169H29ZM31 170H30V171H31ZM41 170L39 171V170H37V168H36L35 171H38V173H39V172H41ZM45 170H46V171H45ZM74 170L77 171L76 169H74ZM124 170H125V169H124ZM124 170L122 169L123 172H124ZM138 170H139V169H138ZM140 170H139V171H140ZM149 170L147 171L148 173H150ZM160 170H158V171H160ZM171 170L173 171V168L170 169V172H171ZM202 170H203V169H202ZM212 170H213V171H212ZM236 170L234 169V172H233L234 174L231 172V174L234 175V180H235V177L238 176V173H239V174L242 173V171H241V172L238 171V172H236V173H237V174H236L237 176H236V175H235V171H236ZM245 170H244L243 172H246ZM44 171H45V172H44ZM50 171H51V172H50ZM116 171H115V172H116ZM120 171H121V170H120ZM127 171H128V170H127ZM127 171H125V172H127ZM130 171H131V169H130ZM132 171H133V169H132ZM134 171H135V170H134ZM136 171H137V170H136ZM136 171H135V172H136ZM153 171H154V170H153ZM158 171H157V172H158ZM208 171H209V170H208ZM214 171H215V172H214ZM232 171H233V169H232ZM255 171H256V169H255ZM260 171H259V172H260ZM1 172H2V171H1ZM28 172H29V171H28ZM28 172H27V173H28ZM48 172H50V174H51V173H52V174L50 175V174H48ZM62 172H63V171H62ZM62 172H60L61 175H60V174H58V175L55 174V175L57 176V177L55 176V178H58V179H57L58 181H61V180L65 179V178H69V177H67V176L71 173V172H70V173L65 172L64 175H63ZM68 172H69V171H68ZM72 172L74 173V171H72ZM77 172H78V171H77ZM84 172H86V171H84ZM88 172H89V174L87 173L88 175L92 174L90 171H88ZM103 172H105V170H104ZM140 172H141V171H140ZM142 172H143V171H142ZM151 172H152V170H151ZM157 172H156V170H155V173H157ZM167 172H168V170H167ZM167 172H165L166 175H168ZM170 172H169V174H170ZM196 172H197V171H196ZM196 172H195V173H196ZM217 172H218V173H217ZM250 172H248V173L250 174ZM257 172H258V170H257ZM10 173H11V172H10ZM22 173H23L24 175L26 174L25 172H22ZM79 173H80V171L78 172V174H79ZM94 173H96V171H95ZM116 173H117V172H116ZM120 173H121V172H120ZM131 173H132V172H131ZM131 173H130L129 176H131V175L133 174V173H132V174H131ZM144 173H146V171L143 172L142 174H144ZM155 173H154V175H156V177L153 175V176L155 177V181H156V180L159 181L160 179L158 178L157 174H155ZM193 173H194V172H193ZM193 173H191V174H189V175H192L193 177L195 176L194 179L198 180V179H197V176H198V174L200 173V175H199L198 177H201V178L203 177L202 180L204 179V183L207 181L206 175H205V174H202L203 171L198 172L197 175H196L195 173H194V174H193ZM216 173H217V175H216ZM255 173H256V172H255ZM260 173L262 174V172H260ZM12 174H13V173H12ZM28 174H30V173H28ZM74 174H75V176L77 175L76 173H74ZM74 174H73V175H74ZM81 174H82V173H81ZM97 174H98V173H97ZM102 174H104V173H102ZM105 174H107V170H106V173H105ZM110 174H111V173H110ZM114 174H115V173H114ZM114 174H111V175L113 176ZM125 174H126V173H125ZM128 174H129V173L126 174V178L128 177ZM214 174H215V175H214ZM261 174H260V175H261ZM263 174H264V173H263ZM32 175H33V174H32ZM32 175H30V176H32ZM36 175H37V173H36ZM48 175H49V176H48ZM65 175H67V176L64 177ZM70 175H71V174H70ZM70 175H69V176H70ZM73 175H71L70 178H69V180H71L72 178L74 179V180H73V179L71 180V181H72V184H71V181H70V182L67 181V183L69 182V185H72V186H73V183H74V182H76V183L79 182V181H80L79 179H82V180H83V177L85 176L84 173H83L84 176L82 175L83 177H81V178H80L81 175H78L79 177H77V178H79V179H77V180H78V181H77V180H75V177H74ZM88 175H86L85 177L89 179V176H88ZM140 175H141V174H140ZM146 175H147V174H146ZM159 175H160V173H159ZM182 175H184V176L186 175V177H184V176H182ZM203 175H204V176H203ZM213 175H214L215 177H214ZM233 175H232V177H233ZM241 175H243V173H242ZM245 175L248 176L247 173L244 174V177H246ZM256 175H259V174H256ZM256 175H255V176H256ZM3 176H4V175H3ZM9 176H10V175H9ZM13 176H14V175H13ZM27 176H28V175H27ZM45 176H44V177H45ZM58 176H60V177H64V178H63V179H59ZM92 176H94V175H92ZM92 176H91V177H92ZM97 176H98L97 178L99 179V183H100L101 185H103V187H102V186H100V187H101V188H105V192L108 191V190H107V186H112L113 183H114V184L117 183V181H115V182H116V183H115L114 180H111V181H112V185L110 184L111 182L108 183V181H107V182L105 181V184H104L102 181L100 182V180L102 179L101 177H99L100 175H97ZM106 176H107V175H106ZM108 176H110V175L108 174ZM115 176H116V175H115ZM115 176H114V178H115ZM122 176H124V175H122ZM148 176H149V174H148ZM150 176H151V175H150ZM192 176H190L191 179H193ZM251 176L254 177L255 180H258V179H257L258 176L255 177V176H253L252 174H251ZM262 176H263V175H262ZM262 176H261V177H262ZM0 177H1V175H0ZM4 177H5V176H4ZM6 177H7V176H6ZM23 177H24V176H23ZM23 177H22V179H24L26 176H25L24 178H23ZM28 177H29V176H28ZM34 177H35V176H34ZM41 177H43V176L40 175V178H41ZM85 177H84V178H85ZM91 177H90V179L93 180V181H95V182H97V185H99V184H98V181H96L97 179L95 180V178L92 179L93 177H92V178H91ZM95 177H96V175H95ZM124 177H125V176H124ZM140 177H141V176H140ZM142 177H143V176H142ZM168 177H169V175H168ZM212 177H214V178H212ZM242 177H243V176H242ZM248 177H250V176H248ZM252 177H250V179L247 180V181L251 182V180H253ZM10 178H11V177H10ZM86 178H85V179H86ZM100 178H101V179H100ZM106 178L108 179V177H104V179H106ZM114 178L111 177V178H109V179H114ZM161 178H163V177H161ZM164 178L167 179L166 176H165ZM164 178H163V179H164ZM169 178H170V177H169ZM173 178L176 179V177H173ZM201 178H200V179H201ZM238 178L241 180V177H238ZM238 178H236V179L238 180ZM251 178H252V179H251ZM258 178H259V177H258ZM5 179H6V178H5ZM27 179L29 180L30 178H27ZM27 179H26V180H27ZM45 179H46V177H45ZM85 179H84V184H85V182L88 180V179H86V181H85ZM104 179H103V180H104ZM115 179H116V178H115ZM120 179H121V177H120ZM123 179H125V178H123ZM130 179H131V178H130ZM144 179H145V178H144ZM152 179H153V178H152ZM177 179H178V178H177ZM180 179H179V181H180ZM194 179H193L192 181H194ZM200 179H199V181H200ZM223 179H224V178H223ZM223 179H222V181H223ZM226 179H225V180H226ZM259 179H260V178H259ZM12 180H13V178H12ZM37 180H38V179H37ZM57 180H55V182H56ZM67 180H68V179H67ZM128 180H129V179H128ZM138 180H139V179H138ZM186 180H187V179H186ZM186 180H184V182H186ZM188 180H189V179H188ZM202 180H201V182H202ZM209 180H210V179H209ZM209 180H208V181H209ZM225 180H224V183H225V184H228V183H226ZM234 180H233V181H234ZM261 180H262V179H261ZM263 180H264V178H263ZM2 181H3V180H2ZM2 181L0 182V190H1V188L3 189V187H4V185H5L4 183L6 182V181H3V183H2ZM34 181H36V180H34ZM58 181H57V182H58ZM73 181H74V182H73ZM109 181H110V180H109ZM153 181H154V179H153ZM155 181H154V182H155ZM157 181H156V182H157ZM164 181H165V180H164ZM171 181H172V180H171ZM176 181H178V180H176ZM179 181H178V182H179ZM181 181L183 182V179H182ZM190 181H191V180H190ZM210 181H211V180H210ZM210 181H209L210 184H208V183H207V184L210 185V191L212 192V194H214V193H213V190L211 189V187H213V186H211V185H212L213 183L215 184V182H213V183L211 184L212 181H211V182H210ZM222 181H221V183H219V184H222ZM7 182H8V181H7ZM7 182H6V183H7ZM21 182L24 183V181H21ZM29 182H30V181H29ZM53 182H54V181H53ZM91 182H92V181H91ZM120 182H122V180H121ZM120 182L118 181V183H119L120 185H122V183H125V182H122V183H120ZM146 182H147V181H146ZM184 182H183V183H184ZM201 182H200V183H201ZM218 182H216V183H218ZM238 182H239V181H238ZM252 182H253V181H252ZM259 182H261V181H259ZM9 183H10V182H9ZM12 183H13V182H12ZM17 183H18V182H17ZM17 183H16V186H19V188H21V186H23V185L25 186V184H26V183H24V184H22V185L20 186V185H17ZM35 183H36V182H35ZM46 183H47V182H46ZM59 183H60V182H59ZM59 183H57L58 186H60ZM67 183H66V182H65V183L63 182L64 187H65V186L69 187V186L67 185ZM129 183H130V182H129ZM131 183H132V182H131ZM140 183H141V182H140ZM143 183H144V182H143ZM161 183H162V182H161ZM167 183H168V182H167ZM172 183H173V182H172ZM172 183H171V184H172ZM195 183H197V182H195ZM195 183H194V185H196ZM202 183H203V182H202ZM204 183H203V184H204ZM224 183H223V184H224ZM242 183H243V181L241 182V184H242ZM257 183H258V182H256V184H255V183H252V184L255 185V186H254V188H255L254 191H255V190H256L255 192L258 191L257 194H259V191L262 190L261 188H262V185H263L264 183H263V181H262L263 184L260 183V185H257ZM29 184H33V183H29ZM37 184H38V183H37ZM43 184H44V183H43ZM79 184H81V183L79 182ZM79 184L77 185V184L74 183V185L77 186L76 191H77L78 193H80V194H78V193L76 194V191L73 190L74 188H76V187L74 186V188L72 187V190H73V192H74V191H75V192H74V193L71 192V191H72L71 188H68V190H71V191H69V192H71V193H69V194H67V195L71 196L70 194H74V195L76 194V195H75L76 199H79V196H81V193H82V192H83V193H86V192H87L86 189L89 188V186H91V184L88 185V184L86 183L87 186H88V187L85 188L86 191L83 189L82 192H79V190L82 188V186L78 187ZM119 184H118V186H117V184H116V185H115L116 187H114V188L120 187ZM191 184L193 185V183H191ZM197 184H198V183H197ZM207 184H206V186L209 187ZM245 184H246V181H245ZM245 184H244L243 186H245ZM8 185H9V184H8ZM8 185H6L7 188H8ZM26 185H27V184H26ZM33 185H34V184H33ZM57 185H56V186H57ZM81 185H83V183H82ZM130 185H131V184H130ZM134 185H135V184H134ZM138 185H139V183H138ZM153 185H155V184H153ZM157 185H158V184H157ZM157 185H156V186H157ZM173 185H174V183H173ZM229 185H230V186H229ZM229 185H228V188H227V186H225V187H226L227 189H229V190H232L234 187L237 188V189L239 188V186H237L238 184H237L235 181H234L233 183H232V182L229 183ZM11 186H12V185H11ZM29 186H31V185H29ZM40 186H41V185H40ZM44 186H46V185H44ZM85 186H86V185H85ZM104 186H105V187H104ZM122 186H123V185H122ZM122 186H121V189L123 188L122 190H124L125 186H126V187L128 186V182H127V184H125L123 187H122ZM140 186H141V185H140ZM159 186H160V185H159ZM161 186H162V185H161ZM164 186H165V185H164ZM166 186H167V185H166ZM196 186H197V185H196ZM199 186H200V185H199ZM201 186H204V185H201ZM215 186H216V185H215ZM223 186H224V185H223ZM250 186H251V184H250ZM257 186H260L261 188H260V187H257ZM263 186H264V185H263ZM9 187H10V186H9ZM14 187H15V186H14ZM25 187H26V186H25ZM38 187H39V186H38ZM38 187H37V188H38ZM60 187L62 188V186H60ZM64 187H63V188H64ZM67 187H66V188H67ZM91 187H92V186H91ZM98 187H99V186H98ZM128 187H129V186H128ZM128 187H127V189H129ZM133 187H136V186H132V188H133ZM143 187H144V186H143ZM143 187L141 186V188H142L141 191H143ZM149 187H150V186H149ZM152 187H153V186H152ZM170 187L173 188L174 186H169V188H170ZM176 187H177V186H175L174 188H176ZM179 187H181V186H178V189H179L180 191H182ZM186 187H188V184H187ZM225 187H224V188H225ZM12 188H13V187H12ZM23 188H24V187H23ZM28 188H29V187H28ZM33 188H34V186H33ZM45 188H46V187H45ZM50 188H51V187H50ZM63 188H62V189H63ZM130 188H131V186H130ZM132 188H131V190H132ZM136 188H137V187H136ZM141 188H139V189H141ZM156 188H157V187H156ZM156 188L154 187L153 189L156 190ZM174 188H173V189H174ZM184 188H185V186H184ZM218 188L221 189V187H219V185H218ZM224 188L221 189L220 191H223ZM235 188H234V189H235ZM8 189H10V188H8ZM15 189H16V187H15ZM17 189H18V188H17ZM17 189H16V190H17ZM25 189H27V188H25ZM40 189H41V188H38V190H40ZM58 189H59V191H61L60 188H58ZM58 189H57V190H58ZM78 189H79V190H78ZM121 189H120V188H119L118 190L114 189V191H115V190H116V191H119V190H120L119 192H121ZM127 189H125V191H126L127 193H129L131 190L129 189L130 191H129V190L127 191ZM170 189H171V188H170ZM182 189H183V188H182ZM203 189H204V188H203ZM247 189H248V187L246 186V188L243 187L241 191L243 192V194H244V192H245V193H247V194L250 195L249 198H250L251 200L249 199L250 202H249L248 204H251V206L249 205V207H250L251 209H252V208L255 209L254 206L256 205V203H258V201L256 202V200L259 199L260 202H261V201H262L261 199H263L264 197H263V198H259V197H258V198H254V197H256V193L253 192V193H255L254 195H253L252 193L250 194V192H249L250 188H249V190H247ZM257 189H258V190H257ZM4 190H6V188H4ZM4 190H3V191H4ZM48 190L51 191V189H48ZM53 190H56V189H54V186H53V189H52V192H51V193H52V194H56V193L58 192V191H57V192L55 191V193H53ZM90 190H91V189H90ZM92 190H93V188H92ZM99 190H100V189H99ZM101 190L103 191V189H101ZM136 190H138V189H136ZM136 190H135V191H136ZM144 190H145V189H144ZM151 190H152V188H151ZM155 190H154V191H155ZM158 190H160V188H159ZM161 190H162V189H161ZM174 190H176V189H174ZM179 190H178V191H179ZM191 190H192V188H191ZM193 190H195V189H193ZM214 190H215V188H214ZM216 190H217V189H216ZM238 190H240V188H239ZM238 190H237V192H238ZM6 191H7V190H6ZM8 191H9V190H8ZM33 191H34V189H33ZM35 191H36V190H35ZM80 191H81V190H80ZM88 191H89V190H88ZM111 191H112V189H111ZM114 191H113V192H114ZM135 191H134V192H135ZM138 191H139V194L141 195V191H140V190H138ZM138 191H137V192H138ZM152 191H153V190H152ZM154 191H153V194H154ZM156 191H157V190H156ZM164 191H165V190H164ZM170 191H171V190H170ZM170 191H169V192H170ZM205 191H206V190H205ZM205 191H204V192H205ZM224 191H225V190H224ZM224 191H223V192H224ZM250 191H251V190H250ZM263 191H264V190H262L261 192H262V194L264 195ZM11 192H12V191H11ZM15 192H16V191H15ZM29 192H30V191H29ZM63 192H64V194L66 195L67 192L65 193V190H64V189H63ZM109 192H110V191H109ZM145 192H146V191H144L143 193H145ZM159 192H160V191H159ZM185 192H186V191H185ZM185 192H184V193H185ZM195 192H196V191H195ZM197 192H201V191L198 190ZM211 192H210V193H211ZM235 192H236V191H235ZM8 193H9V192H8ZM8 193H7V194H8ZM24 193H26V191H24ZM27 193H28V192H27ZM36 193H37V192H36ZM91 193H92V192L90 191V194H91ZM122 193L124 194V192H122ZM122 193H121V195L123 196ZM130 193H132V196H133V194H134L133 198H134V197L136 198V197L138 196V194H135L136 192L133 193V190H132V192H130ZM157 193H158V192H157ZM164 193H166V192H164ZM170 193L172 194V191H171ZM184 193H183V194H184ZM221 193H222V192H221ZM239 193H241V192L239 191ZM2 194H3L2 191H0V195H1V196H2ZM5 194H6V193H5ZM7 194H6V195H7ZM30 194H31V193H30ZM40 194H41V190L39 191V194H38V195L40 196ZM52 194H51V197H52V198H50V199H52L51 201L55 202L53 196H57V195H53V196H52ZM57 194H58V197H56V198H57L56 201H58V199H59V201H60L61 199L64 200L65 197H66V196L64 197V196L62 195V193H57ZM59 194H60L61 196H60ZM87 194H88V193H87ZM90 194H89V195H90ZM93 194H96V193H94V191H93ZM114 194H115V193H114ZM114 194H113V196H114ZM116 194H117V193H116ZM116 194H115V197L117 198ZM118 194H119V193H118ZM125 194H126V193H125ZM125 194H124V195H125ZM145 194H146V193H145ZM155 194H156V192H155ZM174 194H176V191H175ZM188 194H189V193H188ZM191 194H192V193H191ZM204 194H206V193H204ZM216 194H217V195H215V196L213 195L214 197H211V198H212L211 200L208 199L207 202H210V201L213 202V200L216 199L215 202L218 203V204H216L215 202H213V204H214V203L216 204V207H215V204L212 205V206H214L215 208H217V205H219V206H218V211H217L216 209H215V211H212V209L210 210L209 207H208V205H207L206 203H203V202H205V200L201 203L202 205H207V208L210 210V216H211V217H213L214 215H216L217 212L220 213L221 211H220L219 209H222V210H223L224 206H226V204H227L226 201H225L226 204H224V202L220 199V197H222L223 195L219 197V196H218V192H216ZM232 194H233V193H232ZM262 194H260V196H261ZM3 195H4V194H3ZM35 195H36V194H35ZM47 195H48V194H47ZM74 195H73V196H74ZM78 195H79V196H78ZM136 195H137V196H136ZM140 195L138 196V199H141V198L143 197V194L141 195V196H142L141 198H140ZM146 195H147V194H146ZM161 195H162V194H161ZM163 195H164V194H163ZM193 195L195 196L196 193L193 194ZM230 195H231V194H230ZM234 195H235V194H234ZM251 195L254 196L253 199L255 200V205H252V203H251V202L253 201L252 198H251V197H252ZM263 195H262V196H263ZM8 196H9V195H8ZM10 196H11V195H10ZM32 196H33V195H32ZM49 196H50V195H49ZM62 196L64 197V199L62 198ZM86 196H87V195H86ZM94 196H95V195H94ZM127 196H131V195H127ZM132 196H131V197H132ZM148 196H149V195H148ZM150 196H151V195H150ZM155 196H156V195H155ZM155 196H153L154 199L152 198V199H153V200H152L153 202H154L155 198H158V196H156V197H155ZM166 196H167V195H166ZM170 196H171V195H170ZM189 196H191V195L189 194ZM198 196H199V195H198ZM205 196H206V195H205ZM216 196H218V197H216ZM232 196H233V195H232ZM239 196H241V195H239ZM244 196L246 197V194L243 195V198H244ZM258 196H259V195H258ZM2 197H3V196H2ZM22 197H23V196H22ZM25 197H26V195H25ZM59 197H61V198H59ZM77 197H78V198H77ZM90 197H91V196H90ZM100 197H101V196H100ZM100 197H99V198H100ZM109 197H110V196H109ZM109 197H108V198H109ZM118 197H119V196H118ZM120 197H121V196H120ZM131 197H127V198H130V200H132ZM225 197L227 198V194H226ZM234 197H235V196H233L232 199H233ZM237 197H238V195H237ZM10 198H11V197H10ZM28 198H29V197H28ZM28 198H27V199H28ZM35 198H36V197H35ZM73 198H74V197H73ZM73 198H72V199H73ZM99 198H98V199H99ZM102 198H103V197H102ZM124 198H125V197H124ZM124 198H123V200H124ZM127 198H126V199H127ZM143 198H144V197H143ZM148 198H149V197H148ZM159 198H160V197H159ZM180 198H181V194H180ZM183 198H184V199L187 198V194H186V196L183 197ZM183 198H182V199H183ZM203 198H204V197H203ZM12 199H13V198H12ZM50 199H49V201H50ZM87 199H88V198H87ZM109 199H110V198H109ZM111 199H112V198H111ZM121 199H122V198H121ZM136 199H137V198H136ZM138 199H137V200H138ZM192 199H193V198H192ZM192 199H191V200H192ZM222 199H223V198H222ZM1 200H2V199H1ZM1 200H0V203L2 202ZM6 200H7V199H6ZM8 200H9V199H8ZM33 200H34V199H33ZM33 200H32V201H33ZM62 200H61V202H63ZM68 200H69V199H68ZM84 200H85V198H84ZM104 200H105V199H104ZM127 200H128V199H127ZM127 200H126V201H127ZM171 200H172V199H171ZM173 200H174V199H173ZM173 200H172V201H173ZM186 200H187V199H186ZM186 200H182L181 203H182L183 201H185L187 206H188L189 204H191L192 206H194V204H195V205H198V204H199V201H198V203H193V202L188 201V203H189V204H188ZM234 200H236V201H234ZM234 200H233V201H234L233 204L235 205V203L237 202L238 198H236V199H234ZM240 200H242V196H241ZM247 200H248V199L244 198V200H242V201L244 202V201H247ZM28 201H30V200H28ZM34 201H36V202L39 203L41 200H40V201L34 200ZM42 201H43V199H42ZM49 201H48V202H49ZM69 201H71V200H69ZM113 201H114V200H113ZM113 201H112V203H113ZM117 201H118V202H122V201H120V200H117ZM117 201H115V202H117ZM142 201H144V200H143V199L140 200V202H142ZM157 201L160 202V199L157 200ZM164 201H165V199H164ZM172 201H171V203H172ZM179 201H180V200H179ZM227 201H228V200H227ZM233 201H232V202H233ZM5 202H8V201H5ZM9 202H11V201L9 200ZM78 202H79V201L77 200V203H78ZM128 202H129V201H128ZM128 202H127V204H129ZM138 202H139V200H138ZM153 202H152V203H153ZM166 202H167V200H166ZM166 202H165V204H167ZM169 202H170V200L168 201V203H169ZM185 202H183L182 204H181V203L179 204V202H175V203H176V204L178 203V205H182V207L185 208V204H184ZM196 202H197V200H196ZM230 202H231V201H230ZM240 202H241V201L237 202V204H236V209H238L239 211H243V212H241V213L248 212L247 210H249V209H247L246 211H245V209H243V210L241 209V210H240V206H241V207L244 206L243 203H241L243 206L240 204L239 208H237V207H238L237 205H238V203H240ZM253 202H254V201H253ZM260 202H259V203H260ZM29 203H30V202H28L29 208H31V210H33V209L35 210V208H33L34 205H33L32 203H30V204H29ZM46 203H47V202H46ZM70 203H74V201H73V202L71 201ZM90 203H91V202H90ZM100 203H102V202H100ZM130 203H131V202H130ZM147 203H148V205L150 204L148 201H147ZM162 203H163V202H161L160 204H162ZM192 203H193V204H192ZM222 203H223V204H222ZM259 203L256 205V209H257V210L255 209V212H256V213L258 212L259 209L262 210V211H263V209H264V207H263V209H262V208H258V205H260V207H261L262 204H263L264 202H263V203L261 202L260 204H259ZM34 204H35V203H34ZM39 204H40V203H39ZM39 204H38V205H39ZM41 204H42V203H41ZM48 204H49V206H50V203H47V205H48ZM51 204H54V203L51 202ZM55 204H57V203L55 202ZM59 204H60V203H59ZM67 204H68V202H66V204H65L66 206H65V207H68ZM75 204H76V203H75ZM82 204H83V202H82ZM85 204H86V203H85ZM85 204H84V205H85ZM91 204L93 205V202H92ZM91 204H89V205L91 206ZM102 204H103V203H102ZM114 204H115V203H114ZM124 204H125V203H124V201H123L121 205L124 206ZM133 204H135V203H133ZM133 204H132V205H133ZM136 204H137V202H136ZM136 204H135V205H136ZM145 204H146V203H145ZM155 204H159V203L156 202ZM155 204H154V206H157V207H158V205H155ZM165 204L163 203V206L161 205L160 208H161V207H165ZM173 204H174V202H173ZM173 204H172V205H171V204H170V205L168 204V205H169V206H172V208H173V207L176 208V206L173 205ZM183 204H184V205H183ZM2 205H3V203H2ZM4 205H6V204H4ZM14 205H15V204H14ZM31 205H33V206L31 207ZM38 205L35 204V206H38ZM62 205H64V204H62ZM73 205H74V204H73ZM97 205H99V204L97 203ZM152 205H153V204H152ZM152 205L150 204L151 207H152ZM202 205L197 206V207L202 208V209H199L200 211H204V210H203V207H204V206H202ZM0 206H1V204H0ZM49 206H48V207H49ZM52 206H53V205H52ZM57 206H58V205H57ZM111 206H112V205H111ZM133 206H134V205H133ZM136 206H137V205H136ZM136 206H134V207H136ZM141 206L144 207V205H141ZM150 206H149V207H150ZM154 206H153V207H154ZM169 206H168V207H169ZM187 206H186V207H187ZM12 207H13V206H12ZM27 207H28V206H27ZM41 207H43V206H41ZM70 207H72V206H70ZM74 207H75V208H74ZM74 207H73V211H72L73 213L70 214L71 217H72V216H75V215H77V214H81V213H83V212H81V210L83 211V208L80 210V207H81V206L78 207V205H76V206H74ZM77 207H78V209H79L80 211L77 210ZM82 207H83V206H82ZM91 207H92V206H91ZM91 207H88V206H87L86 208H87L88 210H90ZM96 207H97V206H96ZM96 207L94 208V210L98 212L97 209H98V208L100 209V207H99V206H98V208H96ZM125 207H126V206H125ZM138 207H140V206L138 205ZM138 207H137V210L139 209ZM151 207H150V208H151ZM153 207H152V208H153ZM157 207H156V208H157ZM205 207H206V206H205ZM214 207H212V208H214ZM221 207H222V208H221ZM5 208H6V207H5ZM39 208H40V207H39ZM45 208H46V207H45ZM50 208H52V207H50ZM89 208H90V209H89ZM103 208H104V207H103ZM103 208H102V209H103ZM128 208H129V207H128ZM150 208H147V210H144V211H145V214L142 213L143 210H142V212H141V208H140V210H138V211L141 212L143 215L146 216V215H147V214H146V211H148V209H150ZM156 208H155V209H156ZM160 208H159V210H158V211H160L159 213H161V211H162ZM166 208H167V205H166V207H165L163 210H165ZM170 208H171V207H170ZM177 208H178V207H177ZM188 208H189V210H190V208H191L190 205H189ZM188 208H187V209H188ZM194 208H196V207L194 206ZM207 208H205V209H206L205 211H208ZM225 208H226V207H225ZM225 208H224V209H225ZM243 208H244V207H243ZM7 209H8V208H7ZM27 209H28V208H27ZM48 209H49V208H47V210H48ZM54 209H55V208H54ZM59 209H60V205H59ZM61 209H62V208H61ZM67 209H68V208H67ZM69 209H70V208H69ZM74 209H76V210L74 211ZM84 209H85V208H84ZM102 209H101V210H102ZM105 209H106V207H105ZM110 209H111V208H110ZM123 209H124V208H123ZM143 209H145V208H143ZM155 209H154V210H155ZM179 209H180V208H179ZM179 209H178V210H179ZM185 209H186V208H185ZM187 209H186V210H187ZM191 209H192V208H191ZM231 209H232V208H231ZM233 209H234V208H233ZM251 209H250V212L252 211ZM4 210H5V209H4ZM13 210H14V209H13ZM45 210H46V209H45ZM55 210H56V209H55ZM55 210H54V212H55ZM62 210H63V209H62ZM65 210H66V208H65ZM101 210H99V212H98V213L100 214V215L98 214L99 218H101V217H100V216H101V213H100ZM129 210H131V209L129 208ZM137 210L135 209L136 212H137ZM150 210H151V209H150ZM169 210H170V209H169ZM169 210H168V208H167L166 211L168 212ZM171 210H173L172 212L175 211V209H171ZM227 210H228V208H227ZM6 211H7V210H6ZM35 211H36V210H35ZM38 211H39V209H38ZM68 211H69V210H68ZM68 211H67V212H68ZM78 211H79V213H78ZM103 211H104V212H107V211H105V210H103ZM103 211H102V212H103ZM114 211H116V210L114 209V210H113V213H114ZM126 211H127V210H124L123 214H125ZM133 211H134V210H133ZM156 211H157V210H156ZM158 211H157V212H158ZM196 211H197V210H196ZM211 211H212V212H211ZM225 211H226V209H225ZM239 211H237V212H235V213H239ZM262 211H261V212H262ZM42 212H43V211H42ZM64 212H65V211H64ZM67 212H66V213H67ZM74 212H76L77 214H75ZM88 212H92V209H91L90 211H87L86 213H88ZM136 212H134V215L136 214ZM149 212H150V211H149ZM162 212H163V211H162ZM164 212H165V211H164ZM179 212H180V211H179ZM227 212H228V211H227ZM261 212H260V214H261ZM8 213H9V211H8ZM16 213H17V212H16ZM33 213H35V212H33ZM40 213H41V212H40ZM56 213H59V211L56 212ZM109 213H110V212H108V214L105 213V214L107 215V217L111 214V213H110V214H109ZM118 213H120V212L117 211V216H118V215L121 216L122 213H121V214H118ZM128 213H129V212H128ZM141 213H139L140 216L142 215ZM170 213H171V212H170ZM201 213H203V212H201ZM206 213H209V211L206 212ZM222 213H224V212L222 211ZM248 213H249V212H248ZM11 214H12V213H11ZM36 214H38V213L36 212ZM43 214H44V213H43ZM45 214H46V213H45ZM63 214H65V213H63ZM73 214H74V215H73ZM84 214H85V213H84ZM150 214H151V213H150ZM157 214H158V213H157ZM157 214H156V215H157ZM161 214H162V215H161ZM161 214H160V215L158 214V217H159V218H161L160 216H162V217L164 216L163 213H161ZM166 214H167V213H166ZM180 214H181V213H180ZM194 214H195V213H194ZM227 214H228V213H227ZM227 214H225V215H227ZM239 214H240V213H239ZM239 214H236V216L239 217V216H240ZM245 214H247V213H245ZM251 214H253L254 216L257 215V214L255 215V213H253V211H252V213H249V216H250ZM258 214H259V213H258ZM263 214H264V213L262 212L261 215L263 216ZM18 215H19V214H18ZM47 215H48V213H47ZM49 215H50V214H49ZM60 215L62 216V214H60ZM60 215H59L60 218L58 217L57 219H60V221H63V222L65 223V220H64L65 217H62L63 219H61V216H60ZM143 215H142V216H143ZM156 215H155V216H156ZM174 215H175V216H178L179 219H176V217H175ZM174 215L172 214L171 216H172V217L174 216L176 220H180V217H179L178 214H177V215L174 214ZM197 215H199L198 212H197L196 216H197ZM207 215L209 216V214H207ZM219 215H221V214H219ZM238 215H239V216H238ZM14 216H15V215H14ZM35 216H36V215H35ZM41 216H43V215H40V217H41ZM56 216H57V215H56ZM67 216H68V215H67ZM85 216H86V219H87V220H85V223H86V221H90L89 219L92 218V217L89 216L90 218L88 219V218H87L88 215H86V214H85ZM85 216H83L84 219H85ZM103 216H104V215H103ZM119 216H118V218H119ZM122 216H123V215H122ZM125 216L127 217L126 214H125ZM132 216H133V215H132ZM147 216H148V215H147ZM147 216H146L145 219H144V216L141 217L142 220H143V219L146 220V219H147ZM169 216H170V215H169ZM169 216L165 215L164 218H165V217H166V218L168 217L167 221H169V218H171V217H169ZM184 216H185V215H184ZM201 216H204V215L201 214L200 217H201ZM242 216H243V214H242ZM37 217H39V216L37 215ZM37 217H36V218H37ZM40 217H39V218H40ZM43 217H44V216H43ZM68 217H69V216H68ZM93 217L96 218V215L93 216ZM112 217H113V216H112ZM115 217H116V216H115ZM128 217H129V216H128ZM134 217H135V216H134ZM148 217H149V216H148ZM150 217H151V216H150ZM152 217H153V215H152ZM174 217H173V219H174ZM182 217H183V216H182ZM226 217H228V215H227ZM240 217H241V216H240ZM240 217H239V218H240ZM260 217H261V216H260ZM263 217H264V216H263ZM32 218H34V217H32ZM32 218H31V219H32ZM46 218H47V217H46ZM51 218H52V220H53V217H52V216H51ZM69 218H70V217H69ZM69 218H68V219H69ZM79 218H80V216H79ZM99 218H98L97 220H99ZM104 218H105V217H104ZM108 218H111V216L108 217ZM108 218H107V219H108ZM124 218H125V217H123L122 220L125 221V223H129V226L132 225V223H133L132 231H133V229H137V227H138V229H139V226H140L142 220H137L136 224H134V221L132 222V219H133V218L129 219L128 222H126V219H127V218H125V219H124ZM129 218H130V217H129ZM155 218H156V217H155ZM155 218H153V219H155ZM159 218H158V219H155V222H153V223L157 224V223L159 222L160 224H163V225H162L163 228H164V226H165V228H166L167 226H166L165 223H164V222H167L166 219L161 218V219H163V221H164V222L162 223V221H158ZM186 218H187V217H186ZM196 218H198V216H197V217H194V219H195L196 222L198 223L199 218H198V219H196ZM202 218H203V217H202ZM202 218H201V219H202ZM204 218L207 219V217H205V216H204ZM219 218H220V217H219ZM231 218H232V217H231ZM242 218H243V217H242ZM242 218H241V219H242ZM249 218L251 219V216H250ZM249 218H248V219H249ZM254 218H255V217H254ZM254 218H252V219L255 220V221L257 222V224H258V221H259L260 219L257 221V220H256L257 218H255V219H254ZM258 218H259V215H258ZM37 219H38V218H37ZM55 219H56V218H55ZM65 219H66V221H69V220H70V219L67 220V217H66ZM84 219H83V220H84ZM107 219H106V220H107ZM111 219H112V218H111ZM114 219H115V218H114ZM116 219H117V218H116ZM134 219H135V218H134ZM148 219H149V218H148ZM148 219L145 221L146 224H147V222H148ZM151 219H152V218H151ZM153 219H152V221H154ZM182 219H183V220L179 221V222H181L182 224H179V223H178V226H177V223H176V226L174 225V223H173L174 226H173V225H170V223H169L170 221L167 223V225L169 226V229H170V228L172 229L173 227L176 228V232H175V230H174V231L171 230L173 233H176V234L181 235V236H183V235H182V233H180V231H183V232L188 231V230H186V229H187V227H188L189 225H188V226H186V225H187L188 223L190 224V222H191V220H189L188 223H185L186 219L184 220V217H183ZM209 219H211V218H208V220H209ZM212 219H213V218H212ZM217 219H218V218H217ZM228 219H230V218H228ZM232 219H233V218H232ZM245 219H246V217H245ZM250 219H249V221L251 222L250 224L253 225L252 223H254L255 221L253 222V221L250 220ZM48 220H49V218H48ZM48 220H47V221H48ZM74 220H75V219H74ZM92 220L94 221L95 219H92ZM92 220H91V221H92ZM149 220H150V219H149ZM156 220H157V223H156ZM170 220H171V219H170ZM208 220H206V221H208ZM213 220L216 221L215 218H214ZM213 220H212V221H213ZM223 220H224V219H223ZM28 221H30V220L28 219ZM33 221H34V220H33ZM47 221H46V222H47ZM54 221H55V220H54ZM56 221H57V220H56ZM81 221H82V220H81ZM91 221H90V222H91ZM93 221H92V222H93ZM101 221H102V220H101ZM104 221H105V220H104ZM104 221H103V222H104ZM107 221H110V219H108ZM113 221H114V223H113L112 225H114L115 228L119 227V225H115V223H116L115 220H113ZM118 221H119V223H120V230H121V226L123 225V226H122V227H123L122 229H123L124 231L122 232V234H123V233H126V232H125V229H124V226H125V225H124V222L121 223L122 221H121L120 219H118L116 224H119ZM120 221H121V222H120ZM173 221H174V220H173ZM227 221H228V220H227ZM227 221L225 220V222H227ZM232 221H234V220H232ZM232 221H231V222L229 221V222H230V223H229L230 225H231ZM261 221L264 222V219L261 220ZM30 222H31V221H30ZM30 222H28V224H31ZM58 222H59V221H58ZM90 222H89V223H90ZM130 222H132V223L130 224ZM174 222H175V221H174ZM176 222H177V221H176ZM186 222H187V221H186ZM193 222H194V221H193ZM199 222H200V221H199ZM204 222H205V220H204ZM235 222H236V221H235ZM235 222H234V224H235ZM43 223H45V222H43ZM53 223H55V222H53ZM66 223H67V222H66ZM68 223H69V222H68ZM70 223L73 224L74 222H73V223L70 222ZM70 223H69L68 226H67L68 228L70 227V226H69ZM82 223H83V222H82ZM93 223H94V222H93ZM108 223L110 224V222H108ZM142 223H143V221H142ZM145 223H143V224H145ZM159 223H158V225H160ZM183 223H184V224H183ZM201 223H203V219H202V222H201ZM248 223H249V222H248ZM47 224H48V223H47ZM74 224H76V223H74ZM87 224H88V223H86V225H84V226L90 227L89 224H88V225H87ZM98 224H99V223H98ZM121 224H122V225H121ZM193 224H194V223H192V225H193ZM211 224H212V223H211ZM211 224H210V225H211ZM225 224L227 225L228 222L225 223ZM229 224L227 225L228 227H229ZM236 224H238V223H236ZM236 224H235V225H236ZM5 225H6V224H5ZM60 225H61V224H60ZM65 225H67V224H65ZM90 225H91V223H90ZM134 225H137V226L134 227ZM141 225H142V224H141ZM179 225H183V227H181V230L179 229V227H180ZM202 225H203V224H202ZM204 225H206V224L204 223ZM215 225H217V223H216ZM240 225H241V224H240ZM262 225L264 226L263 223H261V225H259V226H261V227H259L260 229H264V227H263ZM26 226H28V225L26 224ZM32 226H33V227L31 228V230H32L33 228H34V229L39 228V227H37V226H35V227H36V228H35L34 225H33V223H32ZM63 226H64V225H61L60 228H62ZM91 226H92V225H91ZM110 226H111V225H110ZM116 226H117V227H116ZM143 226H145V225H143ZM147 226H148V228L150 227L149 225H147ZM147 226H145V227H147ZM162 226L160 225V227H158V228L161 229ZM184 226H186V229H184ZM196 226H197V225H196ZM196 226H195V227H196ZM207 226L209 227V221H208ZM223 226H225V225H223ZM254 226H256V223H254ZM28 227H29V226H28ZM48 227H49V226H48ZM58 227H59V226H58ZM79 227L82 228L83 225L79 226L78 224H76V226H74V227L72 226V227H70L69 229L66 228V229H67L66 231H65V229L62 228V229H63L62 231H65V232H66V233L64 232V234H67V235H68V233H69L68 230H70V234H72V233H71V230H73L74 228H75V232H74V231H73V232H74V233L77 232V233L74 234V235H75L74 237H72V235L70 236V234H69V237H63V236H62V239H63V240H60V241H63V243H61V245H60L59 247L52 246V242H51V241L48 242V239H47V238H48L47 231H48L49 229L47 228V225H45V230H44V232H43L42 234H39V233L37 232V230H34V229H33V233L36 234V237L40 240L39 242L41 243V245H42L43 247H45V248H48V247H49V248H51V249H52L53 247H55L56 249H54V250L57 251L58 253H60V254H58L57 256L61 257V259H62V257H63L64 259H66V260L69 259V260L67 261L68 264H78L77 262H79V264H82V263H80V261H81V262L83 261L84 264H86L87 262H88V264H89V263H90V264L93 263L91 259H95L94 257H96V256H94V257L92 256L93 258L90 259L92 263L89 262L90 260L87 261V258H88L87 255H89V257H90V255H92L93 253H92V254H88V253H87L88 250H87V252H83V251L81 252L79 248H80L82 245H86V246H88V247H92L93 251L95 250V251L98 252V256H99L100 254H102V255L104 256V254H105V258H104V259L101 260V257H100V260H101V261L98 262V261H97L98 258L95 259V262H94L95 264H150V262H152L153 258H155V257L153 256L154 253H153V255L150 256V254H149L148 251H150V250H151V251L154 250V252H155V247H156L157 244H159V241L161 240V238H160V240H159V241L157 242V244H156V241H157V238H156V237L158 236V234H156V235H157V236H156L155 234L152 233V234H153V237H150V233H149L150 231H149L148 233L146 232L145 234H143L144 237L146 238V241H147V242H145L144 245L148 247V249H146L145 246H144V248H145L146 250H145V252H143V253H145L143 256L146 257V254H147V257L150 256L151 259H150V260H149V259L147 260V259L144 257L146 260L142 261V260H141L142 258H141V259L138 258V259H139V262H140V261H142V262H140V263L138 262V263H137L136 260H133V261H132V256L135 255V254L132 255L133 253H131L132 250L134 249V245L130 244V243H131V242H130V239H127V237L122 236L120 233H118V232H116V231H113V232H110V233H104V234H103V233H100V232H98V231L95 229L94 225H93L94 228H93V227H90V228H86V227H84V228H86V229H88V230L91 229V228H93V229H91L90 231H87V233H86V231L82 233L83 230L80 232ZM127 227H128V226H127ZM151 227H152V226H151ZM199 227H200V226H198V229H200ZM219 227H221L220 224H219ZM240 227H241V226H240ZM240 227H239V228H240ZM262 227H263V228H262ZM7 228H8V227H7ZM71 228H72V229H71ZM112 228H113V227H112ZM130 228H131V226H130ZM130 228H129V229H130ZM155 228H156V227H154V229H155ZM163 228H162V229H163ZM188 228H189V227H188ZM196 228H197V227H196ZM196 228H195L194 230H195V231L197 230L196 232L198 233L199 231H198V229H196ZM201 228H202V227H201ZM213 228H214V227H213ZM215 228H216V226H215ZM224 228L226 229V227H224ZM230 228H231V227H230ZM232 228H234V227H232ZM232 228H231V229H232ZM239 228H238V227L235 228L236 231H237V232L235 231V236H236L237 233L240 232V230H241V232H242V230H243V233H244L245 230L242 229V228H241V229L239 230V232H238V229H239ZM249 228H252V229H253V226H252V227H248V229H249ZM39 229H40V228H39ZM41 229H42V228H41ZM51 229H52V228H51ZM150 229H152V228H150ZM154 229H153V230H154ZM156 229H157V228H156ZM159 229H158V230H159ZM162 229H161V231H159L158 233H165V234H166L168 228H167V229H163V230H165L166 232H165V231L162 232ZM173 229H174V228H173ZM177 229L179 230V233H180V234L177 233V232H178ZM183 229H184V230H183ZM209 229H210V227H209ZM227 229H228V228H227ZM227 229H226V230H227ZM235 229H233V230H235ZM248 229H246V231H247V232H246L247 234H245L246 236H247L248 234H250L249 232L252 231V229H249L250 231H249ZM260 229H258V230H260ZM31 230H30L29 233H31ZM53 230H54V229H53ZM116 230H117V229H116ZM118 230H119V229H118ZM185 230H186V231H185ZM215 230H217V229H215ZM222 230H223V227L220 229V231H222ZM258 230H257V231H258ZM39 231L41 232V230H39ZM111 231H112V230H111ZM143 231H144V230H143ZM143 231L141 230V232H143ZM171 231H170V232H171ZM189 231H190V230H189ZM195 231L192 230V232H195ZM200 231H201V230H200ZM228 231L231 233V231H230L229 229L227 230V232H228ZM248 231H249V232H248ZM55 232H56V230H55ZM108 232H109V231H108ZM139 232H140V231H139ZM141 232H140V233H141ZM153 232H154V231H153ZM170 232H169V233H170ZM222 232H226V231L223 230ZM229 232L226 233V234L229 235ZM241 232H240V235H238V236H240V237H241V236H242V237L245 236V235H244L243 233H241ZM263 232H264V231H263ZM56 233H57V232H56ZM154 233H155V232H154ZM186 233H187V232H186ZM186 233H185V234H186ZM201 233H202V231H201ZM219 233H220V232H219ZM232 233H233V231H232ZM232 233L230 234V238H231V236H232L231 239H234V238H235V237H233L234 233H233V235H232ZM258 233L260 234V236H258L259 234L256 236V235H255L256 233H255V234H254L255 238H256V237L259 238V237H262V236L264 235V234L261 232V230L258 231ZM14 234H15V233H14ZM50 234H51V233H50ZM52 234H53V233H52ZM165 234H164V236H165ZM171 234H172V233H171ZM187 234H188V233H187ZM194 234H195V233H194ZM242 234H243V235H242ZM0 235H1V234H0ZM20 235H21V234H20ZM30 235H31V234H30ZM55 235H56V234H55ZM160 235H161V234H159V236H160ZM166 235H167V234H166ZM178 235H177L176 237H178ZM197 235H202V234H196V236H197ZM205 235H206V236H205V237H206L205 240H206V241L208 240L207 243H210V242H211L210 240L212 239V237H213L214 235H212L211 237H210V235H209L210 238H208L207 233H206ZM217 235H218V234H217ZM224 235H225V233H224ZM224 235H223L222 239L224 238ZM261 235H262V236H261ZM31 236H32V235H31ZM53 236H54V235H53ZM53 236H50V237H53ZM162 236H163V234H162ZM162 236H160V237H162ZM164 236H163V237H164ZM168 236H169V235H168ZM192 236H193V235H192ZM219 236H220V234H219ZM246 236H245V237H246ZM3 237H4V236H3ZM10 237H11V236H10ZM56 237H57V235H56ZM169 237H170V236H169ZM183 237H187V236H183ZM189 237H190V240H191V241H192V239H194V236H193V238H191V236L189 235ZM197 237H198V236H197ZM202 237H203V235H202ZM205 237H203V238H205ZM217 237H218V236H217ZM220 237H221V236H220ZM242 237H241V238H242ZM18 238H19V240H20V237H18ZM24 238H25V237H24ZM24 238H22V239H24ZM54 238H55V236H54ZM167 238H168V237H166V238L164 237V239H166V241H168ZM171 238H172V237H171ZM255 238L253 237V239H255ZM0 239H2V238H0ZM8 239H11V238H8ZM13 239H14V238H13ZM30 239H31V238H30ZM38 239H36V240L38 241ZM164 239H162V240H164ZM178 239H179V238H176V240H178ZM184 239H185V238H184ZM187 239H188V238H187ZM197 239H198V238L195 237V241L193 242V244L196 243L197 245H199V243H198L199 240H197ZM199 239H200V237H199ZM217 239H220V240H221V238H216V237H215V240H217ZM225 239H226V238H225ZM235 239H238V238L236 237ZM242 239H245L246 241L249 240V239H248V236H247V238H242ZM253 239H252V240H253ZM261 239H262V238H261ZM261 239L259 238L260 242H261ZM32 240H34V239H32ZM170 240H171V239H170ZM181 240L183 241V238H181ZM226 240L231 241V240L228 239V238H227ZM238 240H239V241H238ZM238 240H237V241L240 242V239H238ZM257 240H258V239H257ZM259 240H258V241H259ZM5 241H6V243H8V244H10V242H11L10 240H9L10 242H8V240H6V239H5ZM5 241H4V242L2 241V243H5ZM179 241H180V239L178 240V242H179ZM185 241H186V239H185ZM185 241H184V242H185ZM237 241H235V242H237ZM241 241H242V240H241ZM255 241H256V240H255ZM263 241H264V237H263V239H262V243H263ZM0 242H1V241H0ZM14 242H15V241H14ZM18 242H19V241H18ZM33 242H34V241H33ZM33 242H32V244H34ZM39 242H38V244L40 245ZM97 242H98L99 244H97V247H96L95 243H97ZM170 242H171V241H170ZM201 242H202V241H201ZM201 242H200V243H201ZM220 242H221V241H220ZM220 242L218 241V243H220ZM232 242H233V240H232ZM6 243H5V244H6ZM48 243H50L49 246H47ZM58 243H59V242H58ZM85 243H86V244H85ZM185 243H186V242H185ZM191 243H192V242H191ZM202 243H203V242H202ZM202 243H201V244H202ZM207 243H205V244L203 243V245H200V246H204V248H205V247L208 246ZM221 243H222V242H221ZM223 243H224V242H223ZM240 243H242V242H240ZM262 243H261V249H260V252H261L262 249H263L262 252L264 251V243H263V245H262ZM8 244H7V245H8ZM11 244H12V243H11ZM11 244L8 245V246H10L11 249H12L14 246L12 247ZM21 244L24 246L23 242H22ZM27 244H28V241H27ZM35 244H36V243H35ZM44 244H45L46 246H45ZM87 244H88V245H87ZM168 244H169V243H168ZM196 244H194V245L197 246ZM215 244H216V242H215ZM225 244H226V246H227L228 243H224V244H221V245L216 244V245H215V249H216L215 251H218V250L221 251L222 248H220V249H218V248H219L220 246H222L223 248H225V246H224ZM246 244H247V243H246ZM248 244H249V243H248ZM253 244H255V242H253ZM22 245H20V247H21ZM94 245H95V246H94ZM110 245H113L114 247L112 248V247H110ZM164 245L166 246V242H165ZM178 245H180V243H179ZM186 245L188 246V242L186 243ZM186 245H185V246H186ZM205 245H206V246H205ZM255 245H257V244H255ZM3 246H4V244H3ZM8 246H7V248H6V246H4L5 249L2 250V249H1L2 245L0 244V250H1V251H0V264H19L20 262L22 263V260H21L22 258L20 257V256H21L20 253H21L22 251H18V248H19V247H18L17 249H12L13 251H17V252H14V253H13L12 250L8 248ZM15 246H16V245H15ZM23 246H22L21 249L19 248V250L24 249L25 246H24V247H23ZM27 246H28V245H27ZM27 246H26V247H27ZM29 246H30V245H29ZM42 246H41V247H42ZM51 246H52V247H51ZM86 246H85V247H86ZM160 246H161V248H162V245H161V244H160ZM187 246L185 247V249H183V251H184V250L187 251ZM195 246H194V247H195ZM217 246H219V247H217ZM231 246L233 247L232 244H231ZM231 246H230V247H231ZM257 246H260V243H259V245H257ZM262 246H263V247H262ZM16 247H17V246H16ZM16 247H14V248H16ZM60 247H61V250H60L61 252H59ZM78 247H79V248H78ZM94 247H96V249H95ZM139 247H140V246H139ZM171 247H172V246H171ZM179 247H181V246H179ZM208 247H209V246H208ZM211 247H213V246L211 245V246H210L209 248H207V249H211V250H212L213 248H211ZM230 247H226V248L231 249ZM234 247H235V243H234ZM234 247H233L234 250H232V252L234 251V252L236 253L237 251H235V248H237V247H238V248H241L242 246L240 247V246H237V245H236V247H235V248H234ZM243 247H245V245H244ZM254 247H256V246H254ZM29 248H30V247H29ZM34 248H35V247H34ZM34 248H33V250H34ZM45 248H42V249H41V248H38V249H36L35 251H36V252L38 251V252H37V255H38V253H39V251H40L39 249H41L42 252H43V250H45V252L51 250V249H50V250H49V249L46 250ZM57 248H59V249L57 250ZM83 248H84V247H83ZM140 248H142V247H140ZM158 248H159V250H161L160 247H158ZM163 248H164V246H163ZM168 248H169V247H168ZM200 248H202V247H200ZM204 248H203V249H204ZM226 248L224 249L225 253H226V250H227ZM238 248H237V249H238ZM85 249H86V248H85ZM97 249H98V250H97ZM217 249H218V250H217ZM246 249H247V248H246ZM31 250H32V248H31ZM81 250H82V248H81ZM83 250H84V249H83ZM141 250H142V249H139V251H141ZM147 250H148V251H147ZM157 250H158V249H157ZM163 250H164V249H163ZM194 250H196V249H194ZM194 250H192V252H193ZM238 250H239V249H238ZM242 250H244V248H242ZM252 250L254 251V248H253ZM255 250L258 251L259 249L257 248V249H255ZM2 251H4V252H2ZM142 251H144V250H142ZM146 251H147V252H146ZM176 251L179 252V250H176ZM188 251H189V250H188ZM188 251H187L186 253H188ZM228 251H229V250H227V252H228ZM230 251H231V250H230ZM244 251H246V250H244ZM247 251H250V249L248 248ZM253 251H252V252H253ZM18 252H20V253H19V260H20V262H18V261L16 260V258L18 257V255H17L16 253H18ZM40 252H41V251H40ZM45 252H44V253H45ZM91 252H92V251H90L89 253H91ZM97 252H95L94 254H96ZM152 252H153V251H152ZM165 252H166V251H165ZM199 252H200V251H199ZM207 252H208V251H207ZM211 252H212V251H211ZM218 252H219V251H218ZM218 252H217V253H218ZM221 252H222V251H221ZM221 252H220V253H221ZM240 252H242V251H240ZM258 252H259V251H258ZM260 252H259V253H260ZM262 252H261V253H262ZM46 253H47V252H46ZM55 253H56V252L53 251V254H54L53 257H56V254H55ZM80 253H87V254H84V255L87 256V258H85L86 256L83 257L84 255L82 254V255H83V256H82V259H83V260H80V257H81V256L79 257V254H80ZM99 253H100V254H99ZM103 253H104V254H103ZM156 253L158 254V253H160V252H156ZM156 253H155V255H157ZM169 253H170V252H169ZM182 253H183V252H182ZM220 253H218V254H220ZM230 253H231V252H230ZM230 253H228V254H230ZM235 253H231V254H233V257L235 256V259H236V260H237V259H238V260H241V258L239 259L238 257H236V256H237V253H236V255H234ZM249 253H251V252H249ZM249 253L247 252L245 255H248ZM261 253H260V254H261ZM51 254H52V250H51L50 253L43 254V255H44V256H45V255H46V256H52ZM148 254H149V255H148ZM160 254H161V253H160ZM160 254L157 255V256H161ZM178 254H179V255H178ZM178 254H176L177 257L181 255L180 253H178ZM183 254H185V253H183ZM183 254H182V255H183ZM215 254H216V252H215ZM221 254H222V253H221ZM223 254H224V253H223ZM255 254H256V252H255ZM260 254H257V255H260ZM16 255H17V257H16L15 260H14L13 257L16 256ZM23 255H24V253H23ZM102 255H101V256H102ZM106 255H107V257H106ZM131 255H132V256H131ZM138 255H139V254H138ZM172 255H173V256H172ZM172 255H171V257H174V254H172ZM187 255H188V254H187ZM196 255H198V252H197ZM211 255H212V254H211ZM216 255H217V254H216ZM225 255H226V254H225ZM225 255H223V258H224ZM32 256L35 258L34 255H31V257H32ZM98 256H97V257H98ZM139 256H140V255H139ZM139 256H137V257H139ZM141 256H142V254H141ZM143 256H142V257H143ZM152 256H153V258H152ZM164 256H165V257H168V256H170V255H168V254L165 253ZM176 256H175V257H176ZM229 256H232V255H229ZM238 256H239V255H238ZM240 256H242V255H240ZM240 256H239V257H240ZM248 256L251 257V254L248 255ZM10 257H11V258H10ZM26 257H27V256H26ZM33 257H32V258H33ZM150 257H149V258H150ZM165 257H164V260H165ZM175 257H174V258H175ZM177 257H176V258H177ZM184 257H186V256H184ZM184 257H183V259H184ZM193 257H195V256H193ZM217 257H218V255H217ZM219 257H221V256H219ZM256 257H257V256H256ZM260 257H261V255H260ZM12 258H13V259H12ZM20 258H21V259H20ZM28 258H30V257H28ZM28 258H27V259H28ZM38 258H39V257H38ZM57 258H58V257H57ZM84 258H85V260H84ZM102 258H103V257H102ZM144 258H143V259H144ZM156 258H158V257H156ZM176 258H175L174 261H173V258H171L172 260L169 261L168 259H170V258L168 257L167 260H168V262H169L170 264H172V263L176 264L175 262H177L178 259H179V261H180V262H179L180 264H182V263H183V264H187V263H190V264H191V262H187V263H186V261L181 263V261H183V260H181V258H182L181 256H180L178 259H176ZM213 258L216 259V257H212V259H213ZM226 258H227V257H226ZM244 258H245V257H242V259H244ZM248 258H249V257H248ZM248 258H246V260H245L246 263H243V264H249L250 259H248ZM254 258H255V257H254ZM258 258H259V256H258ZM261 258H262V257H261ZM40 259H41V264H45L44 262L42 263V261H43V260H42V257H40ZM40 259H39V260H40ZM50 259H52V257H51ZM50 259L45 258V260H47V261H46L47 263H48V260L51 261ZM59 259H60V258H58L57 261H56V260H55V261H56V263H58V264L60 263V264H61L62 262H59V261H61V260H59ZM134 259H135V258H134ZM138 259H137V261H138ZM215 259H213V260H214V261H213V264H214V262H215ZM36 260H38V259H36ZM36 260H35V261H36ZM58 260H59V261H58ZM157 260H159V258H158V259H155L154 261L157 262ZM176 260H177V261H176ZM189 260H190V259H189ZM191 260H192V259H191ZM207 260H208V259H207ZM223 260L225 261V263H226L227 261H228V262L230 261L231 264H233V263L235 264V262H236V260H233V258H232L233 263H232L231 260H225V258H224V259L219 260L218 262H215V263L223 264ZM238 260H237L238 263H242V262H241L242 260H241V261H238ZM257 260H259V259H257ZM13 261H14V262H13ZM71 261H72V262H71ZM85 261H86V262H85ZM96 261H97L98 263H97ZM154 261H153L152 263L157 264V263H155ZM159 261H160V262L163 261V256H161V259H160ZM172 261H173V262H172ZM216 261H217V259H216ZM221 261H222V263H220ZM16 262H17V263H16ZM25 262H26V260H25ZM36 262H37V261H36ZM160 262H159V263H160ZM165 262H167V261H165ZM171 262H172V263H171ZM197 262H198V261H197ZM197 262H196V263H197ZM211 262H212V261H211ZM228 262H227V263H228ZM230 262H229V263H230ZM54 263H55V262H54ZM54 263H53V264H54ZM56 263H55V264H56ZM67 263H65V260H64V263H63V264H67ZM152 263H151V264H152ZM159 263H158V264H159ZM192 263H193V262H192ZM196 263H195V264H196ZM225 263H224V264H225ZM23 264H24V263H23ZM39 264H40V263H39ZM160 264H161V263H160ZM162 264H168V263H164V262H163ZM193 264H194V263H193ZM198 264H199V262H198ZM210 264H212V263H210Z\"/></svg>", "mask_w": 264, "mask_h": 264}]
</instances>
